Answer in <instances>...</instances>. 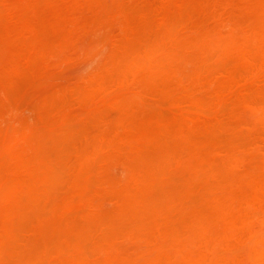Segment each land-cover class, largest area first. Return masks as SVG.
<instances>
[{
  "label": "rangeland",
  "instance_id": "obj_1",
  "mask_svg": "<svg viewBox=\"0 0 264 264\" xmlns=\"http://www.w3.org/2000/svg\"><path fill=\"white\" fill-rule=\"evenodd\" d=\"M2 1H3L4 3H3ZM7 1H8V0H0V13H1V16H2V17L0 16V27H1V30H2V29H5V27L7 26V27H6V28H8L7 32H9V30L12 31V29L14 28L15 25H14L13 27H12L11 25H12V24H16V26H15V28H14L15 30L13 29L14 31H12V33H13V32H16V27H17V25H18L19 22L22 20V18H24V15H27V16H29V17L25 16V20H27V18H29L30 20H29L28 22L30 23V25L28 24V22H27L26 24H24V25H25V26H26V25L29 26V28H30V29L32 28V30H33V28L36 29V30H35V31H36V34L33 33V35L35 34V35H34L35 37H34V39L32 38L34 41H35L36 39H38V37H39L40 39H41V38H44V40L46 39L45 41H47V40L49 41V39H52L51 41H53L54 39H57V37H56L55 35H59L60 37H58V38H60L61 40H60V41H57V40L55 41V40H54V42H57V43H55V44H53L54 42L52 43L51 41H49V42H50V43H49V42L47 41V42L45 43V44H47V45H46V46H43V41H44V40L41 39V41H42V43H41V42H39L40 39H38L39 41L37 42L38 44L36 43V47L32 46V48L34 47L33 50H34V52H35L34 55H32L31 53L29 54V52L32 51V50H31V49H30V50L28 49V48L30 47L29 45H28V48H27V43L29 42V43L32 44V45H35V43H34V42H30V40H29V41H27V40L30 39L29 37L32 36L31 33H32L34 30L32 31V30L29 29L30 32H31L29 35H27V34L25 33V32H26L25 30H24V32H23L22 30H19L20 33H22V32L24 33V35H23V34H22V35L24 36V37H23V40H24V42H26V44H23V45H22V43H21V40H20V44L18 45V42H19V41L17 42V39L19 40V37H18L19 35L13 33V34H15V36L18 37V38H16L14 35H11V33H8V34L11 35V36H10L11 38H12V36L15 37L14 40H13V39L11 40V42H12V41H14V42H12V43H11L12 45L10 44V46L13 47V43H14V48H15L16 45H18V46H16V47H23L24 45H26V46H24L25 48L23 47L24 50L27 48V50H25V51H24V50H21V51H20V50H18V49L16 48L15 53L13 52L14 49H13L12 52H11L12 54L14 53V55H16V53H17V57H19V59H20L21 57H24V58L27 57L28 61H27V62L25 61V64L27 63L28 67L23 66V65L20 63V61L17 62L16 59L13 58V59H14V63L17 62L16 64H18V66H19L20 64L23 66V67H19L20 69L17 67V65H14V67H13L12 64H14V63H13V62L11 63V62L7 61L8 58H6V59L4 58L5 60L2 59V58H3V55L6 56V53H5V54H4V53H3V54L0 53V55H1V57H0L1 61H2V62L4 61V63L7 65L6 67H4L5 65L3 66V63H2V66L0 65V68L3 67V71L5 72V74H7V73H6L7 71H8V73L10 74V73L12 72V69L15 71V68H16V72H13V73L16 75V77H17V75L19 76V77H17V79L15 78V75H14V74H13L14 77H13L12 75H10L12 78H11L10 76H7V75L4 76V75H5V74H3L4 72L0 69V73H1V71H2V74L0 75V80H1V83H0V84H1V85L4 84V86H5V84H8V85H6V86H8V88L5 86V88H6L7 91L9 90L10 87L15 88V92H16V93H13V95L15 94L14 97L17 96V97L19 98L20 96L23 95V96L20 98L21 100L19 99V100H20V103H19L18 99L15 98V99L18 101V102H17L18 105L15 103L16 100H15V102H14V99H13L12 103H13V104L15 103L17 106H16V105H15V106H14V105H11V104H12V103H11V100H7L6 98H9V97L11 98V95H12L11 93L14 91V89L11 90V88H10V90H11L10 92H11V93L8 91V92H7L8 95H6V94H4V93H6V90H5V89H2L1 86H0L2 92L4 91V93H0V104H1V103H2V104L5 103V102L2 101L3 99H5L4 101L7 102V107H6L7 109H6V110H8V112H6L5 109H3L4 111L1 110L2 108H5L4 106H6V103H5V105H4L3 107L1 106L2 104L0 105V115L2 116L1 119H3V117H5V118L8 117L7 114L10 115V116L8 117V119L6 118L7 120H5V121H2V120L0 119V127H1L0 131L3 130V129L5 130V131L3 130V132L1 131L0 135H1V134L3 135L4 132L6 133V132L10 131V133L8 132V138H9V140L5 137V136H7L6 134H4L5 136H4V135H3V136H0L1 139H3V138L5 137L3 140H1V139H0V140H1V142H3V144H4V140L7 139L8 141L5 142V145H6L8 142L11 143L10 141H13L14 139L19 140L21 143H20V142H18V143H20V145H23L22 148H23L24 150L26 149V151H27V152L24 151L23 154L20 152L21 155L23 156V158H22L21 155H20V156H21L20 158H16V157H14L13 155H14V154H17L18 150L21 149L20 147H19V149H15V147L17 148V146H19V145L16 143V140L13 141V142L16 144L15 146H14V144L11 145V147L9 146V144H8V146L6 145V146L9 147V148H7V147L5 146L7 150L4 149V148L2 147L3 144L0 142V148L2 147V151H3V153H4V154H2V151H1V149H0V155L2 154V155L0 156V161H1V162H0V167H1V168L3 167V168H2L3 171L0 170V171H1L0 174H1V175L4 174V175H2L3 177L0 176V179H1V178H5V179H1L2 181L0 180V186H1V183L4 181V182L2 183V188H1V189H2V192H6V188H8L7 186H10V185H11V186H10V190H11V189H14V187L12 188V185H13V186L17 185L18 182H16L15 179L20 177L21 172L19 173V171H20V170H21V171L24 170L26 167L28 168V165H27L26 167L24 166V167H23L24 169H20V170H19V168H18L17 171L15 170L16 173L14 172V173H15V175H14V174L11 173V172H13L12 170H14V169H16V168H14V169H13V168H12V169L8 168V169L11 170V172H10V171H8V169H5V166H6V167H8V166H9V167H11V166L13 167L14 164H11L12 162H14V163L17 162V161H18L17 159H19V161H21V160L24 159L25 156L28 155V154H29V155L26 157V158H28V159H26L28 162H29L30 159H31L30 157H32L33 159H34V158L37 159L36 157L38 156V157L40 158L39 154L41 153V151H42V153H43V154L41 153V154H42L41 156L45 155L44 153L48 152V153H47L48 155H45L46 160H47V159L51 160V157H54V159H55V158H58L60 155L64 156V157H65V162H66V164H64L65 162H64V163H63V162H59V160H62V158L64 159V157L61 156V157H62L61 159H59V160L56 159L54 162H53V161L50 162V161L48 160L49 163H46V162H48V161L45 160V162H42V165H44L43 163H45L44 166H45V168H47V167H51V166H52V164H51L52 162L55 163V162L57 161V162L55 163L56 166L59 165V164H57V163L59 162L60 165L57 166V168H54V169H58V167H59L61 170H63V171H61V172H63V173H66L67 171H71V172L67 175V178L70 177L69 180H70V181L72 180V181L75 183L76 181H74V180H76V179L73 178V173L76 172V170H78V171H77L78 173L74 175L76 178H78V176H79L80 174H83V173H80V170H81V171H82V170H83V171L86 170V169H82V167H83V166H81L82 164L86 165L85 168H87V170H89L90 167H91V170H93L92 174H93V173H96V172H97V170H96L97 168H98L99 170H102V169H104V165H107V164L105 163V164H103V165L101 164V165L98 167V163H99L98 160H100V159L97 160L98 163L96 162L97 166H96V164L93 163V162H91V163H93V164H90V161H91V160L93 161V160L95 159L96 155H97L99 158H101V156H100V151H101V150H102V151H101V155H103V154L105 153L104 150H106L107 148H108L107 151L109 150L108 152H111V151H112V154H111V153H108V154L113 155V152H118V150H117L116 148H119V150L121 151V150H122V148H121L122 146H121V145H122L124 142H125V143L128 142L127 144L129 145V147L126 146V147H127V149H126V147H125L124 145H127V144L124 143V144H123V146H124L123 149H126V150H125V151L123 150V152L121 151L122 153L120 152V153H121L120 156L123 157V158H124L125 155H128V154H129L127 158H126V157L124 158V159H126V160H125L126 162H127V160H129L130 157L134 158V156L132 155V153H131V154L129 153V152H130V151H129L130 149H133V150H131V151H133V152H135V154H137V153L140 152V150H141V148H142L141 153H139V156H137V155H138V154H137V155H135V157H136L135 159H131V158H130V159L133 160V161H136V160H139L140 162L143 161V164H142V162L140 163L139 161H137V162H139V164H140L141 166H143V165H144V166H147L148 162H151V161H152L155 165H158V166H155V165L152 163V164H153V168H152V169H154V166H155V170H159V169H160V171H163V172L165 171L166 173H168V172L170 173L171 170H173L174 172L168 174V177L166 178V179L170 178V179H168V180H171V178H172V179H173V178L176 179L177 177L180 176V175H179L180 172L176 173V170H178V169L180 168V166H179L178 169L174 170V169H175L176 167H178V165H179V164L176 165V161H178V158L175 157V159H177V160H176V161H173L174 159L172 160L170 157H171V156H174V154H175V156L178 155L177 157L182 156L183 154L186 155V154H188V153H183V152H184V151H188V150L192 147L191 145H192L193 143L195 144L194 146H198V145H196V144H200V143H199L200 141H197V143H196L195 141H193V143H192L191 145H189L190 143H188V146H191V147L188 149V146L186 145L187 143H182L183 141H182V142L180 141L181 138H186L187 136H188L189 138H190V137H193L192 135L194 134V132H196V133H200V134L204 135V133H206L207 131H210L211 129H212V130H213V129L216 130V129L219 128V129H218L219 131H222V130H223V133L220 132V135H221V134H224V133L226 132L225 129H227V131H228L226 134H228V133H229V134H233V133H234V134L231 136V139H237V140H233V144H234V145L232 144L230 138H229L230 141L227 140L228 144H229V142H231V144L233 145L232 148H231L232 145L230 146V145H228V144H227V145L225 144V143H226V140L223 141V138H221V137H224V136L217 137V136L214 135V134H215V132H214L215 130H213V131L211 130V131L214 132V133H212V132L210 131L209 134H208L209 137H211V136H212V137H213V136L216 137V138L214 139V141H216V139L219 138V139H218V142H216V145H219V146L214 145V146H216V147H214V146H213V143H212L213 140H212L211 144H210V142L208 143L209 147H212L211 149H215V150H216V149H220L219 147H220V146L222 147V145H220V144H221V143H220V140H221V142H222V143L224 142L223 144H225V145L227 146V148H228V146H230V148H231V151L229 150L230 153H227L228 151H227L226 153L229 154V156H233V157H235L234 159H236V157L238 156V155H237L238 153L235 151V147H236V146H235V143H234L235 141H236L238 144H239V142H240V145H238V146H241V145H242L243 147H244V146H247L246 143H249V141H251V140H252V144H253V140H254L253 138H255V136H257V134H256L255 136L252 135L251 137H253V138H252L251 140H249V141H248V138H250V137L246 136V137L244 138V140L246 139L247 142H245V141L242 140V138L244 137V134H242V135H243V137H242V136H241V132H239V134H240V136H241V139H240V138L238 137V136H239L238 131H239V129H241V128H240V127H241V126H240L241 124H237V120L240 121V117H236L237 114H235V113H237V112L234 113V112H228V111H229V109H231V106H232V105H233V106H232V109L234 110V109L236 108L237 110L235 109V111H238L239 108H237V107H240V108H242V107H244V106L246 107V106H247L246 104H248L247 108H248L249 110H251V108L253 107L252 104L254 103L253 101H255V105H256L257 109H256L255 106H254V108H253L251 111H254V113H255V112H256V113L258 112L257 114H260V115L263 114V112H261V111H263V109H264V102L260 104V102L257 103L256 101H258L259 99H260L259 101L262 100L261 97H259V93H261V89H262V93H263V90H264V89H263L264 87L261 88V89H259L260 91H258V89H257V87L264 86V85H262V83H264V67L262 68V66H261V65L264 64V63H262V59H264V57H263V53H259V52H258V51H261V52H262V51L264 50V49H263V50L260 49V48H262V46H263V48H264V34L261 33V32H264V28H263L262 31H261V23L264 24V0H256V1L254 2L255 5H253V3H252L253 1L251 2L252 4L249 2V1H251V0H228V1H224V2L221 1L222 3H221L219 0H217V1H211V0H209V1L213 2V3H207L208 1L206 2V1H204V0H203V1H202V0H197V1H200V2H198V3L201 4L202 6H203V4H202L203 2L205 3V5H206V3H207V5L209 4V6L206 5L207 8L205 7V5L203 6L204 8H206L205 10H203L204 8L202 7V8H203L202 11L200 10L201 13H200V11H199V13L201 14V16H195V15H199L198 13H195L196 11H198V10H196V9H198V8H197V6H198L197 2H196V1H194V3H193V2H190V3L192 4V5H191L192 7L190 8V6L188 5L189 2H187V3H183L184 1H187V0H184V1H183V0H179V2L181 1V2H180V3H181L180 5H179V2H176V1H178V0H168L167 2H165V0H161V2H159L160 0H158V2H156L157 0H156V1H154V0H151V1H150V0H123V1H122V0H114V1H115L114 3H116V4L113 3V0H103L104 3H106V4L108 3V5H107L106 7H103V6L106 5V4L103 5V3H102L103 1H101V0H99V1L96 0V2H94V0H86V1H87V4H90V5H88L87 7H89V6H91V7L94 6V7L92 8V10H87V11H85V9H83V8H86V7H84V6L82 5V3H83L84 1H83L82 3L80 2V6L77 7V6L79 5V0H77L78 2L76 1L78 4H77L76 2H74L75 0L72 1V3L74 2L73 5H76V4H77L76 7L73 6V5H72L73 7H72V6H71V7H67V6L70 4V3L68 4V1H69V0H66V1H65V0H62V2H64L63 4L61 3V0H48V2H47V0L44 1V2H43V0H38L39 2H38L37 0H28V1H27V0H23V1H22V0H16L17 2L19 1L18 4H15V3H17V2H15V3L12 2V1H15V0H9L8 2H10L11 4L8 3ZM32 1H33V3H32ZM35 1L37 2V4L39 3V5H35ZM40 1H42V2H40ZM53 1H55V2H58V1H59V2H58V3H54ZM81 1H82V0H81ZM89 1H91V2L93 1L95 4H94V3H89ZM116 1H117V2H116ZM121 1H122V4H119ZM153 1H154V3H153ZM163 1L165 2V4L167 3L168 6L165 5V4H163V3H164ZM182 1H183V2H182ZM188 1H191V0H188ZM192 1H193V0H192ZM218 1H219V2H218ZM229 1H230V3L232 2V5L229 3V5H230L231 7H232V6L234 7V5H236V4H238V3H242V2H244V1H245V2H249V4L253 6V10H252V7H250L249 5H247L248 3H245V5H242V6H245L244 10H240L239 8H236V7H235L234 10L227 12L229 8L226 9V7L228 6L227 2H229ZM257 1L260 2V3H259L260 5H259V4L256 5V3H258ZM20 2H21L22 4H21ZM45 2H47V3H46V4H47V8L44 9V7H46V4H44ZM70 2H71V1H70ZM162 2H163V3H162ZM6 3H8V4H6ZM19 3H20V4H19ZM29 3H32L33 5L31 6V4H29ZM40 3H42V4H40ZM65 3L68 4V5H66V7H64V6H65V5H64ZM72 3H71V4H72ZM98 3H99V4H98ZM111 3H112V5H113V7L111 6ZM152 3H153V4H152ZM161 3H162L163 5L160 6L159 4H161ZM176 3H177V4H176ZM195 3H196L197 5H196ZM220 3H221V4H220ZM14 4H15V5H14ZM26 4H27V5H26ZM28 4H29V5H28ZM49 4H50V5L60 4V6L63 5L61 8L59 7L61 10H59L58 8H56L55 6H53V7L51 8V10L49 9L50 11H48V12H51V13H52L53 11H57V13L59 12L58 15H56V16H58V17H56V16H54V15H53L54 17H51V16H50L52 19H53V18H55V19L58 18V19H56V20L54 19V20L56 21V22H55V25L53 24L54 22H52L53 20L50 19V20H51V25L53 24V25L51 26V29H50V30L48 29L49 26L46 28V30L43 29V28H44L43 26H44L45 22L47 23V24H45V27H46V26L48 25V23L50 22V21H49V22L46 21V20H47V19H46V20L44 21V23H42L43 21H41L40 23H38V24L36 25V27H35V26L33 27L32 24L35 23V22H39L40 20H38V19H41V18L39 17V15L37 14L39 8H40V9L42 8V11L45 12V13H42V11H41L40 13H42V14H40V15H43L44 17H47L48 19L50 18L49 15H51V13H49V15L46 16V11H47L48 8L50 7ZM71 4H70V5H71ZM97 4H98V5H97ZM117 4H119L120 6L118 5V7H116ZM142 4H144V5H142ZM185 4H187V5H185ZM194 4H195V5H194ZM242 4H243V3H242ZM10 5H12V6H10ZM23 5H24V7L26 6V7H25L26 10L23 11V12H25L24 14H22L23 12H21V11L24 9V8L22 9ZM34 5H35V6H34ZM40 5H43L44 7H43V6H40ZM70 5H69V6H70ZM84 5H86V4H84ZM133 5H134V6H133ZM135 5H139L141 8L136 9L137 7H136ZM148 5H149V6H148ZM158 5H159V7H158ZM176 5H177V7H176ZM181 5H183V6H187L188 8H187V7H185V8H187V10L189 9L191 12H193V15H191L189 18H193L194 20H195V18H196L197 21H194V20L192 19L193 21L191 22V19H187L188 15H190V14H192V13H191L190 11H187V10H186L184 7H182ZM201 5H200V6H201ZM238 5H239V4H238ZM238 5H236V6H237V7H241V6H238ZM15 6H17V7H15ZM20 6H21V7H20ZM28 6H29V8H28ZM57 6H59V5H57ZM114 6H115L116 8H115ZM143 6H144L145 8L142 9ZM147 6H148V9L146 8ZM156 6H157V7H156ZM164 6H165V7H164ZM166 6H167V7H166ZM179 6H180L181 8H180ZM193 6H195V7H193ZM200 6H199V7H200ZM220 6H223V7H224V9H223L222 11H221V9H219ZM230 6H229V7H230ZM12 7H13L14 9H13ZM30 7H31V9H30ZM33 7H35V8H33ZM54 7H55L57 10H53ZM63 7H64V8H63ZM74 7H75L76 9L78 8V10H80V11H77L78 16H76L75 13H74V12H76V10L74 9L75 11H73V8H74ZM95 7H96V8H99V10H101V11L98 10V11L96 12L97 9H95ZM102 7H103V8H102ZM107 7H108V8H107ZM135 7H136V8H135ZM161 7H162V8H161ZM169 7H170V8H169ZM172 7H174V8L176 7V8H177V12H179V11H178V8H179V9H180V12H179V13H181V14L176 15V11H174V12H175L174 14L168 15V14L172 13L171 11L174 10V8H172ZM258 7L260 8L259 10L262 11V12H261V11L258 12L259 15H257V13H255V10H257ZM16 8H18V9L13 13L12 11H14ZM19 8H20V9H19ZM37 8H38V9H37ZM66 8H68V10L65 11ZM70 8H72L71 11H70ZM89 8H90V7H89ZM89 8H86V9H89ZM101 8H102V9H101ZM104 8H106L107 10H105ZM157 8H159V9L162 11V13H161L160 10L157 9ZM171 8H172V10H170V12H169V10H167V9H171ZM176 8H175V9H176ZM183 8H184V9H183ZM193 8H195L196 11L193 10ZM208 8H210L211 10L208 9ZM242 8H243V7H242ZM27 9H29V10L27 11ZM33 9H35V12H34ZM62 9H64V10H62ZM134 9H136V10H134ZM139 9H140V10H139ZM141 9H142V11H145V12H144V16H146V14H147V12H148V14H150L148 17H150V19H151V18L155 19V20H152V23H153V21H155V24H154V25H156V23L158 22L157 25H156L155 27H154V26L152 27L153 24H152L151 27H150L149 25H150L151 23H149L147 26H144V28L142 27L143 25H141V24H144V25H145V24H146L145 22L148 23L150 20L146 17V18L149 20V21H146V20H145L146 18H145L142 14H140L139 16H136V14H138V11L140 12ZM146 9H147V10H146ZM162 9H164V10L166 9V11H164V10H162ZM199 9H201V7H200ZM231 9H233V8H230V10H231ZM235 9H237V10H235ZM45 10H46V11H45ZM102 10L106 11V12H105L106 15L103 14L104 11H102ZM115 10H116V11H115ZM118 10H119V11H118ZM131 10H132V11H131ZM148 10H150V11H148ZM154 10H156V11H154ZM158 10H159L160 13H157ZM183 10H184V11H183ZM192 10H193V11H192ZM207 10H210V12H212V13H211L212 16L209 15L210 12H207ZM1 11L3 12V14H2ZM29 11H33V12L30 13ZM61 11H62V12H61ZM72 11H73V12H72ZM88 11H90L89 15H91V17L87 16V15H88V14H87ZM94 11H95V12H94ZM129 11H131V13H130ZM133 11H134V12H133ZM151 11H153V13H151ZM163 11H164V13H163ZM167 11H168V12H167ZM194 11H195V12H194ZM240 11H242L243 13L240 12ZM257 11H258V10H257ZM19 12H20V13H19ZM36 12H37V13H36ZM63 12L68 13V14H67V17H66V15H63V14H64ZM71 12H72V13H71ZM85 12H86V13H85ZM99 12H100V13H99ZM165 12H166L167 15H168L167 18L165 17V16H166V15H165V14H166ZM185 12H186V13H185ZM187 12H190V13H187ZM205 12H207V14H206ZM5 13H6V16H5ZM11 13H12V15H11ZM16 13H17V14H16ZM26 13H27V14H26ZM53 13H54V12H53ZM55 13H56V12H55ZM60 13H63V14H60ZM70 13H71V15H70ZM73 13H74V14H73ZM77 13H76V14H77ZM101 13H102V14H101ZM133 13L135 14V16H133V15H134ZM142 13H143V12H142ZM202 13H203V15H204V13L206 14V15H205V18H204V17L202 18ZM240 13H241V15H242V18H239V19H238L239 21L237 20L238 23H235V20L239 17ZM254 13H255L256 15H255ZM260 13H261V14H260ZM13 14L16 15V18H15V16H14ZM21 14H22V16L20 17ZM28 14H29V15H28ZM36 14H37V16H36ZM79 14H80V15H79ZM93 14H97V15L93 16ZM161 14L165 15L164 17H165L166 19H165L164 21L161 20ZM243 14H244V15H243ZM3 15H4L5 17H3ZM8 15H9V17H8ZM69 15H70V16H73L74 18L72 17L73 19H71L70 17H68ZM74 15H75L76 17H75ZM98 15H99V16H98ZM101 15H102V17H104L103 19H104V22H106V23H104V22L102 23V20H103V19H102L100 22L97 21V20H99V19L101 18V17H100ZM141 15H142L145 19H142L143 17H140ZM12 16H14V17L11 18ZM17 16H19L20 19H19V17H17ZM35 16L38 17V19L34 20V17H35ZM60 16H62V17H61L62 20H60ZM83 16L86 17L85 19L89 18V19H88V21L90 20L89 23L86 24V22H85L84 20L81 19V17H83ZM97 16H98V17H97ZM132 16H133L134 19H136V20H137L139 17H140V19H142V20H140V21L138 22V24H140V25H138L137 28H134V25H133V24H136L137 21H135V20H134L135 22L132 21V18H133ZM152 16H153V17H152ZM192 16H195V17H192ZM219 16H220V17H221V16H224V17H221V19H223V18H224V19L228 18V19H229V20H228L229 22L226 21V22H225L226 25H224V26H220L221 28L219 27V29L216 28L217 30L215 31L214 29H212V28H213V25H215V24H214L215 22H219V21H216V20H214V19L218 18ZM258 16H259L258 20L261 22L260 25H259V26H256V24H253V25L251 24V25H252V26H251L250 23H251L252 20H251L250 22H249V20H250L251 18H253V21L255 22V21H256L255 18H257ZM7 17H8V21H6V18H7ZM41 17H42V16H41ZM44 17H43L42 19H45ZM93 17H97V18L100 17V18H99V19H97V18L93 19ZM135 17H136V18H135ZM1 18H3V19L5 18V19H4L5 21H4L3 19H2L3 21H1ZM9 18H10V21H9ZM14 18H15L16 23H15V21H13ZM65 18H66V19H65ZM68 18H70L71 20H70V19L68 20ZM77 18L80 19V20H78V22H77V23H78V28H79V26H80V27L82 26V24L79 25V23L82 21V22H85V25H84L82 28L86 27L87 29H85V28H84V29L80 28L81 31H79L80 29H79V30H76V27H75V26H77V25H76L77 23H75V22H76L75 20H77ZM199 18H202V19L200 20ZM243 18H245V19H243ZM11 19H12V21H11ZM17 19H19V20H18L19 22L17 21ZM64 19H65V21L67 22L66 24H64V22H65V21H63ZM83 19H84V18H83ZM105 19H108V20H105ZM162 19H163V17H162ZM198 19H199V20H198ZM240 19H242V21H241ZM58 20L63 21V22H59ZM92 20H93V21H92ZM130 20L133 22V24H131V26H130V23H131ZM143 20H144V21H143ZM157 20H158V21H157ZM74 21H75V22H74ZM91 21H92V22H91ZM107 21H108V23H107ZM129 21H130V22H129ZM184 21H188L189 24H188V23H187V24H184L183 26H181L182 28H181V27H180V28L178 27L179 29H177L176 27L178 26V24H179V26H180V25H181L180 23H181V22L184 23ZM199 21H200V22H199ZM203 21H205V22H204L202 25H199V24H201ZM221 21H223V20H221ZM224 21H225V20H224ZM224 21H223V22H224ZM233 21H234V22H233ZM4 22H7V24L4 23ZM24 22H26V21L23 20V23H24ZM68 22H69V26H71V28H70V27H67ZM72 22H74V23H72ZM82 22H81V23H82ZM90 22H91L92 24H91ZM98 22H99V23H98ZM109 22H110V23H109ZM123 22H125V24H124ZM141 22H143V23H141ZM150 22H151V21H150ZM179 22H180V23H179ZM190 22H191L192 24H190ZM198 22H199V23H198ZM211 22H213V25H212L211 28L209 27L208 30H209V31L213 30L214 33H212L213 31H212L211 33H210V32H207V35H206V36H207V37L209 36L208 38H209L210 40H209L207 37H206V38L208 39L209 42H205V41H207V40H205V39L202 38V36H201L202 34H200L199 39H197V38H198V36H197L198 33H196V32H199L200 30H203L204 27H206V26H210V24H212ZM256 22H257V21H256ZM256 22H255V23H256ZM1 23H2V24H1ZM3 23L5 24L4 28L1 26V25H4ZM17 23H18V24H17ZM97 23H98V24H97ZM101 23H102V24H101ZM127 23H129V24H127ZM176 23H177V25L175 26L176 29H175V28H171V27H173V25H175ZM240 23H241V24H240ZM57 24H59V26H58ZM60 24H61V25H62V24L65 25V27H63V26L61 27ZM70 24H71V25H70ZM96 24H97V27L100 25L99 29L97 28L98 30L95 29V27H93V26H95ZM103 24H104V26H103ZM106 24H107V26H106ZM122 24H123V26L126 27V28H125V29H126L125 31H124V30L121 31V28L123 29ZM219 24L223 25V23H221V22H219L218 25H219ZM238 24H240V25H238ZM19 25L21 26V25H23V24L21 23V24H19ZM19 25H18V26H19ZM24 25H23V26H24ZM41 25H42V26H41ZM128 25H129L130 27H129ZM195 25H196V26L199 25L198 28L195 27ZM218 25H216V27H218ZM23 26H22L20 29H22ZM25 26H24V27H25ZM31 26H32V27H31ZM38 26L40 27V29L37 28ZM53 26H54V27H53ZM56 26H58V27H56ZM121 26H122V27H121ZM140 26H141L142 28H139ZM148 26L150 27L149 29H148ZM184 26H185V27H184ZM186 26H187V28H186ZM247 26H249V27H247ZM55 27H56V29H58V30H56V31H57L58 33H60V34H57V32L55 31ZM102 27H109V28L111 29V31L109 30V28L107 29L109 32H107L106 28H104V29H105V31H104V30H102V29H103ZM112 27H113L114 29H112ZM120 27H121V28H120ZM135 27H136V26H135ZM183 27H184V28H183ZM245 27H247V29H246ZM259 27H260V28H259ZM263 27H264V25H263ZM17 28H18V27H17ZM25 28H26V27H25ZM25 28H24V29H25ZM53 28H54V30H52ZM67 28H70V30L67 29ZM78 28H77V29H78ZM127 28H131V29L134 28V29L137 30V31H135L136 33H134V29H133V33L135 34L134 37L131 35L132 32H131L130 30H128ZM145 28H146V29H145ZM185 28H186V31H187V32L185 31ZM243 28H244V30H243ZM258 28H259V29H258ZM47 29H48L49 31H48ZM71 29H72V30H71ZM180 29L182 30V32H179ZM245 29H246V30H245ZM40 30H42V31H40ZM64 30H65V31H64ZM92 30H93V31H92ZM101 30H102V32H101ZM113 30H114V31H113ZM140 30H141V31H140ZM181 30H180V31H181ZM191 30H193V34H195L194 36L197 37L196 39L198 40V42H196V43H194V44L192 43V41L195 40V38H193L194 36H193V37H189V36H190L189 34H190ZM194 30H195V32H194ZM204 30H206V29H204ZM258 30H259V31H258ZM52 31H53V33L56 32L55 35H53V33L51 34ZM67 31H70V32H67ZM103 31H104V32H103ZM206 31H207V30H206ZM206 31H204L203 35L206 34V33H205ZM243 31H245V32H243ZM255 31H257V32H255ZM19 32H17V33H19ZM110 32H113V36L110 35ZM116 32H117V33H116ZM123 32H126V34L123 33ZM170 32L172 33V37H173L174 39H175V37H177L179 40H180V39L182 40L183 38H185L186 36H188V37H186L185 39H183V41H187L186 39L188 38V39H190V41L188 40L189 43H188V42H183V43H184V44L188 43L189 45L192 44L191 47H188V48H187V45H188V44H187V45H184L183 43H182V44H183L184 46H182L181 44H180V45H181L183 48L186 46L187 49H190V48H191V50L193 49L192 51L195 52V53H194V54H191L192 51H187V52H186V51H185V50H187L186 48H184V50H183V48H182V50H179V51L177 52L176 49H177V48H180V45H178V47H177V44H176V43H177V42H176V41H177V38H176L175 41H172V43H175V42H176V43H175L176 45L174 44L175 47H171V45H170V46H169L170 48H169V47L166 48V44H167V42L171 40V38H170L171 36H169ZM202 32H203V31H201V33H202ZM0 33H1V31H0ZM99 33H100L101 35H100ZM115 33H116L117 35H115ZM175 33H176V36L174 37V34H175ZM245 33H246V34H245ZM248 33H249V34H248ZM50 34L52 35V37L50 36ZM124 34H125L126 36H128L127 38H129V39H127V38L125 39V35H124ZM137 34H138V35H141L142 38H140L139 36H137ZM144 34H146V37H148L149 35H150V36H153L152 34H154V36L157 37V38H155V37L153 36V37H150V38L148 37V39L145 37L146 39H144V37H143ZM159 34H160V36H159ZM177 34H178V36H177ZM186 34H188V35H186ZM191 34H192V33H191ZM196 34H197V35H196ZM261 34H263V35H261ZM4 35L6 36V34H4ZM4 35H3V36H4ZM22 35L20 34V36H22ZM99 35H100L101 37H100ZM170 35H171V34H170ZM245 35H247V36H245ZM5 36H4V37H5ZM7 36H8V35H7ZM7 36H6V38H5L6 40L11 39L10 37H7ZM36 36H37V38H36ZM92 36H93V37H92ZM0 37L2 38V40H4L3 37H2L1 35H0ZM113 37H114V38H113ZM135 37H137V38L139 39V41H140V39H142V40H144V41L139 42V41L136 40L137 38H135ZM7 38H8V39H7ZM24 38L27 39V40H25ZM47 38H48V39H47ZM67 38H68V41H65V42L69 44V41H70V44H69V45L67 44V45H68V48H69V46H73L72 48H74V49H73V53H72L74 59L71 58V59H73L74 63L72 62V60H71V61L68 60V58L70 57L68 54H71V52H69V50H71L72 48H71V49H68V48L66 49L64 46H67V45H64V43H63L60 47H62V46L64 47V49L61 48L62 53H63L64 50H66V51L68 50L67 52L64 51V54H63V55H66L65 53H68V52H69V53L67 54L69 57H67L66 60H67L68 62L70 61V62L73 63L72 65H70V70H69V69H65L70 63H69V64H68V63H65V64H64V61H66V60H65V59L63 60V55H62L61 51L59 50L60 47H56V46H54V45H56V44L58 45L59 42H62L63 40H65V39H67ZM132 38H133L134 40H133ZM173 38H172V40H174ZM192 38H193L194 40H193ZM211 38H213V39L211 40ZM248 38H249V39H248ZM20 39H22V38H20ZM32 39H31V40H32ZM62 39H63V40H62ZM100 39H102L104 43L102 42V40L100 41ZM155 39H156V40H155ZM157 39H161V40L159 41V40H157ZM191 39H192V41H191ZM6 40L4 41V43H3L2 45H4V44L6 43V44H5V46L7 47V48H6V51H8V49L10 50L11 48L8 47V45H7L8 42H6ZM23 40H22V41H23ZM33 40H32V41H33ZM127 40H128V42H127ZM148 40H149V42L155 40L156 43H155L154 41H153V43H154V44H157L156 46H159V45H160V46H159V47H156L152 42L149 43V44H150V45H149V44H148ZM179 40H178V41H179ZM247 40H248V41H247ZM253 40H254V41H253ZM8 41H9V40H8ZM15 41H16V42H15ZM36 41H37V40H36ZM36 41H35V42H36ZM97 41H100V47H101V46L103 47V48L101 47L102 49L100 48V50H99L101 53L98 54L99 51H95V50L97 49L96 47H98V46H97L98 43H97V44L95 45V47H94V49L96 48L94 51L97 52V53L94 54L95 52H94V53L92 52V54H91V53L89 54L90 51H88L87 48H89V47H91L92 45H94ZM131 41H134V42H131ZM157 41H159V43H157ZM24 42H23V43H24ZM101 42H102V43H101ZM126 42H127V43H126ZM129 42H130V43H129ZM135 42H137V43H135ZM251 42H252V43H251ZM1 43H2V41H1ZM1 43H0V44H1ZM15 43H17V44H15ZM33 43H34V44H33ZM170 43H171V41H170ZM180 43H181V42H180ZM190 43H191V44H190ZM242 43H245V44H247V45L244 46V45H242ZM8 44H9V43H8ZM39 44H40V45H39ZM45 44H44V45H45ZM49 44H50V45H49ZM152 44H153V45H152ZM158 44H159V45H158ZM168 44H169V43H168ZM178 44H179V43H178ZM256 44H257V45H256ZM2 45H0V50H1V47L4 49V47H3ZM21 45H22V46H21ZM41 45L43 46V48L41 47L42 49L40 48ZM145 45H146V46H145ZM189 45H188V46H189ZM37 46H38L39 48H38ZM47 46L49 47V49H48ZM53 46H54V49L51 50V49H52L51 47H53ZM58 46H59V45H58ZM147 46L153 47V49H152V51H151V53H150V55L152 54V55H151L152 57L148 56L149 54H148V55L145 54V55H147V56L149 57V60L146 61V60L144 59L146 62L144 61V62H143V65H142L141 63H140V64H137V63L135 62V63L137 64V65H136V64L133 62L134 59H135V61H136V56H137V57H141V56L143 55V57H144V56H145V55H144V49H146ZM228 46H230V47L233 48V49H232V50H231V48L229 49ZM233 46H238V47H240V48H242V47L244 46L246 49H249V50H250L251 48H254L255 46H256V48H257V46H258V47L261 46L257 51L255 50L256 52H258V53H254L255 55L253 54V51H254V50H253V51L251 50V51H252V54L254 55L253 57H254L256 60H258V64H260V60H261V64H260L261 70H260L259 72H257V71L260 69V67L258 68V67H257L258 64H256V68H258V70H256L255 68H253V69L256 70V72L254 73V72H253L254 70H253V71H252V72H253V73H252L253 76L250 75V74H248L249 76H247L246 73H245L246 70L244 71L243 69H244V67H248V65H246V64H244V66H241V65H243L242 62L246 63V61H247V63H248L249 60H250L252 57L250 58V56H247V55H246V54H249V53H246V54L244 53V51L247 52L248 50H241V49H240V50H238L239 53H237L236 50L238 49V47H235V48H234ZM150 47H149V49H150ZM176 47H177V48H176ZM36 48H37V49H36ZM58 48H59V49H58ZM225 48H226V49H225ZM35 49H36V50H35ZM39 49H40V50H43V52H40L41 54H38V52H39L38 50H39ZM46 49H47V50H46ZM55 49H57V50H56L57 52L55 51ZM91 49H93V47L90 48L89 50H91ZM147 49H148V47H147ZM149 49H148V50H149ZM167 49H168V51L166 52L165 50H167ZM172 49H174V50H172ZM201 49H202L203 51L206 52V55H205V53H204L203 51H202L203 53L201 52L202 55H203V54L205 55V56L203 55V57H205L206 59H207V58H211L212 60L210 59L211 61L209 62V61H206V59L201 58L202 56L199 57V56L196 55V57H197V58H201V60L199 61V60H197V59H196V60L193 59V61H190L191 57H192V58H195V54H200V52L198 53L197 51H194V50H198V51H200ZM228 49H229V50H228ZM254 49H255V48H254ZM28 50H29V51H28ZM50 50H51V52H50ZM58 50H59V51H58ZM148 50H147V51H148ZM150 50H151V49H150ZM150 50H149V51H150ZM153 50H155V52L158 54V56L161 55V57H162V53H163L164 51H165L164 54L167 53L166 56L168 55L169 57H170V54L172 53V54H173L172 56H174V58H176L175 56L180 57L181 55H183V56H184V59H186V58H185V54H186V55H189V54L192 55L190 58H188L190 55L187 56V59H186L187 62H186V64L190 62L189 65L187 64L188 66H186V64L184 65L185 60L182 58L183 56L180 57V58H182V59L184 60V62L182 61L183 63L181 62L182 59L180 60L179 58H176V61H177V59H179L178 62H179V63L181 62V63H180V68H181L182 66H183L184 68L180 69L181 71H179V73H178L177 70L174 69L175 72H176V71H177V72H176V74H174L175 72L172 73V75L174 74V75H176V76L179 74V75H178L179 78H183V77L185 76V77L183 78V80H184V79H186V80H185V81L182 80V81H183V82H186V83H187L186 85H188V83H189L188 78L192 77V76H187L188 73H190L189 75H191V73H193V70H194V72L198 73V75H199V74H200V75H201V74H204V72H208V73H209V71H212V72H210V73H213V72H214V71H213L214 68L219 64L218 67H216V68H217V69H216L217 72H214V73L211 74V75H210V73H209L208 76H210V77H207V78H206V80H208L209 78L212 77L211 79H212L213 81H209V80H211V79H209V80L207 81V82H208V83H207L206 80H205V81H204L205 83L202 84V85H206V87L209 86V88H211V91H212V92H213V90L215 89V88L212 89L213 86L211 87V85H212L213 83H214V85H216V84H218L219 86L222 85V88H219L220 92H219V90H218V87L215 86V87L217 88V90H218L217 92H218V94L220 95V97H219V95H217V94H216V96H214L215 94H213V95H212V99H214L215 97H217V98L219 97V98H218V99L216 98L217 100H214V102H212L213 100L210 99V98H211L210 95H211L212 93L208 94V92H211V91L209 90V88H207L208 90H206V92H205V90L202 91V92H204V93L201 92V90H203V89L205 88V86L203 87V89H201V87H199V88H200V91H199V89H194V90H192L193 87H194V85H195V88H197L196 85H197V86L201 85V83H199V85H198V84H194V83H195L194 80H196V78L193 79V77H192L193 80H191V78H190L191 81H190V83H189V85H188L189 87L192 85V88H191L190 90H188L187 92L190 91V92L192 93V92L194 91L193 93L196 94V93H197L196 91L198 90V92H199V94H201V96H200V97H195V94H191V93H190V95H191V96L189 97L190 99L192 98V96L195 97L194 99L199 98L197 101L193 99V102H191V101H188V100H190V99L186 97V96H188V94H189V93H188V94H185L186 96L183 95V99L181 100L180 98H181L182 96H181V94L179 95V93L177 94V92H178L179 90H183V88H185V87L188 88V86H186L185 84H184V85H181V84H182V81L179 82L180 79H178L179 81H178V83H177V82L175 81L177 77L174 79V75H173L172 77H171V76H170V77L173 78L174 81L171 82V81L173 80V79H171V78H169L170 80H168V81L171 82V83H173V85H174L175 83H177V85H179V90L177 91V89L175 88L177 92H176V91H175L176 93L174 92L176 95H179V96H178L179 99H178L177 97H176L177 99L174 98V97L176 96L174 93H172V92L174 91V87H173L172 84H171V85H172L171 87H173V88H171V87L169 86L170 83L167 82V77L165 78V76H166L165 74H166V72H167V74H168L167 76H169L168 70L171 71L170 69L173 67V65L176 63V61L171 57V59H173V60L175 61V62L173 61V62H174V64H173V63H172V60L170 59V60H171L170 62L173 64V65H172V64L168 61V58H169V57L164 56L162 59H160L161 57H160L159 59H157V55L153 52ZM156 50H157V51L159 50V51H158L159 53H158ZM177 50H178V49H177ZM214 50H216L217 52H216V51H215V52H212V51H214ZM223 50H224V51H223ZM230 50H231V52L233 51L231 54L234 53L235 56H234V55H231V54L229 55V54L227 53V52L230 51ZM3 51H5V49H4ZM27 51H28V53H27ZM103 51H105L106 54H104ZM149 51H148V52H149ZM160 51H163V52H160ZM169 51H170L171 53H169ZM183 51H184V52H183ZM8 52H9V51H8ZM21 52H25L24 55H26V53H27V54H29V55H31V56H29V55L24 56V55H22L23 53H21ZM44 52H45V53H44ZM47 52H50L51 54L48 55L49 53H47ZM107 52H109L110 54H111V53H114L115 55L113 54V56H116V57L118 58V60H119L120 62H122V63H124V59H126V61H130V60H131L130 62H133V63H134L133 65L135 66V67H134V66H130L131 69H134V72H135V71H139L138 73H137V72L134 73V72L131 70V71L133 72L132 74H134L135 77H137V75H139V73H140V75L142 76L141 78L144 77L145 73L149 74V76H150V75H151V76L153 75V78L156 79V80H154L153 78H151V81H150V80H149L150 78H149L148 80H149L150 82H147V81H148L147 78H146L147 75H145V76H146V77H145L146 79H145V78H144V79H145V82H147V83H146L147 86L150 85V86L152 87L154 81H159V80H160L161 82H155V83H154V86H155L154 88L159 87V88H156V89H159V91H162V92H163V91H165V88H166V87L163 88V85H164V86H167V84L169 83L166 89H167V90H168L169 88L173 89V91H172V90L170 91V89H169L168 91H170V92H169L170 95H173V94H174L175 96H174V97H173V96H170V98H169V97H168L169 95H164L163 93H162V94L164 95V97L167 96V97L170 99L169 101H167V102H170V103H169L170 105L167 104V106L169 107L170 111H173L172 113L174 114V118H175L176 110H178V111L180 110V113H179V114H182L183 112L186 113V114H184V116L182 115V119H184V117L186 116L185 119H184L186 122H191V121L193 120L192 122L195 123V122H197L198 120L195 121V119H196L197 116L195 115L196 117L193 118V117H192L193 114H199V115H201L200 117H202L203 113L200 114V112H203V110H204L205 113H208V114L211 115V117H209L208 114H205V113H204V114H205V115H204L205 118H206V116H208L207 118H211V119H213V118H212L213 115H214V117L217 116V115L219 116V117H217V118L214 119V120H218V119H219L218 121H214V122H213V121H211V119H210V122H213L212 124H214V123L216 124V122H218L219 124L221 123V125H224L225 123L228 124V122H229V120H230L229 114H230V113H231V114L234 113V118L236 117L237 119H236V121H235L234 124H233L234 129H233V130L231 129V130L233 131V133H232L231 130H230V131L228 130V128L230 129V128H233V127H230V126H229V127H226L225 129H221V130H220V125L217 126V125L214 124L216 127L213 128L212 125H210L211 127L207 125L209 122L206 123V122L208 121V120L206 119V121L204 120L202 123L200 122V124L204 125L203 123L205 122V124H206L205 127H206V128L204 127V129H207V128L209 127V128H208L209 130H207V131L204 130V129H203V130H200V128H198L200 131L197 132V130H198V129H197V126L200 125V124H199V123H195V124H196V125H195L196 127H194V124H191V128L186 127V132H183V133L186 134L187 136L184 135V137H182V136H183V133L180 134V135L178 134V135H179V136H178V135H176V132L179 131V129H182V126L185 127V126H188V125L185 124V123L182 124V123H183V120H182V122H181L180 120H177V119L179 118V116H177V115H176V116H177L178 118L176 117V119H175V120H177V121H175V120H173V121H175L174 124H176V123L179 121V122L182 124V125L180 124V125H181L180 127H179L178 124H176L175 126H174V124H173V125H172V126H174L173 128H175V127H177V126H178V127L170 131L168 128L170 127V129H171V123H173V121H172V120H169V121H171V122H170V124H169V123L167 124V125H169L168 127H167L166 125H164L163 123L159 122V123H161L160 125H164L163 128L158 127V129L154 130L153 128H154L155 126L159 125V123L157 124L156 122H157V121H160L161 119L159 120V119L157 118L158 120L155 121L156 118L154 119V114H152V112L155 113V111H153L152 108H153L154 105H155V107H157L156 109H158V106H159L160 104H159L158 101L156 100V99H157L156 97H157L160 93H154V92L156 91V89H152L151 87H150V88H151V91H152L153 93H152V92L149 93V92H148V91L150 90V88H148L149 86H148V87L146 86L145 88H147V89H145V88H144V85H142V88H143L142 90H144V91L146 90V91H145V92H146V95H147V92H148V94H154V95H155V96H154V99L156 98V99H155L156 101H155V100H153V98H151V95L145 97L146 95H145V93H144L143 96H141V98L144 97L143 100H145V98H149V99H147L148 101L145 100V101L143 102V104H145V105H147L146 103L148 102V105H147V106L145 107V109L143 110V108H144V106H145V105H143V104L141 103V101H143V100H142V99H136L137 97H136V98L134 97L135 99L132 98L135 92H136V93L138 92L139 96L141 95V94L139 93L141 89H138L137 91H135V89H137V88H141V87H136V88H134V87H135V86H134V87H133L134 89H133L132 86L136 84V83H134L136 80H137L138 82L141 81V82H140L141 84H142V83L145 84L144 81H142V80H144V79H141V78H140V75H139V76H138L139 79H134L135 77L133 78L135 81H133V79H132V81H131V80H127V78H128V79L130 78V76H127V75H128V74L131 75V73H130L131 71H130V72L128 71V66H129L130 63L127 62V65H124V66L122 65L123 67L120 65V62H119V64H117L118 62H117V63L115 62L116 64L114 65V64H113V63H114V61H113V60H114V57L112 56V54H111L110 56L113 58V60H112L111 63H109V64H110V65H109V68H108V69L105 68L106 66L104 67V65H105L104 62H105V60L108 58V56H106V59H104V58H105L104 55H109V54H107ZM148 52H147V53H148ZM152 52L155 54L156 57L153 56L154 54H153ZM185 52H186V53H185ZM189 52H190V53H189ZM248 52H249V51H248ZM263 52H264V51H263ZM9 53H10V52H9ZM20 53H21V54H20ZM32 53H33V52H32ZM43 53L46 54V55H44ZM57 53H60L59 55H62V57H61V56H58ZM102 53H103V54H102ZM132 53L134 54L133 57L127 56V54H128V55H131ZM145 53H146V50H145ZM168 53H169V54H168ZM213 53H215V55L212 57ZM217 53H218L219 55H218ZM241 53H242V54H241ZM250 53H251V52H250ZM97 54H98V55H97ZM120 54H121V56H120ZM122 54H123V55H122ZM179 54H180V55H179ZM216 54H217V55H216ZM239 54H240V55H239ZM52 55H53V56H52ZM85 55H86V57L90 55V56L88 57V60H89V58H91V57H95V58H94V59L91 58L92 60L90 59V60L88 61L87 59H85ZM92 55H93V56H92ZM140 55H141V56H140ZM7 56H8V54H7ZM11 56H12V55H11ZM28 56H29V57H28ZM57 56L60 57V58H58V60H63V61H61L62 63L59 62L58 60H57V61H58V64L55 63V62H57V61L54 62L53 59L56 60V59H57ZM77 56H78V57H77ZM131 56H132V55H131ZM193 56H194V57H193ZM216 56H217V57H216ZM237 56H238V57L241 56L240 59L243 60V61H241V60L238 58V60H240L241 63L237 60V61L239 62V63H238V66H240V68H238V69H241V67H243V68L241 69V70H243V71H240L241 73H239V71H238L237 68H236V67H238V66L236 65V63H235V60H236V57H237ZM14 57H16V56H14ZM34 57H35V58H34ZM50 57H51V60H52V61L50 60ZM65 57H66V56H65ZM116 57H115V58H116ZM145 57H146V56H145ZM145 57H144V58H145ZM153 57H155V59H153ZM214 57H215V58H214ZM224 57H226V58H224ZM262 57H263V58H262ZM11 58H12V57H11ZM11 58H10V59H11ZM24 58H21V59H24ZM36 58H38L39 60L35 62V59H36ZM41 58L43 59V61H42ZM52 58H53V59H52ZM61 58H62V59H61ZM75 58H78V59L75 60ZM102 58H103V61H104V62L102 61ZM133 58H134V59H133ZM146 58H147V57H146ZM165 58H167V60H166ZM222 58H223V59H222ZM227 58L230 59V60H229V63H230V64H226L227 61H228ZM249 58H250V59H249ZM13 59H12V60H13ZM19 59L17 58V60H19ZM21 59H20V60H21ZM25 59H26V58H25ZM32 59H34V60H32ZM110 59H111V58H110ZM110 59L108 58V61H109ZM132 59H133V60H132ZM141 59L143 60V58H141ZM141 59H139V62L142 61ZM150 59H151V60H150ZM152 59H153V61H152ZM188 59H189V60H188ZM215 59H216V62L218 61L217 64H216V62H213V60L215 61ZM225 59H226L227 61H225ZM8 60H9V59H8ZM31 60H32V61H31ZM49 60H50L51 62H49ZM86 60H87V61H86ZM159 60L162 61V62H163V61H167V62H166V63H164V62L162 63V62H161L162 64H164V65H162V64H160ZM251 60H252V59H251ZM1 61H0V64H1ZM5 61H7V63H10V64L12 65L11 67H13V68L10 69V68H11L10 65L7 64ZM10 61H11V60H10ZM21 61H22V60H21ZM39 61H41V62H43V63H45V62H49V63H51V64H52V62H54V64L51 65L52 67H51L50 65H48V64H47V66H50V68H53V66H56V67H54V71H55V70H56V71H55V72H54L53 70L51 71V73H52V74H51L52 77L54 76L55 73H58V77H56V82H55V83H53V82L55 81V80H53V79H55V77H54V78L50 77V74L47 73L48 70L45 71V69H43L44 67L46 68L47 66H44V67L39 66V65H38V62H39ZM67 61H66V62H67ZM100 61H102L104 65L102 64V62L100 63ZM106 61H107V60H106ZM108 61H107V63H108ZM148 61H152V63H150L151 65L148 64V63H149ZM230 61H231V62H230ZM263 61H264V60H263ZM28 62H31V64L28 63ZM33 62H34V64H33ZM41 62H40V63H41ZM109 62H110V61H109ZM154 62H155V64L158 65V66H157V65H156V66H153V67H155V68H154V71H155V69H157V71H155L156 73L153 71V68L150 69V70H149V68H148V66H149V65L152 66V64H154ZM168 62L171 64L172 67H170V69L167 70L165 66H166V65H167V66H170V64L168 65ZM193 62H196V63H195L196 66H198V67L201 66L202 68H199V71H196V69H198V67H195V66H194L195 64H194ZM206 62H207V64H205ZM212 62H213L214 64H216V65L213 66V65H212L213 63H212ZM225 62H226V63H225ZM35 63H36V64H35ZM99 63H100V65L102 64L101 67L103 66V67H102L103 69H102L101 67L99 68V66H100ZM125 63H126V62H125ZM125 63H124V64H125ZM179 63H178V64H179ZM191 63H193V64H191ZM255 63H257V61L255 62V60H252V62H250V65H251V66L249 65V66H250V71L252 70L251 67H253V65H255ZM23 64H24V62H23ZM45 64H46V63H45ZM45 64H44V65H45ZM61 64H62L63 66L65 65V66L63 67ZM67 64H68V65H67ZM131 64H132V63H131ZM155 64H154V65H155ZM165 64H166V65H165ZM181 64H183V65L181 66ZM248 64H249V63H248ZM27 65H26V66H27ZM40 65H43V64L41 63ZM59 65H61L62 67H60ZM106 65H107V64H106ZM160 65H161V66H160ZM203 65H204V66L206 65L204 69H203ZM227 65L231 66V68H230V67H229V68H230V70H232V71L230 72V75H229V76H232V78H233L234 76H236L237 79H243V80H244V77H243V76H245V77L247 78V79H246V82L243 81V83L245 82V84H243V85H242V82H241L242 80H237V82H235L236 80H234V83H238V84H237V87H235L236 84H235V85H234V84L230 85V83H228V85H230V86H229L230 88L228 89V87H227V89H225V90H226V91L230 90V93H234L233 95L231 94L232 97H233L232 101L235 102L236 99L239 98L240 94H238V93H240V92H241V93H244V94H247L248 92L251 93L252 91L255 92V93H251V99H252L253 94L255 95L257 92H259L258 95L256 94V96H253V99H254V97H256L254 100L252 99L253 101H252L250 98H248V97H246L245 95H243V99H246V98L250 99L251 102H252V104H251V102H250V103H249V102H248V103L245 102V103H244V106H243L242 103H243V101H245V100H243V99L241 100V98H239V100H237L238 103L242 101V103H240V106H239V105L237 106L238 103H235V104L233 103V104H232V101H230V98H229V95H230V94L227 96L226 94H227L228 92L226 93V91H225V92L222 91L223 87L226 88V86H225V85L223 86V83H222V84L216 83L217 81H220V80H222V79L225 80V81L228 80V77H229V76H228V73L224 71V70L228 69ZM235 65H236V66H235ZM57 66H59L60 68H59V69H56ZM110 66H111V67H110ZM113 66H116V67H118L119 69H117V68L115 69ZM120 66H121V67H120ZM126 66H127V67H126ZM163 66H164V67H163ZM176 66H177V63H176ZM223 66H224V67H223ZM232 66H235L236 69H235L234 67H232ZM263 66H264V65H263ZM24 67H25V69H26V68H27V69L25 70ZM30 67H31V68H30ZM32 67H33V68H32ZM107 67H108V66H107ZM125 67H126L127 69H126ZM133 67H134V68H133ZM174 67H175V66H174ZM174 67H173V68H174ZM177 67H179V65H178ZM185 67H186V68H185ZM47 68L49 69V67H47ZM61 68H62L63 71H64V70H65V71H68V70H69V73H68V74H65V75L63 74V76H61V75H60L61 73H65V72H63V71L61 72ZM63 68H64V69H63ZM67 68H69V66H68ZM98 68H99V69H98ZM111 68H113L114 70H120V69H122L121 72L118 71V72L120 73L119 75H121L122 72H123V74H124V73L126 74V72H125L126 70L129 72L126 76H124L125 79L123 78V74H122L121 76H119V75L116 73L119 77L122 78L123 81H121L120 78L114 73V74H115V77H116V80L119 79V80H120L121 82H123V83H124V82L127 83L128 81H129V82L131 81V82L134 83V84H132V85H130V86H128V84H130L129 82L127 83V85L124 83V84L126 85V86H124V85H121V82H120V85H121V86L119 85L120 88H118V90L121 89V91L115 92L116 95H117V93L119 94V93L121 92V94H119L120 97L124 95L123 98H125V99H123V100H125V103H127V102H128V99H129V102H128L127 104H125L124 101L122 100V101H123V102H122L123 104L120 103L121 105H119V104H118L119 101H117V100H120V102H121L122 97H121L120 99H117L118 96H116L115 94L112 95L113 93H111V94L109 93V92L112 91V90H110L109 87H108V88H109L110 91L108 90V88H107V83L110 84L109 81L111 80V82H112V80H113V79H112V76H114V74H111L112 72H114V71L111 70ZM150 68H151V67H150ZM159 68H160V69H159ZM164 68H165V69H164ZM173 68H172V69H173ZM194 68H196V69H194ZM232 68H233V69H232ZM18 69H19V70H18ZM21 69H23V71H22L23 73L21 72ZM28 69H30V70H28ZM40 69H41V70H40ZM97 69H98V70H97ZM100 69H102V70H100ZM123 69H126V70H123ZM129 69H130V68H129ZM136 69H137V70H136ZM163 69H164V70H167V71H164ZM234 69H235L236 71H235ZM248 69H249V67H248ZM37 70H38L39 72H41V73H39ZM58 70H60V71H58ZM105 70H106V72H108V73L105 72V74L103 73V74H104V75H103L101 72H104ZM110 70H111L112 72H111ZM151 70H152V71H151ZM178 70H179V68H178ZM182 70H184V71L186 70L187 73L183 74L184 71H182ZM230 70H228V72H229ZM25 71H26V73H29V74H26ZM28 71H30V72H28ZM31 71H33L34 74H36L37 76H39V78H38L39 82H38V80L36 79V78H37L36 75H35V76H33V75L30 76V75L32 74ZM95 71H100V73H97V74L93 73V72H95ZM109 71H110V72H109ZM143 71H144V73H142ZM159 71H163V72H159ZM250 71H247V72H250ZM59 72H61V73L59 74ZM152 72L155 73V76H154V73H152ZM157 72H159V73H157ZM164 72H165V74H164L165 76L162 75V73H164ZM223 72H224V73H223ZM24 73H25L26 75H24ZM53 73H54V74H53ZM66 73H67V72H66ZM92 73H93V74H92ZM136 73H137V74H136ZM160 73H161V75H160ZM256 73H257V74H256ZM11 74H12V73H11ZM40 74H41V75L44 74V75H43V76H44V77H43V80H42V77H41ZM90 74H91V75H98V74H100L101 76H102V75H103V76H106V75H107V77H108V74H111L112 76H109V77H111V78H108V79H107V80H109L108 82H106V80H105L106 77H101V78H99L100 81H101L102 79L105 80V81L102 80V81L104 82V84L106 83V84L104 85L103 82L101 83V82H99V81H96V80H95L96 77H95V79H94L93 76H89ZM142 74H144V75H142ZM194 74H195V73H194ZM239 74H240V75H239ZM254 74L257 76V78H258V75H259V77H260L259 80H258L257 78H252V77L255 76ZM28 75H29V76H28ZM56 75H57V74H56ZM183 75H184V76H183ZM192 75H193V74H192ZM198 75L196 74V75H193V76H194V77L197 76V79H199ZM26 76H27V77H26ZM46 76H48V77H47L48 79H46ZM59 76L63 77V79H62L61 77H60V78L62 79L63 82L65 81V83H62V84H63V85L66 84V85H65L66 88L69 89V90H68V91H69L68 94L65 93V92L67 91V89L65 90L64 87H62L61 85H59L60 82H61V80H58ZM64 76H66V77H64ZM88 76H89V77H93L94 81H93V82H90V80H93V79L90 78V80H89V77H88ZM149 76H148V77H149ZM151 76H150V77H151ZM159 76H161V77H160L161 79L159 78ZM202 76H203V75H202ZM256 76H255V77H256ZM4 77H5V78L9 77V78L4 79ZM30 77H33V78L30 79ZM35 77H36V78H35ZM98 77H99V76H97V78H98ZM115 77H114V78H115ZM163 77H164V79H163ZM236 77H234V78H236ZM19 78H20V82L18 81ZM21 78H23L24 80L21 79ZM50 78H52V79H50ZM82 78H84V80H83ZM87 78H88V79H87ZM104 78H105V79H104ZM200 78H202V77L200 76ZM213 78H214V79L216 78V79H218V80L215 79L216 81L214 82V79H213ZM234 78H233V79H234ZM251 78H252V79H251ZM11 79H12V80H11ZM14 79H15V80H14ZM34 79L37 80L36 82H38L39 85H38V83H37V84H31V86H30L29 83H34V82H35ZM80 79H81L82 81H81ZM140 79H141V80H140ZM152 79H153V80H152ZM157 79H158V80H157ZM162 79H163V81H162ZM165 79H166V80H165ZM233 79H232V80H233ZM248 79H249V80H248ZM8 80H9V81H8ZM22 80H23V82H22ZM57 80H58V82H57ZM76 80H77V81L79 80V82H80L79 85H80V86H79L78 84H76V83H77ZM88 80H89V81H88ZM97 80H98V79H97ZM139 80H140V81H139ZM146 80H147V81H146ZM187 80H188V82H187ZM201 80H202V79H201ZM232 80H231V81H232ZM251 80H252V81H251ZM25 81H27L28 83L25 82ZM29 81H30V82H29ZM72 81H74V82L76 81L75 84H76V86L78 85L79 88H76V87L74 86V84H70ZM83 81H85V82L88 81V83H87L88 86L86 85L85 82H84L83 85H82L81 83H82ZM114 81H115V80H114ZM114 81H113V85H112V84H111V85L108 84V85L111 86V87H112V86H118L119 81H118V80L115 81L116 83H115ZM126 81H127V82H126ZM137 81H136V82H137ZM228 81H230V78H229ZM228 81H226L225 83H227ZM249 81H251V82H249ZM257 81H259V82H257ZM17 82H18V85H19L18 87H17V85H16ZM40 82H41V83H40ZM74 82H72V83H74ZM79 82H78V83H79ZM94 82H95V83H94ZM96 82L99 83V86H98V87L104 88V87L106 86L105 88L107 89V91H109L108 94H107L106 89H105L106 92H105L104 89H103L102 91H103L104 94H102V96L98 97V95H99L100 93H102V92H101V89H100V88H99L100 90L97 89L98 87L95 88V84L97 85ZM117 82H118V83H117ZM138 82H137V83H138ZM191 82H192V83H191ZM196 82H198V80H196ZM199 82H203V80H202V81H199ZM222 82H224V81H222ZM239 82H240L241 84H240ZM252 82L255 83V84H254L255 86H254L253 88H251V86H253V85H252V84H253ZM19 83H20V84H19ZM21 83H23V84H21ZM90 83H91V84H92V83L94 84V85H93V86H94L93 88L90 87V86H92V85H89ZM100 83H101V84H100ZM123 83H122V84H123ZM140 83H138V84L141 85ZM156 83H158V86H156ZM179 83H181V84H179ZM258 83H260L261 85L258 84ZM24 84H26V85L29 84V85H28V86L25 85V87H24ZM67 84H68V85H67ZM114 84H116V85H114ZM160 84H161L162 87L159 86ZM193 84H194V85H193ZM239 84H240V86H239ZM247 84H248V85L251 84V86L249 85V86H250V89H252L251 91H249L250 89H249V86H248ZM256 84H258V86H256ZM21 85H22V86H21ZM33 85H35V87L38 86V87H40V88H41V86H43L42 88H44V85H45V88H44L45 90L43 89V91H42V90H41L42 88H41V89H40V88H35V87L33 88ZM40 85H41V86H40ZM53 85L56 86V89H57L58 91L61 90V87H62V89L65 90L64 93H65L66 96H68V99H69V100H67V97H66V98L64 97L65 99H64V98H62V99L64 100V102H65L66 100L69 101V102H65V104L67 103V104H69V105H67V104L65 105V104L63 103V101L61 102V100H59V99H55V98H56L55 95L58 93V92H55V91H57L56 89H53V88H52L53 91L55 90L54 92L56 93V94H53V93H52V95H54V96H52L51 94H50L51 96H50V95H47V94H48V92H47L48 90H49L50 92H52L51 89H49V88H51L50 86H53ZM57 85H58L60 88L57 87ZM84 85H86L85 88L83 87ZM100 85H101V86H100ZM102 85H103V87H102ZM228 85H227V86H228ZM244 85H246L247 88H244ZM4 86H3V87H4ZM9 86H10V87H9ZM20 86H21V89H22V87H23V89H22L23 92L25 91V89H26V87H27V90H28V91H27V90H26V91L28 92V94H30V92L34 91L33 93H35V94L31 93V96H32V95L35 96L36 94H40V93H42V94H40L39 96L37 95V97H39V98H43L45 95H47L50 99L47 98V96H46V98H47L48 100H50L49 102H52V103L54 102V101H51V100H52V97H53V98H54L53 100H55L56 103H53V104L51 103V104H49V105H51V106L53 105L52 107L48 106L47 104H48L49 102L46 101V100H44V98H43V100L47 102V103L45 102L44 104H46V106H48L49 109H50L49 111H51L50 115H49V113H48L49 111L47 110L48 107H47V109H46L47 111L44 112V113H46V114H44V113L42 112L44 107H43V108H40V106L37 107L39 104H43L44 101L41 102L40 99H36L35 97L32 96L31 99H32V98H33V99H36V100L38 101V104H37V103H36L37 101H35V100H33V99H32V100H33V101H32V100L29 99V95L27 94L26 91H25V92H26V94H27L28 97L25 96L26 94H24L21 90H20V91H21L23 94L18 95V94H19V93H18V92H19L18 90H19ZM46 86H47V87H46ZM122 86H123V87H122ZM180 86L183 87V88L181 89ZM242 86H243V88H242ZM28 87H29V88H28ZM30 87L33 88V89H36V90H33V89H31ZM74 87H75L76 90H75V92H72L71 89H72V88L74 89ZM87 87H89V88H87ZM129 87H130V92H128V93L131 94V93L133 92L132 89L135 91L133 94H131V95H132L131 98L128 97L129 95H128L127 97H125L128 93H127L126 95L123 94V92L126 93V90L129 91ZM175 87H177V86L175 85ZM233 87H234V91L232 90ZM47 88H48V89H47ZM70 88H71V89H70ZM86 88L88 89L87 91L90 92V95H91V93H92V94L95 93V92H94L95 89H97L96 92L99 90V91H100L99 93H98V92H97V94L95 93V94L97 95V96H96V97H97L96 99L99 101L100 98L104 97V99L102 98V99L99 101V104H101V103L103 102V104H105V105L99 106V104H98V106H99L100 108L96 105V104H97L96 102H98V101L95 102V100H92V98L94 97L95 94H94V95H91V96H90V95H89V96H83V95H87V94L89 93V92H88V93L86 94V93H85L86 91L84 92V94L82 93L84 90H86ZM90 88H91V89H90ZM94 88H95V89H94ZM113 88H114V87H113ZM131 88H132V89H131ZM160 88H162V89H164V90H161ZM177 88H178V87H177ZM239 88H242L241 90H243V89H244V90H243V91H240ZM37 89L41 90L42 92H40V91L37 90ZM46 89H47V91H46ZM77 89H79V90H77ZM92 89H94V90H93V91H90V90H92ZM111 89H112V88H111ZM29 90H30V91H29ZM64 90H63V91H64ZM142 90H141V92L143 93ZM147 90H148V91H147ZM154 90H155V91H154ZM167 90H166L165 92H167ZM191 90H192V91H191ZM223 90H224V89H223ZM236 90H239V92L236 91ZM17 91H18V92H17ZM35 91H38L39 93H36ZM63 91H62V92L59 91V92L63 93ZM68 91H67V92H68ZM78 91H79V93L82 95V97L84 98V100L81 99V96L79 95V93H76V92H78ZM114 91H115V90H114ZM116 91H117V89H116ZM184 91H186V90L184 89L183 91H179V92H181V93L183 92V94H184ZM232 91H233V92H232ZM235 91L238 92V93H236ZM45 92H47V93H45ZM70 92H72V93H71L72 95L70 96L71 100H70V98H69V94H70ZM200 92H201V93H200ZM43 93H45V94L43 95ZM61 93H60V96H62V97L65 96V95H61ZM136 93H135V94H136ZM215 93H216V92H215ZM221 93H223V94L221 95ZM249 93H248V94H249ZM122 94H123V95H122ZM138 94H137V96H138ZM167 94H168V93H167ZM248 94H247V95H248ZM9 95H10V96H9ZM13 95H12V96H13ZM41 95H43V96H41ZM100 95H101V94H100ZM111 95H112V96H111ZM144 95H145V96H144ZM160 95H161V94H160ZM163 95H162V96H163ZM196 95H198V93H197ZM261 95H262V94H261ZM92 96H93V97H92ZM139 96H138V97H139ZM152 96H153V95H152ZM180 96H181V97H180ZM198 96H199V95H198ZM236 96H238V97H236ZM248 96L250 97V94H249ZM14 97H12V98H14ZM25 97H27V98L29 99V101H31V102L29 103V101L26 100V101H25L26 103H25V102L23 103L22 101L25 99ZM85 97L88 99V102H87V103H89V101H90V103H89V105H90L89 108H91V105H93V107H92L91 109H89V108H87V106H88L87 103H85L86 107H85V106H84V107L87 108V109H89V110H87V111L85 110V111H86V112H85V111H84L85 108H83V106H81L82 109H80V110H82V111L85 112V113H84L85 116L88 115V114H92V113L94 114V116H96L95 118L93 117V118L95 119V122H93V121L91 120L92 123H94L93 125H95V127H93L94 129H92V126H91V124H90L91 121H90V123H89L88 121H87V122L85 121L86 119L89 120V119H91V118H89V117L86 116L87 118L84 120L83 118H84L85 116H84L83 112H82V114H83L82 116H84V117L79 116V117H81V118L77 117L78 114H77V112H75V111H78V110H79L78 108H81V107H78V105H80L79 103H82L81 101H83V102L87 101V100H85ZM88 97H89V98L91 97V98L89 99ZM110 97H111V98H110ZM114 97H116V99H117L116 101L114 100ZM164 97H162V99H161V97H159V101H160V100L163 101V99H166V98H164ZM172 97H173V98H172ZM184 97H186V98H184ZM213 97H214V98H213ZM232 97H231V98H232ZM244 97H245V98H244ZM263 97H264V95H262V98H263ZM12 98H11V99H12ZM46 98H45V99H46ZM58 98H59V97H58ZM127 98H128V99H127ZM168 98H167V99H168ZM234 98H235V100H234ZM60 99H61V98H60ZM80 99H81V101H80ZM108 99H110V100H112V101H110V100H108ZM131 99L133 100V102H136V103L138 102V101H136V100H139V101L141 100L139 103H141V105L143 106V107H142V110H143V111H142V110H139V109H137V110L134 109L135 107H137V108H139V106L141 107V105H139L138 103H137V105H139V106L132 107V106H134V104H133V105L131 104V105L129 106L128 104L130 103V100H131ZM171 99H175L174 101L177 100L176 103H177L178 101L181 100V102H179V104H180V103H181V105H182L183 103H184V104L181 106V105H179V104L177 103V105H179V106H178L179 109H176V108H177V107H176L177 105H175L176 103H174V106H173V107H174V108L176 107V108L174 109V108H172V105H171V104L173 103V102L171 103ZM184 99H185V100H184ZM187 99H188V100H187ZM134 100H135V101H134ZM151 100H152V101H151ZM186 100H187V101H186ZM250 100H248V101H250ZM1 101H2V102H1ZM8 101H9V103H10L9 105H11L12 107L14 106V109H15V107L18 108V110L15 109V112H13V113H15L13 117H12V115H11L12 113L10 112L12 109L9 111V109H10L9 107H11V106L8 107ZM57 101L61 102V103H62V104L60 103L61 105H63V104H64V105H63L62 107H60V104H59V106H58V103H59V102L57 103ZM109 101H110V102H109ZM150 101H151L152 103H153V101H155V103L151 104ZM164 101H165V100H164ZM164 101H163V102H164ZM182 101H184V102H182ZM195 101H196V102H195ZM228 101H230L229 103H231L232 105H231V104H228V105H227ZM246 101H247V99H246ZM262 101H264V99H263ZM92 102H95V105H94V104H91ZM100 102H101V103H100ZM105 102H106V103H107V102H108V103H111V102L113 103V102H114L115 104H112V103H111L110 105H106ZM133 102L131 101V103H133ZM163 102H162V103H163ZM186 102H187V103H186ZM189 102H190V103H189ZM208 102L212 103V105H213V106L210 105V107H211V106L214 107V108L211 107V108L209 109L211 112H213V113L215 112V114H213V115H212L211 112H208V111H209L208 109L205 110L206 108L209 107V104H210V103L206 106V104H207ZM27 103H29V104L32 106V108H34V110L31 108V106L29 107ZM32 103H33V104L36 103L37 105H32ZM108 103H107V104H108ZM136 103H135V105H136ZM157 103H158L159 105H158ZM160 103H161V102H160ZM165 103H166V102H165ZM256 103H257V104H256ZM55 104L57 105V107H56ZM83 104H84V103H83ZM241 104H242V106H241ZM250 104H251V105H250ZM122 105H123V106H122ZM126 105L129 106L128 109H127L126 111H129V108L131 107V108H133V110L131 109L132 112H131V111H129V112H127V113H126V112H122V110L126 109V107H127ZM151 105H152L153 107H151ZM203 105L206 106L205 109H204ZM219 105H223V108H222L221 106H219ZM226 105H227V106H226ZM235 105H236L237 107H234ZM259 105H261L262 108H261ZM46 106H45V107H46ZM65 106H67V107H65ZM125 106H126V107H125ZM149 106H150L151 108H149ZM163 106H164V103L162 104V106H159V108H160V109H161V108H164V109H165V110L163 109L164 111H166V110L169 111L168 107L165 108V107H163ZM165 106H166V104H165ZM170 106H171V108H170ZM184 106H185V108H184ZM201 106H202V107H201ZM228 106H230V108H228ZM249 106H250L251 108H249ZM12 107H11V108H12ZM41 107H42V105H41ZM53 107H54V109H55L54 111H53ZM58 107H59V110H60V108H63V109H65L64 111L70 110V111H72L73 113L70 112L69 115H67V114H68V112H67V113H66L67 117H66V116H65V112H64V113L62 112L63 109H61V111L59 112V110L57 109ZM95 107H96V108H95ZM97 107H98L99 110H101V111L97 112L96 115H95V111H97V110H95V109H97ZM122 107H123V109H122ZM124 107H125V108H124ZM180 107H181V108H180ZM182 107H183V108H182ZM225 107L228 108V110H226V111H227V114H226V111H223V110H222V109H226ZM30 108H31L32 110H31ZM68 108H70V109H68ZM93 108H95V109H94L95 111L93 110ZM147 108H149L151 111H150L149 109H147ZM187 108H188L190 111H188ZM215 108H216V109L219 108L221 111L216 110ZM221 108H222V109H221ZM51 109H52V110H51ZM66 109H67V110H66ZM76 109H77V110H76ZM140 109H141V108H140ZM156 109H155V110H156ZM160 109H158V111H157V110H156V111L159 112ZM181 109H182V111H181ZM183 109H184V110H183ZM212 109H214V110L212 111ZM232 109H231V111H233ZM245 109H246V108H245ZM245 109H244V110H245ZM37 110H38V111H37ZM39 110H42V111H39ZM92 110H93L94 112H92ZM102 110H104L105 112H103ZM145 110H147L148 112L150 111V114H149L147 111H145ZM163 110H161V111H163ZM200 110H202V111H200ZM249 110H246V113H245V111H244V113H245V114H244V115H245L244 118H246L247 113H248L247 119H249V117H252L253 114H252ZM1 111H2V112H1ZM12 111H14V110H12ZM88 111H89V113H88ZM90 111H91V113H90ZM124 111H125V110H124ZM139 111H140V112H139ZM141 111H142V112H141ZM144 111H145V112H144ZM161 111H160V112H161ZM170 111H169V112H170ZM178 111H177V114H178ZM187 111H188V115L191 113V115H192L191 117H192L193 119L190 117V115H189V116L187 115ZM216 111H218V112H217L218 114L216 113ZM222 111H223V112H222ZM247 111H248V112H247ZM3 112H4V114H5L6 116H4ZM35 112H36V113H35ZM40 112H41V113H40ZM58 112H59L60 114H58ZM78 112H79V111H78ZM130 112H131V113H130ZM134 112H135V113H134ZM160 112H159L158 114H162V117H164V116H163V115H164V114H163L164 112H162V113H160ZM169 112H166V113H167V117L165 116V117H164L165 119H167V118H169V119L173 118V117H168V113H169ZM221 112H222V113H221ZM239 112H242L241 109L239 110ZM10 113H11V114H10ZM38 113H40V114H38ZM47 113H48V114H47ZM52 113H54V114L52 115ZM74 113L77 114V116H74V115H73ZM86 113H87V114H86ZM121 113H122V115H123V114H124V115H125V114L127 115V114L129 113V115L126 116L127 118H125L124 120H122L123 118H121V117H122V116H121ZM145 113H146V114H145ZM172 113H171V115H170V114H169V115L172 116ZM224 113H225V116H223ZM242 113H243V112H242ZM249 113H251V116L249 115ZM256 113L254 114L255 117H254V116H253L254 118L252 117V120H254V121H252V122H255V124L258 125L257 123H259V122H256V121H258V120H256V119H259L260 116H259V115L256 116ZM2 114H3V115H2ZM43 114L46 115V117H48V116H50V117H51V116H52V117L54 116V117H53V118H50V119H49V118H45ZM63 114H64V116H65L66 118H64ZM79 114H81V113H79ZM93 114H92V115H93ZM119 114H120L121 117L119 116ZM155 114H156V113H155ZM58 115H59V116H58ZM70 115H73V117L71 116V119H73V118H75V117H76L77 119H74V120L69 119V118H70V117H69ZM143 115H145V117H146V115H148L147 118H149V115H150V118H149V119H152V120H154V121L149 120V119H146L145 117H143ZM152 115H153V118H152ZM156 115H157V114H156ZM156 115H155V117H156ZM235 115H236V116H235ZM241 115H242V114H241ZM241 115H239V116H241ZM42 116H43L45 119H48V121H47V122H46V120L44 121V118H41ZM89 116L91 117V115H89ZM116 116H118V117H120V118L117 119ZM135 116H136V117H135ZM220 116H221V118H224V119H222L223 122H224V124H223V122H220V121H221ZM222 116H223V117H222ZM242 116H243V115H242ZM242 116H241V118L243 119ZM263 116H264V114H263ZM60 117H63L64 120L61 119ZM68 117H69V118H68ZM123 117H124V116H123ZM129 117H132V118L134 117L132 123H134L135 121L137 122L136 119H138V118H140L139 121H142L141 118H142V119H145V121L148 120V121H147V125H146V126L144 125L146 122H145V123H143V122H140V123L137 122V123H139V124H137V123L132 124V123H131L132 118H130V120H128V122H129V123H128L126 119H128ZM157 117H160V116H157ZM162 117H160V118H162ZM189 117H190V118H189ZM231 117L233 118V116H231ZM261 117H262V116H261ZM5 118H4V119H5ZM25 118L29 121V122H28V121L26 120V121H27L26 124H25V122H23V121H25ZM93 118H92V119H93ZM97 118H98V119H97ZM106 118L109 119L108 121H109L110 124L108 123V121H107V123L105 122V121H106ZM164 118H163V119H164ZM174 118H173V119H174ZM186 118H187V119H186ZM188 118H189V120H188ZM197 118H199V117H197ZM4 119H3V120H4ZM65 119H66V120H65ZM80 119H82V120H80ZM96 119H97V120H96ZM203 119H204V118H203ZM262 119H263V117H262ZM262 119H261V120H262ZM41 120H43L44 122H42L41 124H39V123L41 122ZM67 120H68V122H69V120H70L71 122H69V123H71V124L73 123V125H74V123H75V126L78 125L77 123L81 124L82 122L85 121L83 125H78V130L80 129L79 127H81V130H80V131L77 130V127L73 128V129L76 130L78 133H85L86 129L84 130V128H86L87 126H86V127H82V126H85L86 123L89 124V126H91V127H87V128H89V129H87L88 131H86V133H88L89 130H92V132H91V131L89 132L90 135H88V134L86 135V133H85V134H81V138H80V135L77 134V132L74 131L73 129H72V130L70 129V131H72V133H70V131H69V132H67V131H63V132L66 133V134H65V133L63 134V132L61 133V130H60V132H58V131H59V128L57 129V127H55V124L58 125V127H60V129H61L63 124H65V126H66V125H67V126L69 125V123H67ZM79 120H80L81 122H80ZM104 120H105V121H104ZM117 120L120 121V122L118 121V126L115 125V124H117ZM125 120H126V121H125ZM201 120H202V119H201ZM250 120H251V119H250ZM255 120H256V121H255ZM261 120L259 119V121H261ZM263 120H264V119H263ZM1 121H2V122H1ZM58 121H60V122L62 121V122H61V123H60V122L57 123ZM112 121H113V122H114V121L116 122V123L113 124L114 126L111 124V123H113ZM121 121H124V122H122V124L124 123L123 125H121ZM150 121H151V123H148V122H150ZM161 121H162V120H161ZM169 121H167V122H169ZM194 121H195V122H194ZM232 121H233V120H232ZM242 121H243V120H241L240 122H241V123L245 122V121H243V122H242ZM248 121H249V120H248ZM22 122H23V124H22ZM45 122H46V123H45ZM48 122H49V123H48ZM104 122H105V124H104V127H103L102 124H103ZM167 122H166V123H167ZM179 122H178V123H179ZM198 122H199V121H198ZM250 122H251V121H250ZM252 122H251V123H252ZM261 122H262V121H261ZM261 122H260V123H261ZM28 123H29V124L31 123V125H34V128H38V126H40V127H41L40 129H43V128L45 127L44 130H46V131H48V132H49V130H50V129H49V128H50L49 124H51V125H52L51 130H53L54 132H55L56 130H57V131L55 132V135H54V132H51V131H50V132H51V133L49 132V135H50V136H49V135L47 136V135H45V134L42 135L43 133H45V132H42V130H38V131H40V132H37L33 127H31L32 129L35 130V132H37V134H36V133H33V137L30 138V137L26 136V134L29 133L28 131H30V133L32 134V131H33V130H30L31 128L29 129V126H31V125H29ZM44 123H45V124H44ZM127 123H128V124H127ZM153 123H155V124H154L155 126L152 125ZM251 123H250V124H251ZM260 123H259V125L264 124V123H261V124H260ZM38 124H39V125H38ZM46 124H47V125H46ZM59 124H61V125L59 126ZM71 124H70V126H73V125H71ZM76 124H77V125H76ZM106 124H107V125H106ZM125 124H126V129L129 128V127L131 128V129H130V128L128 129V130H130V131H127L126 129H123L124 127L122 128V126H125ZM210 124H211V123H210ZM227 124H226L225 126H227ZM230 124H232V123H230ZM230 124H228V125H230ZM243 124H245V123H243ZM247 124L250 126L249 123H247ZM22 125H23L24 127H23ZM26 125H28V126H26ZM36 125H37V126H36ZM43 125H44V127H43ZM101 125H102V126H101ZM109 125H110V126H109ZM128 125H130V126L128 127ZM134 125H135L136 128H135L134 130H132L134 127H131V126H134ZM139 125H140V127H141L142 125H144V127L142 126L141 128L137 129V128L139 127ZM151 125L154 126V127L151 128V129H153V131L148 135V133H149V129H150V128H147V127H148V126L150 127ZM160 125H159V126H160ZM202 125H201V126H202ZM248 125H247V126L245 125V126H246V130H247L246 132H249L248 129H251V128H252V127L249 128ZM21 126H22V128H24V129H23L24 131H25V129H27L26 132H25V135H24V133L22 134ZM47 126H49V127H47ZM97 126H98V127H97ZM100 126L102 127V129L100 128V130H103V129H106V128L108 129V127H110V130H106L107 133L110 132V135H108L106 132H104L105 134L102 132V134H104V135H100V134H101L100 130L98 129V131H96V130H97L96 128H99ZM115 126H116V127H115ZM207 126H208V127H207ZM225 126H224V127H225ZM263 126H264V125H263ZM42 127H43V128H42ZM46 127H47L49 130H48ZM63 127H64V126H63ZM113 127H115L114 129L119 128L120 132H121V133L124 132V133H123V134H121V133L119 134V133H118V134L116 135V133L119 132V131H118V130H115V131H116V133H115V131H112V130H113ZM164 127H165V129H164ZM193 127H194V128H193ZM199 127H200V126H199ZM217 127H218V128H217ZM224 127H223V128H224ZM242 127H243V126H242ZM259 127H261L259 131H262L261 129H262L263 127H262V126H259ZM2 128H3V129H2ZM54 128H56V129H54ZM64 128H65V127H64ZM66 128H68V127H66ZM69 128H70V127H69ZM120 128H121L122 130H121ZM142 128H144V129L141 130ZM146 128H147L148 131L145 130ZM159 128H160V129H159ZM187 128L189 129V131H190V130H191L192 132L194 131L193 134H191V136H189L190 133H191V131H190L189 133H187ZM210 128H211V129H210ZM221 128H222V126H221ZM235 128L237 129L236 132H234ZM244 128H245V127H244ZM256 128H257V126H256L254 129L252 128V129L250 130L251 132H249V133H247V134H248V135H251V133H252V134H255V133H253V132H254V130H256ZM82 129H83V130H82ZM111 129H112V130H111ZM176 129H178V130L176 131ZM201 129H202V128H201ZM7 130H8V131H7ZM62 130H63V129H62ZM93 130L95 131V132H94L95 134L93 133ZM125 130H126V132H125ZM131 130L134 131V132H132ZM140 130H141V131H140ZM158 130H160V131L162 130V131H161V132H157ZM183 130H185V128H183ZM241 130H242L243 132L245 131V129H243V128H242ZM24 131H23V132H24ZM73 131H74V132H73ZM81 131H82V132H81ZM103 131H104V130H103ZM135 131H137V134H136ZM138 131H140V132H138ZM146 131H147V133H146V135H145L144 132H146ZM150 131H151V130H150ZM155 131H156L157 133H154ZM172 131H175V132H172ZM181 131H182V130H181ZM202 131H204V132H202ZM205 131H206V132H205ZM216 131H217V130H216ZM259 131L256 130L255 132H259ZM48 132H47V133H48ZM98 132H100V134H99ZM112 132H113V133H112ZM130 132H132V134H131ZM171 132H172V133H175L174 135L178 136V137L175 136V137H176L175 140L179 138V141H177V142H178V143H179V142L182 143V145L185 144V147H186L187 150H186L185 147L183 146V147H184V148L182 147V148H183V149H182L183 152H177V151L173 152V149H175V150L178 149V150H179V145H178L176 142H175V144L178 145V146H177L178 148H176V146L172 145V142H174L175 140L172 139V138L174 137V135H172V136H173V137H172V136H171V134H172ZM179 132H180V131H179ZM38 133H40V135H39ZM47 133H46V134H47ZM57 133H58V134L60 133V134L57 135ZM114 133H115V134H114ZM138 133H139V134H138ZM141 133H143L145 136H143V134H141ZM196 133H195V135H196V137H197L198 134H196ZM207 133H208V132H207ZM207 133H206V134H207ZM236 133H237V134H236ZM262 133H263V134H262ZM262 133H259V134H262V136H264V131H262ZM31 134H28V135L31 136ZM51 134H52V135H51ZM91 134H94V135H92V136H94V137H93V140H91V137H92ZM106 134H107V135H106ZM127 134H131V136H133V137H135V138L130 137L129 135H128V137H126ZM134 134H136L137 137H139V135L141 134V135H140V140H139V138H138V140L136 141L135 139H136L137 137H136ZM152 134H153V135H152ZM211 134H212V135H211ZM216 134L219 136L218 131H217ZM226 134H224L225 137H227ZM235 134H236V135H235ZM247 134H245V135H247ZM259 134H258V137H256V140H254V142L257 141V139L260 140V137H261V139H263V137H262V136H259ZM36 135H37L39 138H40L41 136H44L45 138L40 139V140H43V139H44L43 141H45V140H49V137L55 136V137H54V138H55L54 140H52L53 138H50L51 141H50L49 143H52V141L54 142V141H56V140L59 141V142L56 141V143H55V144L53 143L54 145L52 144V145L50 146V148H49L48 145H50V144L47 145V144H46L47 141H46V142H43V141H42L43 143H42L41 141L38 142V139L36 138ZM56 135H57L58 139H57ZM82 135H83V137L86 136L88 139H87L86 137H85L86 139H85V138L83 139ZM150 135L152 136V138H153V136L155 135L156 137H155L154 139H156V138H160V141H161V138H163V139L166 138V137L169 138V139H166V143H168L169 146H171V147H167V148H166V149H167L166 151H165L164 149H163L164 151L162 150L163 147H162L161 144L164 145L165 139H164V141H163V139H162V142H163V143L156 139V140H152V142L150 141V143L147 145V143H146V142H147L146 138H149V140L152 139V138L150 137ZM210 135H211V136H210ZM237 135H238V136H237ZM46 136H47L48 139H46ZM89 136H91V137L89 138ZM100 136L102 137L101 139H100ZM108 136H109V137H108ZM142 136H143V138H142ZM180 136H181V137H180ZM26 137H27V138H26ZM34 137H35V140H33ZM95 137H96V138H95ZM116 137H118L119 139L116 138ZM124 137H125V138H124ZM129 137H130V140L127 139V138H129ZM145 137H146V138H145ZM188 137H187V138H188ZM196 137L194 138V140H195V139H196V140H198V139L200 140V139H201V135H199V138H198V139H197ZM203 137L206 138V135H204ZM203 137H202V138H203ZM207 137H208V136H207ZM212 137L210 138V140H208L209 138H208L207 140H208V141H211ZM228 137H230V136L228 135ZM228 137H227V138H228ZM11 138H13V139L10 140ZM24 138H25V139H24ZM28 138H29V140L32 139L35 145H36L37 143H39V146H40V143L44 144V146L41 144V146H42V147L40 146L41 149H40V147L38 148L39 150H38L37 148H36L37 150L35 149L34 152H36V151L39 152V151L41 150L40 153L36 152V153H38V155H37L36 153H34V156H32L31 153H33V151H32V150H28V149L30 148V146H32L31 149H34V148H35V147H33L34 144H32L31 141L29 142V140H27ZM78 138H80V139H78ZM94 138H95V139H94ZM97 138H98V139H97ZM110 138H112V139H114V140H111ZM121 138H124V139H122V141H124L125 139H127V140H125L122 144H117V141H119ZM131 138H132V139H131ZM144 138H145V141L143 142V144H141L140 141H142ZM150 138H151V139H150ZM170 138H171V139H170ZM187 138H186V139H183V140L186 141ZM220 138H221V139H220ZM89 139H90L91 141H90ZM96 139L98 140V143H95V142H97ZM116 139H117V140H116ZM192 139H193V138H191V140L188 139V141L190 140L189 142H192ZM225 139H226V138H225ZM21 140H22V141H21ZM23 140H24V142H23ZM74 140H77V141H74ZM79 140H80V143H81V140L83 141V142H82V145H83L85 148H84V147L82 148V145H81L80 143H78ZM86 140H88V141L86 142ZM131 140L134 141V142H133L134 144H135V143H138L139 146L137 147L136 144H135L133 147H130V146L133 145V143H132ZM168 140H171V141H168ZM172 140H173V141H172ZM181 140H182V139H181ZM201 140H202V139H201ZM203 140H204V143H206L205 141H207V140H206V139H203ZM259 140H258V141H259ZM27 141L30 143V146H28V147H27V144H28ZM35 141H37V143H35ZM72 141L75 143V146H74V143L71 144V145H73L72 147H75V148H76V149L72 148V149L75 150V153L69 151L68 154H70V153H71V154L73 153V154H72V155H71V154H70V155H67V150H68V149H69V150H72V149H71V148H68V149L65 148V147H66L65 145H66V144H70V143H72ZM84 141H85L87 144H88V142H89V144H88V148H86V147H87V144L84 145V144H85ZM92 141H95V142H94L95 144H94ZM106 141H107L108 143H109V141H110V143H109L108 145H110V144L112 145L113 142H114V144L116 143L115 145H117V146H111V145L108 146V145H107V146L105 147V145H106ZM112 141H113V142H112ZM120 141H121V140H120ZM120 141H119V143H120ZM167 141H168V142H167ZM185 141H184V142H185ZM188 141H186V142H188ZM208 141H207V142H208ZM238 141H239V142H238ZM260 141L262 142V140H260ZM260 141H259V142H260ZM263 141H264V140H263ZM26 142H27V143H26ZM76 142H77V143H76ZM90 142H91V143H90ZM129 142H130V143H129ZM169 142H170V143H169ZM261 142H260V143H261ZM131 143H132V144H131ZM160 143H161V144H160ZM166 143H165V144H166ZM201 143H202V142H201ZM204 143H203V144H204ZM217 143H218V144H217ZM219 143H220V144H219ZM262 143H263V142H262ZM262 143H261V144H262ZM1 144H2V145H1ZM25 144H26V145H25ZM31 144H32V145H31ZM45 144H46V145H45ZM76 144H79L80 147H78V145H77V147H78V148H77V147H76ZM140 144H141V145H140ZM214 144H215V142H214ZM250 144H251V143H250ZM252 144H251V145H252ZM257 144H258V143H257ZM257 144H256V145H257ZM261 144H260V145H261ZM263 144H264V143H263ZM263 144H262V145H263ZM28 145H29V144H28ZM89 145H90V146H89ZM98 145H99V146H100V145H101V146L104 145L105 148H104V147H103V149H102V147L99 148ZM166 145H167V144H166ZM166 145H165V146H166ZM182 145H181V146H182ZM225 145H224V146H225ZM254 145H255V144H254ZM258 145H259V144H258ZM258 145H257L256 147L253 146V145H252V147H251V146H250V147H251L252 149H256V148H258ZM262 145H261V146H262ZM12 146H13L14 148H13ZM46 146H47V147H46ZM67 146H68V145H67ZM92 146H94V147H93L94 149H95V147H96V148L98 147V148H97L98 150H97V149H95V150H94V149H93V150H90L89 147H92ZM118 146H120V147H118ZM147 146H148L149 149L146 151V154H143V153H145V152H142V151H145V148H146ZM154 146H155V148H157V149H153ZM172 146H173L174 148H173ZM194 146H193V147H194ZM205 146H206V144H205ZM26 147H27V148H26ZM113 147H115V149L111 150ZM143 147H144V149H143ZM150 147H151V148H150ZM161 147H162V148H161ZM200 147L203 148L204 146L202 147V145H201ZM200 147H194V148H195V150H198V148L200 149ZM217 147H218V148H217ZM243 147H241L240 149L242 150ZM250 147H249V148H250ZM262 147H263V146H262ZM262 147H261V148H262ZM11 148H12V150H11ZM45 148H47V149H45ZM169 148H170V149H169ZM171 148H173V149L171 150ZM196 148H197V149H196ZM246 148H247V149H246V151H247L249 148H248V146H247ZM261 148H260V146H259V149H260V150H263V148H262V149H261ZM13 149H15V150H13ZM48 149H50V150L48 151ZM65 149H66V150H65ZM79 149H80V151H79ZM81 149H83V151H82ZM85 149H87V150H89V151L86 152V151H84ZM91 149H92V148H91ZM151 149L153 150L152 152H151ZM168 149L171 151L170 153H172V154H169L170 156L167 155L168 152H169ZM184 149H185V150H184ZM191 149H192V148H191ZM203 149H204V150H205V149L208 150L209 148L204 147ZM211 149H210V150H211ZM224 149H226V147H225ZM224 149H221V151L223 150V152H217V153H216L217 155H216V154H215L216 156L214 155L215 158L213 157V159H215V160H216V158H218V160H220V161H218V162L220 163V164L218 163L219 166H221V164H223V163L221 162V159L223 158V156H224V154H225V153H224V152H225ZM252 149H251V152L253 151ZM259 149H258L257 151L254 150V152H256L255 155H257V157H256L255 159H254V157H253V160H255V161L252 160V163H251V162L249 163V161L247 160L248 158H245V157L242 156V154H243V153L245 154L246 152H242V153H241V151H240L239 148H238V152L240 151L239 153H241L240 156H242L243 160L246 159V160L244 161V162H246V163H244V162H240L241 164H243V166H242L241 168H240L239 164L236 163L239 167L237 166V167H238V168H237V167L233 166V167L237 168V170H235V169H233V167H231V165H232L233 162H234V161H233V158L231 157V158H232V161L230 162L231 164L228 163V162H226V163H228V166H230V167H229V168H230V171H231V169L233 170L232 172H234V171L238 172V171H241V170L243 171V170L247 169V167L251 170L252 168H250V167L254 166V165H252V164H253L254 162H256L255 165L258 164L257 161L259 160V158H260L262 155H264V153H262V151H261V153L259 154V152H260ZM5 150H6V152H5ZM8 150H9V151H13V152H12V156H13V158H11L12 156L10 157V155H11L10 153H9L10 155H9V157H8V152H7ZM45 150H47V151H45ZM96 150H97V152H98L99 154H97V152H96V154L94 155V153H95L94 151H96ZM110 150H111V151H110ZM127 150H128V154L126 153ZM154 150H155V151H154ZM156 150H158L159 152L156 151ZM195 150L193 149L192 151L194 152ZM201 150H202V149L198 150L197 152L195 151V152L197 153L198 157H197V155H196V157H194V156L192 155V159H193V158H196L197 160H199V154H198V152H199V151L201 152ZM207 150H205V152H206ZM210 150H209V151H210ZM227 150H228V149H227ZM232 150H234V151H233L234 154H233V155H230L231 153H233ZM236 150H237V149H236ZM14 151H15L16 153H15ZM30 151H32V152L30 153ZM43 151H45V152H43ZM51 151H52V152H51ZM72 151H73V150H72ZM76 151H79L80 155H78V154H77L78 152H76ZM138 151H139V152H138ZM148 151H150V154H149ZM180 151H181V150H180ZM189 151H190V150H189ZM209 151H208L207 154L210 156L209 153H211V155L213 156V153H214V152H209ZM217 151H218V150H217ZM263 151H264V150H263ZM49 152H51L50 154H52L50 157H49V155H50ZM102 152H103V153H102ZM124 152H125L126 154H125ZM153 152H158V154L160 155V156H159V155L157 154V155H158V158H159V159H158V158H157V159H158L159 161H158L156 158H154V159H155V161L157 160L158 162H160V164H161L162 166H161V165L159 166V163H155V161H153V160H154V159H153V156H154V157L157 156L156 153L154 154ZM176 152H177V154H176ZM193 152H192V153H193ZM200 152H199V153H200ZM254 152H253V153H254ZM5 153H6V155H5ZM20 153H18L17 156H18ZM53 153H54V155H55V154H56V155L53 156ZM81 153H83V154H81ZM85 153H87V154L85 155ZM120 153L118 152V154L113 155V157L110 155V156H109V159H111V157H112V159H113V158L119 156ZM152 153H153V155H152ZM165 153H166V154H165ZM189 153H190V152H189ZM223 153H224V154H223ZM253 153H252V154H253ZM257 153H258V154H257ZM57 154H58V155H57ZM74 154H75V155L77 154V157H75V156L72 157ZM88 154H90V157H87ZM91 154H92L93 156H91ZM105 154H107V153H105ZM108 154L105 155L104 158H105L106 156H108ZM140 154H141V155H140ZM147 154H148V155H147ZM203 154H204V153H203ZM203 154H201V155H203ZM207 154H205V155H203V156L205 157ZM218 154H219V155L221 154V155H220L219 157H217ZM222 154H223V156H222ZM227 154H226V155H227ZM246 154H249V150H248V153H246ZM246 154H245L244 156L247 157ZM252 154H250L249 157H251ZM3 155H5L4 158H8V159H5V160H7V161L9 160V161H10V160L14 159L15 161L13 160L11 163L8 161L10 164L6 165V164H7V161L2 162V161H3V160H2ZM161 155H162L163 157H164V156H165V157L163 158V157H161ZM185 155H184L183 157H185ZM188 155H189V154H188ZM188 155H187L186 158L189 157ZM194 155H195V154H194ZM208 155L206 156L208 159H209V158H212V157H209ZM234 155H236V156H234ZM253 155H254V154H253ZM253 155H252V156H253ZM255 155H254V156H255ZM259 155H261V156L258 157ZM6 156H7V157H6ZM35 156H36V157H35ZM56 156H58V157H56ZM69 156L72 157V160H73V161H72V160H71V161H72L73 163H72L71 161H69V160L71 159ZM84 156L87 157V159H85L86 161L89 160V159L91 158V159L89 160V162H86L85 160L82 161V160L84 159ZM88 156H89V155H88ZM120 156H119V157H120ZM140 156H142V158H140ZM146 156H148V157H146ZM149 156H152V157H149ZM167 156H168V157H167ZM227 156H228V155H227ZM227 156H226V157H227ZM43 157H44V156H43ZM43 157H41V158H42V161H43V159H45V158H43ZM47 157H49V158H47ZM98 157H97V158H98ZM119 157L116 158V159H119ZM183 157H182L181 159H184ZM200 157H201V156H200ZM204 157H203V159H204ZM206 157H205V158H206ZM220 157H222V158H220ZM226 157H224V158H225V159H228V158H229V157H227V158H226ZM263 157H264V156H263ZM9 158H10V159H9ZM69 158H70V159H69ZM74 158H76L77 160H80V164L82 163L81 165L79 164V165L81 166L80 169L78 168V167H80V166L75 167V165H76L77 163H79V162H77V160L74 159ZM81 158H82V159H81ZM97 158H96V159H97ZM123 158H120V160L122 161ZM137 158H138V159H137ZM147 158H148V161L145 160V159H147ZM150 158L153 159V160H151ZM173 158H174V157H173ZM179 158H180V157H179ZM190 158H191V155H190ZM190 158H188V160H187V159H186V160H187V161H190ZM224 158H223V159H224ZM231 158H230V159H231ZM237 158H239V156H238ZM240 158H241V157H240ZM257 158H258V160H256ZM33 159H32V160H33ZM35 159L33 160L34 162H33L32 164H33L34 166L36 165V166H35L36 168L34 167V170L38 173V170H36V169H39V168H40V167H39L40 165H39V163L37 164V161L39 162L40 159H39V160H35ZM106 159L108 160V157H107ZM106 159L101 158V163L103 162V160L106 161ZM141 159H142V160H141ZM192 159H191V160H192ZM203 159H202V160H203ZM223 159H222V161H223ZM225 159H224V160H225ZM230 159H228V160H230ZM249 159H250V161H251L252 157L249 158ZM262 159H263V158H262ZM262 159H260V160H262ZM16 160H17V161H16ZM24 160H25V159H24ZM52 160H53V159H52ZM66 160H68V161H66ZM114 160H115V159H113V161H114ZM120 160H116V161H119V162H118L119 164L121 163V164H120V167L122 168V166H124V164H123L124 160H123L122 162H121ZM131 160H130V161H131ZM160 160H163V162L161 163ZM165 160H167V161H169V162H171V163H168V162L166 163ZM171 160H172V161H171ZM179 160H180V159H179ZM186 160L184 159V161H183V162L180 161V163L182 162V163H184V165H189V164H191V166L194 165L193 168H194V169L196 168V170H197V167H195V164H193V162H194L195 160H194L193 162H188V163L185 162ZM205 160H206V159H205ZM205 160L203 161L204 164H203V162H202V164H203L202 166H205V165H206V162H208L207 160H206V162H205ZM210 160H212V159H210ZM210 160H209V161H210ZM22 161H23V160H22ZM22 161H21V162H22ZM35 161H36V163H35ZM81 161H82V162H81ZM95 161H96V160H95ZM111 161H112V160H110L109 162L111 163ZM113 161H112V164H113ZM116 161H115V162H116ZM130 161H129L128 164H127V167L129 166V169H128V168H126V169L124 168V167L126 166V164H125V166L123 167L124 169H121V168L119 167V164H118V165H115V164L112 165V164H111V165L113 166L112 169H116V170H117V168H118V169L120 168L119 170L122 171V172L120 173V175H118L119 177L122 175L120 179H119V178H116V177L113 176V175H112V178L115 177L116 179H118L117 181H120V180H122V179L124 180V179L127 177V175H126L125 173H127V172L129 173V172H130L129 174H131L132 171H133V174H136V175H137V172L139 173V171H141V170L144 168V166H143L142 169H141L140 166L138 167V165L133 164V163H136V162L131 163L132 161H131V162H130ZM145 161H146V162H145ZM212 161H213V160H212ZM212 161H211V162H212ZM216 161H217V160H216ZM216 161H215V162H216ZM241 161H242V160H241ZM263 161H264V160H263ZM28 162H27V163H28ZM31 162H32V161H31ZM68 162H69V163H68ZM83 162H86V163H83ZM109 162H107V163L109 164ZM115 162H114V163H115ZM164 162H165L166 164H164ZM174 162H175V163H174ZM178 162H179V161H178ZM178 162H177V163H178ZM198 162L201 163V159H200ZM215 162H213V163L215 164ZM223 162H224V161H223ZM23 163H25V162H22V165H23ZM29 163H30V162H29ZM29 163H28V164H29ZM40 163H41V162H40ZM75 163H76V164H75ZM87 163H89V165H88ZM116 163H117V162H116ZM185 163H186V164H185ZM213 163H210V162H209V163L206 165V166H208V167H211V169H210V168H207V170L210 169V170L214 171V170H213V167H214V168H216V167H215L214 165H212V166L210 165V164H213ZM216 163H217V162H216ZM262 163H264V162L260 161V164H262ZM30 164H31V163H30ZM46 164H50V165L47 166ZM55 164H54V165H55ZM152 164L150 163L151 166H150V167L148 166L149 169H148V167H146L145 170H149V171H150V170H151L150 168L152 167ZM170 164H172V165L170 166ZM218 164H216L217 168L219 167ZM234 164H235V163H234ZM234 164H233V165H234ZM241 164H240V165H241ZM245 164L248 165V166H246ZM15 165H16V163H15ZM19 165H21V164H19ZM24 165H25V164H24ZM33 165H30V166H33ZM131 165H132L133 167H132ZM135 165L138 167V170H139V171L137 170V168L135 167ZM167 165H169V166L171 167V169H170ZM184 165L181 164V166H182L183 168L179 169V171H182V170H184V169H185V170L188 169V171H192V170H194L193 168H192L191 170H189V167H191L190 165H189V166H184ZM196 165L198 166V164H196ZM30 166H29V167H30ZM56 166H55V167H56ZM89 166H90V167H89ZM94 166H96V169H92V167L94 168ZM102 166H103V167H102ZM130 166H131V169H132V170H130ZM174 166H175V168H173ZM202 166H201V167H202ZM206 166H205L204 168H206ZM222 166H223V165H222ZM222 166H221V167H222ZM249 166H250V167H249ZM258 166H259V164H258ZM258 166L256 165L257 169H256L255 167H253V169H252L251 171H247V170L244 171V172H246V173L249 172V173H248V174H249V180H248V181H250V179H251L250 177L252 176V175L250 176V174H253V175L256 174V175H258V173H256L255 169H256V170H259V171H261V172L264 171V170H263V167H264L263 164L260 165V166H262V169H261L260 166H259L260 169H258ZM17 167H18V165H17ZM53 167H54V166H53ZM53 167H52V169L49 168L50 170H52L51 173H52L53 170H54ZM134 167H135V169L137 170L136 173H135L136 170L134 169ZM156 167H157V168H156ZM186 167H187V168H186ZM199 167H200V166H198V169H202V168H203V167H202V168H201V167L199 168ZM221 167H219V170H220V169L222 170ZM226 167H227V165H224V166H223V169L225 168L226 171H227V168H226ZM1 168H0V169H1ZM20 168H21V167H20ZM27 168H26V170H27ZM31 168H32V170H33V167H31ZM31 168H30V169H31ZM76 168H78V169H76ZM105 168L110 169V171H108V170L106 169V171H107L108 173L106 172L105 174H107V176L110 175L111 173L114 174V172L116 171V170H114V171L112 172V169H111V167H110V164H109V166H107V167H105ZM139 168H140L141 170H140ZM204 168H203L202 170H200L201 172H200V171H196V170H195L196 172H193V171H192V172L194 173L193 175H195V176H193V177H197V176H199L200 174H198V172H200L201 175H200L199 177L202 178V179L204 180V179H205L204 176H206V175L204 174V172L202 173V171L204 170ZM217 168H216V169H217ZM229 168H228V169H229ZM242 168H244V169H242ZM4 169L7 170L8 173H7ZM30 169H29V170H30ZM47 169H48V168H47ZM49 169H48V170H49ZM75 169H76V170H75ZM216 169H215L214 172L217 171ZM26 170H25V171H26ZM32 170H31V171H32ZM34 170H33V171H34ZM41 170H42V169H41ZM44 170H45V169H43L42 174H43V172H44V174H46L47 170H45V171H44ZM87 170H86V171H87ZM91 170H89L90 172H85V173L91 174ZM119 170H118V172H120ZM125 170H126V172H124ZM129 170H130V171H129ZM143 170H144V169H143ZM185 170H184V171H185ZM207 170H206V174H207V173L210 174L211 171L208 172ZM27 171H28V170H27ZM35 171L33 172V174L35 173L34 176H36V175H38L39 173H41V171H39V173L37 174ZM83 171H82V172H83ZM102 171H103V170H102ZM149 171H148V172H149ZM152 171H153V170H152ZM152 171H151V176H152V174H153ZM3 172H4V173H3ZM17 172H18V173H17ZM23 172H24V171H23ZM28 172H30V171H28ZM48 172H49V171H48ZM55 172H59V171H58V170H55ZM55 172L53 173V176H57V175L55 174ZM61 172H60V173H61ZM110 172H111V173H110ZM143 172H144V173H142V171H141L140 173H141L142 175H143V174H146V171H143ZM185 172H186V175H187L188 178H187V177H184V179H181V177H180L179 179L177 178L176 181H175V180H171V183H170V181H169V183H168V181H166V180L164 181V182L167 184V186H168V185H169V186H172V185H173V186H172L173 188H176L179 184H180V185H179L178 187H180L181 184H183V185H182L181 190H180V188H179V189H176V190H178V191H176V190L174 189V190L176 191V193L178 192L177 195H176V193H175L174 190H172V191H173V194L175 193V195H173V194L170 195L169 193H172V192H169V191H171V190L169 189V191H168L169 193L167 192V190H165L166 188L168 189L167 186H166V187L164 186L165 189H164V188H161V189L159 190V192H160V191H161L162 193L165 192L164 194L160 193L161 195H163V196H162V200L160 199V198H161V197H160L161 195H159L160 198H159V197H156V196H157V193H158V192H157V191H158V190H157V187L159 188L160 185L162 186V184H164V183H162V184H160V185L158 184V185L156 186L155 192H157V193L155 194L156 196H154V197H156V198H154V200H153V198L151 199L150 197L153 195L152 192H153L154 190H152V192H151V188L149 187V185H148V187H149V189H150V192H149V189H148V188H147V189H148V193H149V195H150V193L152 194V195H150V197H149L148 193L146 192L147 190H146L145 187H142V188H141V192H139V191H137V190H136V192L134 191V190L137 188V185L135 186V187H136L135 189H134V188L132 189L134 183H133L132 185H131V183H132L133 179L135 178V176H134L133 178L130 177V178L132 179V180H129V183L131 182L130 184H129L128 182H126V183H128V184H126V185L128 186V188H127V186H126V187H125V190H124V187H123V186H124L125 184H123V183H125V181L128 180L127 178H126L125 181H121V182H119V183H118V182H114V179H115V178H114L113 181H110V182L107 183V182L104 181L105 179L107 180V178H106L107 176L105 175V179H104L103 177L100 178V177H101V173H100V175H99L98 178L101 179V182L103 181V182L101 183V182H100V179H98V178L94 179L93 181H92V179L89 180V179H90L89 177H91V176H93V175H88V176L86 175V176L89 178V179H88V178H85L86 176L83 174L82 177H84V176H85V177H84V178H81V179H82V181H83L84 184L87 183L86 186H89V187H90V184H91L92 182L94 183V181H96L97 179H98V183H96V182H95V183H96V184H99L100 186L102 185V186H104V187H107V186L110 185V186H109L110 188H107V189L104 188L105 191H107V192H106L107 194L105 193L104 189H103V192H102V193H101V189H100V192H98V191L95 192V191H94L95 193L98 192V193L102 194L103 196H99V195H100V194H99V195H98L99 197L97 196V197H98V198H97V197L94 195V197L96 198V201H95V198H94V197H92V198H94V201H95L94 203H93V201H92L93 199L89 201V202H90L89 206H91V205H94V207H95V206H98V207L100 206V208H96V209H100L99 211L104 210V207H105V206L108 207V208H111V207L113 206L114 208H117V209L119 208L118 211L120 212L122 208H120V207H115V205H117V203H120V200L122 199V200H121V201H122V202H121L122 204H124V203L126 204L127 202H128V203H127V206H128L129 203L132 204V207H129V206H128V208L126 207L127 209L130 208V209H132V211H133V212H132L133 214L130 213L131 215H133V217H132V216L129 214V212H131V210L128 211V210L126 209V213H128V215H130V218H131V219H129V220L132 221V219L135 217V215H139V214H138L139 211L142 212L140 209H141V208L143 209V207H144V205H145V204H143V203H145L144 201H143V202L140 201V202H142V203H140V202L138 201V199L134 201V200H133V197H128V199H129V198H131V199H129V200H128V199H125L126 201L124 202L123 199L125 198V196L122 197L121 199H119V198L123 195V194L119 195V193H122V190H120V186H122V185H123V186H122V189L124 190V195H127V193L129 192V191L127 192V190H130V192H132V190H133V192H132L133 194L129 192V196H130V194H131V195H134V194H135V195L137 196V195L140 193V195L137 197V198L143 197V198H141L140 200L144 199L145 197H146L145 199H147V197H149V198L151 199V201L153 200L152 202H154V203L156 202L155 204H157V205L159 204V203H157L158 201H159V202L161 201V204H162L163 201L166 202L165 204L163 203L162 205H161V204L159 205L160 208L162 209V210H160V209H159V206H158V208H157V207H156L157 205L155 206V204H153V203L150 201V199L148 198L149 201H150L149 203H152V204L149 205V207H150L151 205H152V206L154 205L153 207H152V206L150 207L151 209L153 208L152 210L150 209V211H149V212L153 211V212L150 213V216L154 213V214H153L154 216H152V219H155V218L158 217V219H159V221H160L158 224H159V225L161 224V225L158 227V224L156 223L155 226H157V227H155V226H154V227H155V229L157 228V230H155V231L152 230V231L156 232V231H160V230H162L160 233L158 232L159 235H158L157 232H156L157 234L155 233V234L151 235L152 232H150V231H151V229L154 228V227H153V225H154L153 223H155L157 220H155V222H154V220H152V219H148V218L150 217L149 214H148L149 217L146 218V216H147V215H146V212H148L149 209H147V211H145L146 209H144L145 212L143 211L144 213L142 212V214H140V216H141L140 218H143V219H140L139 222H137L139 219H136V221L133 220V222H131V221L127 220L128 217H126L127 219H125V217H124L125 221H124L123 223H126V222H127L126 224H128V223L130 222V223H132V226H133V227H132V226L130 225V227H128L126 224L123 225L124 227L127 226V227L125 228V232L127 231V233H128V231H129V232H130V231H131V232L133 231V232H135V233L138 235V233H139L140 231H139V232H137V231H138V230H141L142 227H143V226L139 227L140 224L142 225L143 222H144L143 224L149 223V224H147L146 226H144V227H146V229H142V231L144 232V234H143V232H140V234H141V233H142L143 235H146V233H147V235L150 234L149 236L146 235V238H147L148 240H151V242L148 241V240L146 241V238H143V237H145V236H142V234H141L142 237H140V234H139V237H138L137 235H135V236H137L135 239L138 238L137 240H135L136 243H135V241H134L133 236H132V237H130V235L126 236V238H128V237L131 238V239L128 238L129 240L127 239L128 242H132L131 245L127 242V244L129 245V246H128V245H127V246H128L129 248H132V246L134 247V245L138 243L139 238H141V241H142V239H144V240L142 241V244H143L142 247H143V249H145V250L143 251V249H141V248H142V247H141L142 244L140 243L141 241H139V243H140L141 245L138 243L137 246H136V248L140 246L138 249H140V251L142 250L141 252H143V253L139 252V254H137V253L134 251L135 248H134V249L132 248L133 251H134L136 254L133 255V254H132L133 252H130V254H129V253L126 251V252L128 253V255H127V253L125 252L126 255H127L125 259H127V257H128L127 261H130V262H127V261L124 259V260H125L124 262H122V263L119 262V263H117V264H133V263L135 262V260L137 259L136 256H137L138 258H139V257L142 258V259L136 261V264H139V263H140V264H143V262L145 261V258H146V257L148 258V257H150V256H151V258H150V259L148 258V259L150 260V262H154V263H152V264H156V263H155V258H158V259L160 258V262H162L161 259H163V258H165V257H166L167 259L170 258V257L173 255V253H172V251H171L172 248L175 249L176 246L180 248V243H181L182 239H185V236H186V235H188V236L186 237V240H185L184 243H186L187 240H189V244H190V243L192 242V240H190V238H192V239L194 238V237H192L191 235H189V233L187 234V232H189L190 230L187 231V232H186V230H185L186 227L189 226V225L186 224V222H188V223H192V221H191V220H192L191 216H190V219H191V220H190L189 218H187V216H186L185 214H187V213H189V215H190L191 213H199V214H200V213L202 212V214H201L202 216H201V217L198 216V217H200V219L198 218L199 221H200L199 223H201V220H203V218H204V220H206V219L208 218L207 215H206V213L209 215V213H210L211 211H213V212L215 211V208H216L217 206H216V204H215V207H213L214 205H212V204H213L212 201L209 202V204L212 203V204H211L212 206H211V205L209 206V204H207V203L205 202V205L208 206V207H207L208 210H207L206 207H205L204 210H203V211H205V212L202 211L201 208L203 207V205H202L203 202H202V203H200V202L206 199V198L204 199L205 196L208 197L207 199H210V197H211V199L214 200L213 197L218 196L219 193H220V194H221L220 196H222V197H220L221 200H222V199H225V198H229L230 195H232L230 198H231V199L233 198V199L235 200V198L233 197V194L230 193V191L232 190V189H230V188H233V187H229L228 190L226 189L227 187L225 188L226 190H224V188H223V187H224V184H227V185H228V183H225V182L232 181V179H230V180H228V181H227V180L225 181V179L223 178L224 176H226L225 174L220 175V174L218 173L219 175H216V176H217V177H221V178H223L224 180L221 179V178H219V182H217V181H216V178H217L216 176L214 177L215 180L212 178V177L215 175V173L212 172V173L210 174L212 179H209V181H211V180H212V181H213V180L216 181V182H214V181L211 182L212 185H211V183H208V179H207V181H206V179H205V182L203 181L204 183L207 182V183L211 186V187H209V188H211V189H208V191H209L210 193H211V191H212V192H215V191H216V188H217V191H220V192L218 193V195H217V191H216V193H213L214 195H211L212 193L210 194L209 192L206 191V190H207L206 187L209 186L208 184H207L208 186H206V187H205L206 184H204V185H202L201 188H198L197 186H198L199 184H201L202 182H201L198 178H196V179H198V180L194 179V180L192 181L194 184L191 185L192 182L190 181V179L192 180L193 177H192L191 175H188V174H187V173H188L187 171H185ZM218 172H219V171H218ZM220 172H221V171H220ZM227 172H229V171H227ZM227 172H226V173H227ZM232 172H229L230 174L228 173V174H229L228 177H231L230 175H231ZM236 172H234V173L236 174ZM5 173H6V174H5ZM26 173H27V172L22 173V177L24 176V174L26 175ZM49 173H50V172H49ZM49 173H47L46 175H48ZM51 173H50V174H51ZM149 173H150V172H149ZM149 173H148V174H149ZM195 173H197V174H195ZM221 173H223V172H221ZM234 173H233V174H234ZM239 173H240V172H239ZM246 173H244V174H243V173H242V174L240 173V174L243 176L242 179L240 178L241 175H239V176H238V174H237L236 176L234 175L235 177H238V178H236V180L238 179L237 181H235V182L232 181L233 183H235L234 185H241V183H239V182L242 181V180L245 178L244 175H246V177H248V176H247L248 174H246ZM10 174H11V176H12V174H13V180L11 179L12 177L10 176ZM18 174H19V175H18ZM50 174H49V175H50ZM54 174H55V175H54ZM58 174H59V173H58ZM98 174H99V173H98ZM98 174H97V175L95 174V175H96L95 177H97ZM102 174H103V173H102ZM116 174H118V173H116ZM129 174H128V175H129ZM148 174H147V176L145 175L144 177H139V178H142V179L146 182V181H148L149 178L151 177V176L148 177V176L150 175V174H149V175H148ZM189 174H191V173L189 172ZM203 174H204V176H203ZM233 174H232V175H233ZM262 174H263V175H262ZM262 174L259 175V177H261V178L264 180V173L262 172ZM7 175H8V176H7ZM16 175H17V177L14 178ZM28 175H31V177H33L32 174H29V173H28ZM28 175H27V176H28ZM60 175H62V174H60ZM63 175L65 176V174H63ZM63 175H62V176H63ZM76 175H77V176H76ZM125 175H126V176H125ZM138 175H139V174H138ZM138 175H137V177H138ZM169 175H170V176H169ZM178 175H179V176H178ZM183 175H184V172H182L181 176H183ZM186 175H185V176H186ZM212 175H213V176H212ZM9 176H10V177H9ZM27 176H26V177L24 176V179L26 178L25 180H28V179H29V180H32V179H34V178L30 179V177H28V179H27ZM43 176H44V175H43ZM103 176H104V175H103ZM123 176H125V177L123 178ZM131 176H132V175H131ZM140 176H141V175H140ZM202 176H203V177H202ZM7 177H9L10 179L7 178ZM22 177H21V178H22ZM39 177H42V176L39 175ZM39 177H36L34 180H37V178H39ZM45 177H46V176H45ZM58 177H59V176H58ZM79 177H80V176H79ZM95 177L93 176V178H95ZM110 177H111V176H110ZM146 177H148V178H147V179H144V178H146ZM209 177H210V176H209ZM228 177H227V178H228ZM235 177H232V178L234 179ZM253 177H254V176H253ZM42 178H43V177H42ZM48 178H49V176H47V178H45V180H47ZM56 178H57V177H56ZM56 178H54L53 182L55 181ZM59 178H62V177H59ZM67 178H65V179H67ZM130 178H129V179H130ZM206 178H208V176H207ZM255 178H256V177H254L253 179H255ZM257 178H258V177H257ZM257 178H256V179H257ZM6 179H7V182H8V183L6 182ZM22 179H23V178H22ZM22 179L19 178L18 180H17V179H16V180L19 181V182H21ZM52 179H53V178H50V179H49L50 181L48 180V184H47V183H45V182L42 183V182L40 181V180H42V179L39 178V179H38L39 182L35 181V182H37L39 188H37V186H35L36 184H34V185L31 184V185H32L33 187L35 186V188L41 190L40 188H42V189L46 188V185H45V184L49 185V182L51 183ZM57 179H58V178H57ZM57 179H56V180H57ZM63 179H64V178L59 179V180H60V181H61V180L63 181ZM73 179H74V180H73ZM85 179H88V180H85ZM102 179H104V180H102ZM108 179H109V178H108ZM116 179H115V180H116ZM185 179H186L187 181H186ZM202 179H201V180H202ZM239 179H240V180H239ZM253 179H251V180H253ZM256 179H255V180H256ZM10 180L12 181V183H11ZM25 180H24V181H25ZM59 180H57V183L60 182ZM69 180H64V181H67V182H68ZM135 180H138V181L136 182ZM135 180H134V181H135L136 184L139 183V181H140V179H138V178L135 179ZM143 180H142V181H143ZM14 181L16 182L15 184H14ZM62 181H61V182H62ZM70 181H69V182H70ZM78 181H79V180H78ZM80 181H81V180H80ZM90 181H92V182H90ZM107 181H108V180H107ZM144 181H143V183H144L143 186H146L147 183H145ZM173 181H175L174 183H175L176 185L173 183ZM184 181H186L187 183L184 182ZM196 181H200L201 183L198 182V185H196V184H195V183H197ZM238 181H239V182H238ZM245 181H246V180H243V181H242V182H243V183H242L243 186H240V187L243 188V187L245 186ZM253 181H254V180H253ZM253 181H251L252 183L246 181V183L249 184V186H250V184H251V186H252ZM256 181H257V180H256ZM256 181H255L254 183L257 184ZM259 181H260V180H259ZM261 181H262V180H261ZM261 181L259 182L260 184L262 183ZM9 182H10V183H9ZM46 182H47V181H46ZM69 182H68V184H61V183H60L61 185H63L62 187H61V185L59 186V184L57 185V183L55 182V184H56L57 186L61 187V188H59V187L57 188V187L55 186V184H54V187H55V188L53 187L54 190L57 188V189H59V191H57V189H56V191L53 190L52 192H57V193H58V195H59V196H58V197H59V200H57L58 198L55 196L56 194L53 193L54 198H57L56 200H53V197H50V199H51L53 202H54V201H58V202H59V201L61 200L60 198H62V197H60V194H59V193H60V189H62L63 187H65V185H66V186L69 185ZM111 182H112V184H113V187H112L111 184H110ZM183 182H184V183H183ZM221 182H224V184L222 185ZM232 182H231V183H232ZM22 183H23V182H22ZM22 183H21V184H22ZM31 183H32V182H31ZM40 183H41V184H44L45 187H44V186H43L44 188L41 187L42 185H40ZM65 183H66V182H65ZM76 183L79 184L78 182H76ZM76 183H75V184H76ZM80 183H81V182H80ZM83 183L81 184L82 187L85 186ZM100 183H101V184H100ZM105 183H107L108 185L105 184ZM115 183H118V185L116 184L117 187H114V186H115ZM140 183H142V182H140ZM140 183H139V184H140ZM143 183H142V184H143ZM188 183L191 185V186H190V185H189V186L186 185V186L189 187V188H187V187L185 186V184H188ZM233 183H232V184H233ZM236 183H237V184H236ZM259 183H258L257 185H259ZM3 184H4V186H5V184H7L6 187L4 188V191H3ZM21 184H20V186H21ZM77 184H76V185H77ZM104 184H105V185H104ZM139 184H138V185H139ZM218 184H220V185H219V188L216 187V186H218ZM262 184H263V183H262ZM262 184H261V185H262ZM31 185L29 184L30 187H31ZM51 185H53V184L51 183ZM51 185H50V186H51ZM71 185H72V183H71ZM81 185L79 186V188L81 187ZM99 185H96V186H95V185H92V186L95 187L96 189H97V188L99 189V187H98ZM129 185H131L130 188H129ZM134 185H135V184H134ZM174 185H175V187H174ZM193 185H194V186H193ZM213 185L216 187L215 189L212 187ZM227 185H225V186H227ZM24 186H26V182H25V185H24ZM24 186H23V184H22V187H24ZM73 186H74L75 188H73V187L71 188V186H68V188H69V189L71 188V189H74V190H75L76 188H78V187H76L74 184H73ZM77 186H78V185H77ZM102 186H101L100 188H102ZM230 186H231V185H230ZM251 186H250V188H251ZM263 186H264V184H263ZM263 186H262V187H263ZM18 187H19V185H18ZM18 187H17V188H18ZM51 187H52V186H51ZM82 187H81V189H79V190H81V191H80L81 196L84 195V196L82 197V199H83V198L85 197V195L87 196V194L82 193V192H83ZM118 187H119V188H118ZM146 187H147V186H146ZM172 187H170V188L172 189ZM178 187H177V188H178ZM183 187H185V188L187 189V190H185L186 192H182V190L184 189ZM190 187H192V188H190ZM193 187H194V189H197V188H198V190L200 189V191L202 192V193H200L201 196L197 193V192H199L198 190H197V191H196V190L189 191V190L193 189ZM199 187H200V185H199ZM203 187H204V189H206L205 191H206L207 193H209L210 196H208V194L205 195V196L202 195L203 192H205L204 189H203ZM234 187H235V189H236L237 186H234ZM246 187H248V185H246ZM246 187H245V188H246ZM259 187H260V186H259ZM259 187H257V190H258ZM15 188H16V187H15ZM17 188H16V189H17ZM24 188H26V187H24ZM31 188H32V187H31ZM35 188H33V189L36 190ZM49 188H50V187H47L48 190H52V188H51V189H49ZM85 188H87V187H85ZM95 188H94V189H95ZM252 188H253V187H252ZM260 188H261V187H260ZM16 189H14V190H15L14 192L12 191L13 193L8 189V190L10 191V193H9L10 195H8V196H11V195L14 196V193H16V191H17ZM27 189L29 190L30 188H26V189L21 188V189H19L20 192H22V194H19V195L17 194V195H18L19 197L22 195V197H20V198H22V199L25 198V200H29V201H23L22 199H21V201H20V200H16V198H17L18 196H15V197H16V198H15L16 202L20 201V202H18V203H22V204H21L22 207H21V205H19V207L15 208V209H16V211L18 212L19 210H22V209L26 206L27 208L25 207V208L23 209V210H25V211H23V212H24V213L26 212L27 215H28V216H26L27 224H28V222H29V223H31V224L33 225V227H34V228L32 227L31 229H30V227H29L28 230L38 229V227H36V226L34 225V224H36V222H38L37 225L40 226V227H39L40 229H38V230H40L39 232H41L42 234H44V232H45V231L42 232L43 230H47V231H48V229H50L51 232H50V233H49V231L47 232V234H48V233L50 234V235L48 234V236H52V237H53V236H56V237H57V235L60 236L61 234H64V235H66V240H68V239H67V238H69L68 236H73L72 233H73L75 230L73 231V229H72L71 231H73V232L70 231L69 233H67L68 230H67V231H66V230L63 231V229H61V228H63V227H66V228H67V226L69 225L68 222H73L72 224L69 225L70 227H72V228L74 227V229L77 228V229L80 230V231L83 230L84 228H87V230L84 229V230H85V231H83L84 234H85L86 232H87L86 234H88V233L90 234V232H92V230H93V232H94V231H95V232H94V233L92 232V234L94 235L95 233H97L95 236L98 237V240L101 241V240H102V234H103L104 232L108 231V230L111 231V229L113 228L112 226L115 227V226L117 225L116 228H118L119 226H118L117 223H119V222L121 223V222L123 221V220H122V219H123V216H126V215H127V214L124 212L125 210H123V211H122V214L125 213V215H123L122 217L119 216L118 213H116V214L114 213V216H115V217L112 216V215H113V212H112V211L114 210V208L112 207L113 210H112V209H111V210L108 209V210H110V212H108V211H107V208H106V209H105V212L107 211L106 213H102V215L100 214V217H99V216H94L95 218L92 217V218H93V219H92V218L89 217V215L92 214V212L94 211V209H93V210H92V209L89 210L90 207H87V209L91 212V214H88L89 211L86 212L87 209H86L85 207H83V209L85 208V211H84V212H85V215H84V214H81V215H82V216H83V215H84V216H87L86 218H87V220H88L89 222H92V223H93V221H94V223H93L94 225L91 224V225H92L91 228H93V229L90 228L91 225H90V226H87V225H89V224H88L89 222H87V225H86V223H84V222L87 221V220H86L85 218H83L81 215L78 216V217H79V218H80V217L83 218V221H82L81 219H80V221H79V220H78V221L75 220V216H74L75 213L72 214L74 220H71V219H70V218H71L70 216H72V215H70V216H68V217H69V220H67L68 217H66V218H64L65 221H63V220L60 219L61 215L58 216L59 213L61 214V213H64V212H66V211L68 212L70 209H73V208L75 207V200H76V197H77V196L74 195V196H75V197H74V199H75L74 201H73V198L70 197L71 195H68L69 197H67L66 194H68L67 191H68L69 189H67V187H66L65 189H67V191H66V193H64L65 190L63 189L64 191H63V194H62V195H65V196H66V197L64 196L65 199H67V200H65V201H67L66 203H68V202L71 203V208H69V209L67 210V208L69 207V206H68V207H66V210L64 209V210H65V211H64V210L62 209L63 206H61V205L57 207L58 204H55L56 206H54V205L50 206L51 204H49L50 207H53V206H54L55 208H57V210L54 211L56 214H58V215L54 214L55 216H57V217L54 216L55 219H58L59 221L61 220L62 223H63V222L66 223V222L68 221V222H67L68 224H63L61 228H60V225H58V226H59V228H58V226H57V223H58V222L54 219V217L50 216V215L52 214V212H49V211H50V210L52 211V208L50 209V207L47 206V205H48V204H47L48 201H47L46 203H43V202L47 199L46 196H48V195L50 196L49 193H51V195H52V192H50V191L48 192L47 189H46L47 191L44 190L45 192H43L42 190H41L42 192L38 190L39 192H37V193H39V194L42 193V194H40V197H41V198L43 197L44 194H46V193L48 192L47 195L43 197V198L46 197V199L43 200L42 202H39V199H40V198L38 199L39 196H38V195H35V193H33V192H34V191H32L33 189H32V190L30 189V191H32V193H33L34 195H30V194H29V191H28ZM71 189H70L69 191H71ZM89 189H90V188H89ZM91 189H93V188L91 187ZM94 189H93V190H94ZM98 189H97V190H98ZM126 189H127V190H126ZM142 189H143V190H142ZM144 189H145V191H144ZM163 189H164V190H163ZM229 189H230V191H229ZM243 189H244V188H243ZM246 189H249V187L246 188ZM246 189H244V190H246ZM24 190H27V191H28L27 194H25V191H24ZM93 190H92V191L90 190V191L93 192ZM222 190H224V192H227L226 197H224V193L222 194V192H223ZM233 190H234V189H233ZM240 190H241V189H240ZM253 190L256 191V187L253 188ZM84 191H86V189H84ZM125 191H126V192H125ZM143 191L146 193V195H142V196H141V194L144 193ZM188 191L190 192V194L193 192V195H194V191H195V198H194V199H196V197H198V200H199V201L196 200V202H195V203L193 202V203H194L195 205H198V204H199L198 207L202 205V207H200V208H198V209H196L197 207H196L195 205H193V206H195V207H192V208L195 209L194 211H196V212H193V211L191 212V210H192V208H191V206H192V202L189 203V204H186V203H185V202H187L186 200L188 199V197L192 196V194H191L190 196H188V197L186 198V196L188 195V194H187ZM234 191H235V190H234ZM238 191H239V189H238ZM242 191H243V190H242ZM242 191H241V192H237V193H235V194H238V193H241V194H242ZM247 191H248V190H247ZM247 191L244 192L245 194L243 193V196H242L241 194H240V196H238V195H239V194H238V195H237L238 198L241 197V196L244 197V196L247 194ZM260 191L262 192L261 189H260ZM260 191L258 190L257 192L260 193ZM2 192L0 191V193H1L0 197H2V195L4 194V193L2 194ZM18 192H19V191H18ZM35 192H36V191H35ZM71 192H73V190H72ZM74 192H75V191H74ZM91 192H90V194H91ZM94 192H93V193H94ZM134 192H135V193H134ZM155 192H153V193H155ZM179 192L185 193L186 196H185L184 198H186V199H184V198H182V197L180 198V196H179L180 199L178 198L179 200L175 201L176 198L178 197V194H180ZM249 192H250L251 194H252V193H255V192H251V190H250V191H248V194H247V195H249ZM257 192H256V193H257ZM32 193H31V194H32ZM76 193L78 194V189H77V192H76ZM93 193L91 194L92 196H93ZM95 193H94V194H95ZM103 193L106 194V196H107L106 198H103V197H105ZM196 193H197V194H196ZM232 193H234V192H232ZM6 194H7V193H6ZM69 194H70V193H69ZM77 194H76V195H77ZM90 194H89V195H90ZM168 194H169L170 196H168ZM205 194H206V193H205ZM215 194H216V195H215ZM235 194H234V195H235ZM15 195H16V194H15ZM89 195H88V196H89ZM135 195H134V198L136 199V196H135ZM147 195H148V196H147ZM164 195H165V196H164ZM180 195H181V194H180ZM182 195L184 196V194H182ZM182 195H181V196H182ZM196 195H197V196H196ZM227 195H228V196H227ZM247 195H246V196H247ZM255 195H256L257 197H255ZM255 195L252 194V195H251V198H250L249 200H251V199H255V198H256V200H257L258 197H259V199H260V196H258V194H255ZM259 195H260V194H259ZM263 195H264V188H263V192H262L261 196H263ZM12 196L9 197V198L7 197V200H8V202H11V201H12L13 203H15L14 200H11V199H10V198H12ZM36 196H38V197H36ZM175 196H176V198H175ZM199 196H200V197H199ZM212 196H213V197H212ZM252 196L255 197V198H252ZM23 197H24V198H23ZM27 197H28V198H27ZM90 197H91V196H90ZM90 197H89V199H91ZM126 197H127V196H126ZM163 197H164V198L166 197V198H165L166 200H164ZM167 197H170L169 199H171L172 197H174L175 200H173V201L171 200L172 202L168 200L169 202H167ZM192 197H194V196H192ZM201 197H203V198H201ZM223 197H224V198H223ZM235 197H236V196H235ZM242 197H241L240 199H243ZM248 197H249V196H248ZM248 197H246V199H245L246 202L249 201V200H247ZM4 198H5V197H3V199L0 198V210H3L2 208H4V206H3V204H2V202L4 201ZM34 198H36V200L38 199V200H37L38 202L35 200L37 203H41L39 206H41V205H42V206H45V205L47 204L46 206L50 209V210L48 209V210H49V211H48L49 213H47V214H50V215H47V214H46V212H47L46 209H44V210L42 209L43 211L46 210L45 212H43V211L41 210L44 214H46V215L48 216V217H47V216L43 217L44 219L41 217V218H42V221H43L42 223H40L41 221L38 220L39 218H36V217H40V216H42V215H41V212H39V210H38L37 212H39V215H40V216H37L38 213L35 212V211H34V212L32 211V213H31V211L29 212V210L26 211V209L31 208V204L35 202V201H34ZM43 198H42V199H43ZM70 198H72V199H70ZM86 198H87V197H86ZM86 198H84V199H86ZM99 198H100V199H99ZM101 198H102V199H101ZM216 198H219V196L216 197ZM216 198H215V201L218 200V199L216 200ZM238 198H237V200H239ZM262 198H264V197H262ZM262 198L259 200V202L262 200ZM9 199H10L11 201H10ZM12 199H13V198H12ZM17 199H19V198H17ZM42 199H41V200H42ZM50 199H49V200H50ZM98 199L101 200V201H99ZM115 199H116V200H119V201H116V202H117V203H116V202H115ZM148 199H147V200H148ZM155 199H156V201H155ZM157 199H159V200H157ZM201 199H202V200H201ZM207 199H206V201L208 202ZM62 200L64 201L63 198H62ZM102 200H103V201H102ZM127 200H128V201H127ZM131 200H133L134 202H137V201H138V202L140 203V204H137V203H136V205H138V207L135 208L136 205L134 204V205H135V206H134V205H133L134 202L132 201V202H133V203H132ZM191 200H192V199H191ZM225 200H226V199H225ZM234 200H233V201H234ZM32 201H34V202H32ZM84 201H85V200H84ZM87 201H88V200H86V203H87ZM129 201H130V202H129ZM183 201H184V202H183ZM188 201L190 202V198L188 199ZM193 201H195V200H193ZM219 201H220V200H219ZM230 201H232V200H230V199L226 200V202L224 203V206H220V205H222V204L219 205V203H223V201H222V202H218V201H217L218 203H217V202H215V203H217V204L219 205V208H220V209H221V208L224 209V207H225V208H226V207H229V208H230V204H229ZM242 201H243V200H242ZM251 201H252V200H251ZM251 201H249L248 204L250 203L251 205H256V206H258V207L255 208V210H256L257 213L259 214L260 211H261L260 208H259V207H260L259 205H260V204H264V203H259V202H257V203H251ZM5 202H7V201L5 200ZM5 202H4V205H5ZM12 202L10 203L11 205L13 204ZM53 202H52V203H53ZM123 202H124V203H123ZM170 202H171V203H170ZM174 202H175V203H174ZM177 202H179V203L177 204ZM182 202H183V203H182ZM197 202H199V203L197 204ZM234 202H236V200H235ZM240 202H241V201H240ZM243 202H244V201H243ZM243 202H242V204H244ZM253 202H254V201H253ZM261 202H264V199H263V201H261ZM37 203H35L37 206L32 205V206H35L36 209L39 208ZM50 203H51V202H50ZM54 203H56V202H54ZM54 203H53V204H54ZM60 203H61V202H60ZM84 203H85V202H84ZM86 203H85L84 206H86ZM172 203H173V204H172ZM180 203H181L182 205H181ZM231 203H232V202H231ZM7 204H8V203H7ZM29 204H30V205H29ZM61 204H63V203H61ZM64 204H65V203H64ZM64 204H63V205H64ZM73 204H74V205H73ZM122 204H121V205L118 204V206L120 205V206L122 207V206H123ZM131 204H130V205H131ZM141 204H142V206L139 207ZM167 204H168V205H167ZM190 204H191V205H190ZM235 204H236V203H234L233 206L237 207V205H235ZM238 204H239V203H238ZM250 204H249L248 207H250ZM8 205H9V204H8ZM11 205H10V206H11ZM13 205H14V204H13ZM27 205H28L29 207H28ZM67 205H68V204H67ZM69 205H70V204H69ZM101 205H102V206H101ZM104 205H105V206H104ZM146 205H147V204H146ZM146 205H145L144 208H147V207H148V206H146ZM176 205H177V208H175ZM178 205H179V206H178ZM184 205H185V206H184ZM231 205H232V204H231ZM239 205H240V204H239ZM239 205H238V206H239ZM244 205H246V203H245ZM1 206H3V207H1ZM14 206H15V205H14ZM46 206H45V207H46ZM65 206H66V205H65ZM72 206H73V207H72ZM125 206H126V205H124L123 208H125ZM133 206H134V209H136L135 211H136L137 214L134 212ZM161 206H162V207H161ZM181 206H183V207H185V208H183V207H181ZM187 206H189V208H190V212H188L189 210H188V207H187ZM8 207H9V206H8ZM8 207L6 208V205H5V208H6V209H9ZM20 207H21V209H19ZM45 207H44V208H45ZM47 207H46V208H47ZM59 207L61 208V209H60L61 212H60V210H58ZM210 207H211V208H210ZM231 207H232V206H231ZM235 207H233V208H235ZM254 207H255V206H254ZM40 208H41V207H40ZM55 208H53V210H54ZM101 208H103V209L101 210ZM137 208H139V209H137ZM154 208H157V209H155V211H154ZM186 208H187V209H186ZM209 208H210V209H209ZM229 208H226V209H225V210H226L225 212H224V210H223V212H224V216H223V217H224V218H225V213L227 212V209H228V211H230V212L228 213V214H229V216H228V220H227V219L224 220V221H227V222L222 223L223 220H219V219H218L219 221L216 220V219H217L216 214H218L219 211H221L220 209H219V211L216 210L217 212H215V213L211 212V214L209 215L210 221L213 223V222L216 220L217 222H216V221L214 222V223L216 224V226H219L218 224L221 223L220 226H223V224H224V225H225V224H228V225H225V227H226V226L231 227V222H232V221L234 222V221H235L236 219H238V218L235 217V216L233 215V213H231V209H229ZM239 208H240V207H239ZM242 208H243V207H242ZM244 208H245V207H244ZM244 208H243V209H244ZM258 208H259V209H258ZM6 209H4V210H6ZM11 209H12V208H10V212H12L13 214H12V215H11V213L8 214V215L10 216V217L8 218V220H6L7 217H5V220L3 219V220H4V221H3L2 218H4V217H0V227H1L2 225H6L7 227H9L11 224H13V225L15 226L16 223H17V221H19L18 219H17V221L14 220V221H15V222H14L15 224H14V223H12V218H13V219H16L17 217H19L18 215H19L22 211H19V213L16 212L18 215L15 213V215H17V216H14L15 209H14V207H13V209H14L13 211H11ZM17 209H18V210H17ZM36 209H33V207H32V210H36ZM175 209L178 211V213H177V211H176ZM199 209H201V211H200ZM213 209H214V210H213ZM216 209H217V208H216ZM237 209H238V207H237ZM246 209H249V210H246ZM261 209H262V208H261ZM263 209H264V208H263ZM62 210H63V211H62ZM138 210H139V211H138ZM164 210H166V211H165L166 214H165V212H164L163 214H165V216L163 217V216L160 215V214H161V212H163ZM174 210H175V212H174ZM187 210H188V211H187ZM206 210H207V211H206ZM209 210H211V211L209 212ZM245 210L248 212V211H250L251 209H250V208H245ZM253 210H254V209H253ZM259 210H260V211H259ZM6 211H7V210H6ZM114 211H115V210H114ZM137 211H138V212H137ZM157 211H158V214L156 213ZM179 211H180V213H179ZM184 211H185V212L187 211V212L183 214ZM198 211H200V212H198ZM232 211H233V210H232ZM239 211H240V210H239ZM242 211H243V210L241 209L240 212H242ZM246 211H245V212H246ZM4 212H5V211H4ZM23 212H22V213H23ZM70 212H71V210H70ZM70 212H69V213H70ZM111 212H112V213H111ZM115 212H117V211H115ZM159 212H160V213H159ZM181 212H182V216H183V215L186 216V217H183V218H182L183 220H181V218H180V217H181ZM208 212H209V213H208ZM245 212H242V213L246 214ZM251 212H253V211L251 210ZM251 212H249V213H247V214L249 215ZM263 212H264V211H263ZM7 213H9V212H7ZM22 213H21V214H22ZM43 213H42V214H43ZM69 213H68V214H69ZM81 213H82V212H81ZM86 213H87L88 215H87ZM94 213H96V212L94 211ZM97 213H100V212H97ZM97 213H96V215H98ZM107 213H108L109 215L112 216V217H111V216H107V217H111L112 220H110V218H108L111 222H105V221H104V222H105L107 225H110V227L107 226V228H110V229H108V230H107V229H106V230L103 229L104 231L102 230V231H103V232H102L101 229L98 227V225L100 224V225H102V227H103L104 224H103V223H102V224H101V223L98 224L97 222L100 221V220H99L100 218L106 220L107 217H106L105 215H106ZM110 213H111V214H110ZM120 213H121V212H120ZM120 213H119V214H120ZM134 213H135V215H134ZM155 213H156V214H155ZM174 213H175V214H176V213L178 214V215H176V216H178L179 219H177V220L174 219V222H173V216H174L173 214H174ZM212 213L215 214V216H214ZM0 214H1V213H0ZM3 214H4V213H3ZM3 214H2V216H4ZM21 214H20V215H21ZM65 214H66V213H65ZM103 214H105V215H103ZM108 214H107V215H108ZM144 214H145L146 216H145ZM167 214H168V215H167ZM169 214H170V217H169ZM221 214H223V213L221 212ZM226 214H227V213H226ZM260 214H261V213H260ZM260 214H259V215H260ZM8 215L5 214V216H8ZM66 215H67V214H66ZM66 215H63V216L65 217ZM128 215H127V216H128ZM189 215H188V217H189ZM191 215H193V217L195 218V219H193L195 222H196V220L198 221V219H197V215H198V214H197V215L195 214L196 216H194V214H191ZM262 215H264V213H262ZM0 216H1V215H0ZM11 216H14V217H11ZM43 216H44V215H43ZM92 216H93V215H92ZM160 216H162V217H160ZM167 216H168L169 218H168ZM171 216H172V217H171ZM210 216H212V217L214 216L216 219H214V217H213V221H212ZM218 216H220V217L223 219V217L220 215V213H219ZM51 217H52V218H51ZM58 217H59V218H58ZM76 217H77V216H76ZM88 217L90 218V220L88 219ZM113 217H114V218L117 217L116 219H118V217H119L120 219H118V221H119V220H121V221L118 222L117 220H115V221H117V222H114V223H113V221H114V218H113ZM136 217H137V216H136ZM136 217H135V218H136ZM138 217H139V216H138ZM144 217H145L146 219H144ZM159 217L162 218V219H160ZM166 217H167V218H166ZM226 217H227V215H226ZM234 217H235V218H234ZM20 218L23 219V218H24V215H23V217L21 216ZM34 218H36L37 221H36V220H33ZM41 218H40V219H41ZM45 218H46V219H45ZM48 218H49V220H48ZM61 218H62V217H61ZM73 218H72V219H73ZM79 218H78V219H79ZM135 218H134V219H135ZM164 218L168 219L167 223H166V221H165L166 219H164ZM170 218H171V219H170ZM174 218H177V217H174ZM185 218H186L187 220H186ZM209 218H208V220H209ZM229 218L231 219V221H230ZM233 218H234V219H233ZM259 218H261V217H259ZM10 219H11V220H10ZM52 219L54 220V221H53L54 224H53V222H51V223H50L51 226H50V224H47V223H46L47 225H44V223H45L47 220H48L47 222L49 223ZM84 219H85V221H84ZM91 219H92V221H91ZM108 219H107V220H108ZM249 219H250V218H249ZM251 219H252V218H251ZM256 219H257V218L252 219L253 221L249 220L247 223H249V222L251 221V223H253V224H252L253 226L251 225L252 227H255V228L257 227V228H258L257 230H259V228L262 226V230H263L264 224L261 225V224H262L261 220H259V221L261 222V223H260V227H258V226H259V223H258V222H257L258 225L256 224L257 226H254V223H255L254 220H256ZM262 219H264V218H262ZM9 220L11 221V222H9L10 224H8V221H9ZM24 220H25V218H24ZM24 220H22V221L26 223V221H24ZM32 220L35 221V223H34V222H31ZM44 220H45V222H44ZM95 220H96V221L98 220V221L96 222ZM107 220H106V221H107ZM147 220H148L149 222H147ZM163 220H164V221H163ZM184 220H185L186 222H185ZM189 220H190V221H189ZM238 220H239V219H238ZM238 220H237V221H238ZM22 221H21V219H20V222H18L17 225H18V224H21ZM55 221H56V225H55ZM61 221H60V222H61ZM76 221H77V222H76ZM101 221H102V220H101ZM101 221H100V222H101ZM161 221H163V222H161ZM183 221H184V222H183ZM220 221H222V222H220ZM228 221H229V222H228ZM237 221H236V223H237ZM5 222H6V223H5ZM23 222H22V224H23ZM60 222H59V223H60ZM80 222H81V224H79ZM135 222L138 223V224H136ZM140 222H141V223H140ZM152 222H153V223H152ZM157 222H158V221H157ZM168 222H169V223H168ZM170 222H173V223H171L172 226L170 225ZM195 222H193V225H194V224H197V222H196V223H195ZM263 222H264V221H263ZM3 223H4V224H3ZM59 223H58V224H59ZM62 223H61V224H62ZM75 223H76V224H75ZM83 223H84V224H83ZM95 223H96L97 225H95ZM108 223H109V224H108ZM110 223H111V224H110ZM112 223H113V224H116V225H113ZM120 223H119V224H120ZM123 223L120 224V227H119L118 229H120V228L123 227V226H122ZM133 223H134L135 226L138 225V227H137L135 230L133 229V228H135L134 225H133ZM151 223H152L153 225H151ZM163 223H166L167 225H169L168 228H167V225L164 224V225H165L164 230L167 228L168 231L171 230V232H172V229H171V228L174 226L175 228L173 227V230H174V232H175V229H176L177 232H176L175 234H176V235L178 234V235H177L178 237H177L176 235H175V237H174V236H173L174 232H173V234H171V235L173 236V239H171L172 237L170 238V235H169L170 232H168V231H167V232L164 231V232L167 234V236H165V240H166L168 237L170 238V240H173L172 242H171L170 240H169V241H168V240L166 241V242H168L169 245H171V246H169V245L167 246V243H166V245H165V240H164V238H163V236H164V235H163V236H162L163 239L160 238V240L162 239V241H163V242L160 241V245H161L163 248H164V247H166V248L168 247V248H167L168 250H166L165 248H164V249H165V250H164V249H162L161 247H160V249H159V247H155V248L152 249V247L155 246L154 242L159 243V242L157 241V240H158L157 238L160 237L162 233H164V232H163V227H162V229H161V226H162ZM199 223H198V224H199ZM203 223H204V222H203ZM207 223H208V222H207ZM212 223H211V224H212ZM236 223H235V224H236ZM251 223H250V224H251ZM52 224H53V225H52ZM204 224H205V223H204ZM211 224H210V226H211ZM250 224H249V225H250ZM29 225H30V224H29ZM54 225H55V226H54ZM76 225H77V226H76ZM78 225H84L83 229H82V226H81V228H78ZM85 225H86L87 227H85ZM100 225H99V226H100ZM193 225L191 224L192 227H187V228H192V230H193ZM200 225H202V223H201ZM212 225H214V224H212ZM249 225L247 224V227L244 226L243 229H248V230H249V229L251 228ZM6 226H5V227H6ZM11 226H12V225H11ZM24 226H25V224H24ZM24 226H22V227H24ZM30 226H31V225H30ZM43 226H44V227H43ZM93 226H94V227H93ZM95 226L98 227V229H99L98 232H97V227H95ZM150 226L153 227V228H150V229H149L148 227H150ZM170 226H171V228H169ZM194 226H195V225H194ZM205 226H207V224H206ZM205 226H204L201 230H203V229L205 228ZM216 226H215V227H216ZM220 226H219V227H220ZM5 227H4V228H5ZM17 227H19V226H16V232L19 231V230H17ZM22 227H21V228H22ZM25 227H26V226H25ZM25 227H24V229L19 228V229H21L20 231H22V232L19 231L21 235L23 234V230H24V231H27V232L29 233V234L27 235L28 237H25V238H23V239H27V238L29 239L30 237L35 236V237H33V239L35 238V240H36L37 238L40 239V237H41L40 240H41V241L45 240V243L48 244V241H49L48 238H47V239L45 238V239L42 240L43 235L41 236V233H40V234H37V232H35V231H37V230H35V231H33V232L30 233V231L25 230V229L28 228V226H27V228H25ZM42 227H43V228H42ZM70 227H69V228H70ZM79 227H80V226H79ZM100 227H101V226H100ZM102 227H101V228H102ZM105 227H106V226H105ZM105 227H104V228H105ZM111 227H112V228H111ZM124 227L122 228V230H120L121 233L119 232V230L115 231L116 228H114L113 231H114V233H117V235L120 234L119 236H120L122 239H124V241L126 242V238L123 237L124 232H122V231H124V230H123ZM144 227H143V228H144ZM212 227H213V226H212ZM212 227H211V228H212ZM225 227H221L222 229H216L217 227H216V228H213V229H216V230H219V231H220V230L223 231V229H224V231H226V233L223 232V233H225L224 235L227 234V236H228V235H229L228 233H229L232 229L229 228V229H230V230H229V229H227V227H226V228H225ZM11 228L15 229L14 227H10V228H6V229H4V230L9 229V230L6 231L5 238H4V236L2 237V239L4 238L3 240H6L7 242H11V245H9V244H10V243H9L8 246H12V245H13V244H12V241L14 242V246H15V244H16V245H19L20 247L22 246V248H24V245H25L26 243H30V242L32 243L31 240H29L30 242H28V239L26 240L27 242H26V241H22L21 239H19V236H21V235H19V232L17 233V235H19L18 237H17V236H14V237H13V234H12V232L10 231V230H12ZM95 228H96V229H95ZM130 228H132V229H130ZM138 228H140V229H138ZM147 228H148V229H147ZM195 228H196V226H195ZM197 228H198V227H197ZM197 228H196V229H197ZM199 228H200V227H199ZM206 228H207V227H206ZM2 229H3V228H2ZM90 229H91V230H90ZM158 229H159V230H158ZM196 229L193 230V231H196ZM209 229H210V228H209ZM243 229H239V230L242 231ZM253 229H254V228H253ZM78 230H76V233H78V232H77ZM146 230H149V231L146 232ZM184 230H185V236H183V233H184L183 231H184ZM257 230H256V231H257ZM260 230H261V228H260ZM262 230L259 231V233H263V235H264V230H263V231H262ZM9 231L11 232V235H12V237H13V238L10 239L11 241L9 240V237H10L11 235H9V236L7 235V232L9 233ZM110 231H109V232H110ZM178 231H179V232L182 231V232H181L182 235H181V233L179 234ZM204 231H205V229H204L203 231H201V232H200V230L198 229V232H199V233H198V232H195V235H196V233H197V234H201V235H204V234L206 233L205 235H207L208 232H209V234H210V233L212 234V231H213V230H212V231H211V230H209V231L206 230V231H208V232H204ZM222 231H220V232H222ZM227 231H229V232H227ZM245 231H246V230H245ZM245 231H244L243 233H242V232L240 233L238 230H237V231L232 230V231L230 232V233H232V234H231L232 236H233V233H234V232H235V234L238 232V233H240V234L238 235V237H239V236L241 237V235H242V239H243V240H247V243H245L244 246L242 245V247H244V248H243V251L241 252L240 250H238V251L235 253V254H237V256L234 255V256L232 257V259H231V256H232L231 253H234L235 250L233 249L234 252H231V253H230L231 255H230V254H227V253H228V251L230 252V249H229L230 247L232 248L233 245H234L233 248L235 247V243H237L235 248H237V247L239 246V243H238L239 240L237 241V238H238L237 236H236L237 238H235V239H236L235 241H237V242L233 241L234 239H233V240H231V238L228 239L230 236H229V237L227 238V240H226V237H227V236H226L225 238H224V237H221L222 235H221V234H218L219 232L216 231V234H217V235H215V236H219V235H220L221 240L218 239V241H217V240L215 241V240H212V237H215V236H213L214 233H215V230H214V231H213V235H209V234H208L209 236H212V237H209L208 235H207L208 237L204 236V239H205V240H204V239H203V236H202L201 238H199V237L201 236V235H200V236H198V238L200 239V242H201V240L203 239V240H202V243L205 244V245H206V244H207V245L210 244L212 241H213V243L218 242V245H217V243L213 245V246L216 245V247H215L214 249H211V248H213L212 245H208V247L206 248V249L210 248V251H208V253L211 252V251H214V253L211 252V255H212L211 258L215 257L216 255H214V254L218 253V251H220V248H222V249H223V250H222L223 252H224V251H227V250L229 249V250L227 251V253H226V252H224V253H226L228 256L230 255L229 257H230V260H231V261L233 260L232 262L235 261V263H236V260H235L236 258L234 259V257H237L238 260L240 259V260H239L240 262L242 261V262L240 263V262L237 260V261L239 262V264H247V263H248V260H250V262H249L248 264H251V262H254L253 264H257V262H258L259 264H264V262L262 261L263 259L261 258V257L264 258V256H260V257H259V255H257V256L254 255V254H257V251H258L259 249H260L259 251H260V252L262 251V253L264 254V252H263L264 247H263V249L260 248V246L264 244V239L261 240V241H262V242H261L259 239H262V237H261V238L258 237V240H257L256 236H257V235H261V234H259L258 232H256L255 229H254L253 232H254V234L256 235V236H255V238H256V242H253V241H255V238H254V239L251 238V235H252L253 233H252L251 235H250L251 231H250V233H248L249 236H250V238H251V239H249V238H247V237H244L245 235H243V234L246 233ZM0 232H2V233L4 232V234H5V231H3V230H2V231L0 230ZM14 232H15V230H13V233H14ZM61 232H62V233H61ZM64 232H65V233H64ZM101 232H102V233H101ZM109 232H108V233H109ZM154 232H153V233H154ZM203 232H204V233H203ZM79 233H80V232H79ZM79 233L76 234V235H74L73 240L69 239L68 242H69V247L71 246L70 249L72 250V252H74V253H72V255H74V254L77 253V252H78V254H79V252L82 253V254L80 253V254H81L80 256H77V254H76L75 256H76L77 260H79L80 257L82 258V259H81V263H80V261L78 262L79 264H84V262L82 263V260H84V258L86 257V255L84 256L83 253H84V254H86V253H87V254L92 253V250H89V249L94 248V247H95L94 249H96V247H97L99 244L97 245V242L94 240V237H91V238H92V241H91L90 243H92L93 240L95 241L94 243H92L91 248H90L89 241L86 242V245H87V246L84 245L85 247L81 246L82 244H80L79 246H77V243H75V242L72 244V241H76V242H78V240H76L75 238L78 237ZM99 233H101V238H100ZM106 233H107V232H106ZM108 233H107V234L104 233V234H105V235H108ZM9 234H10V233H9ZM14 234H15V233H14ZM35 234L40 235V236H38V237L36 238L37 235H35ZM47 234L45 233V236H44V237H48ZM55 234H56V235H55ZM69 234H70V235H69ZM73 234H75V232H74ZM92 234H91V235H92ZM25 235H26V232H24V236H25ZM64 235H61V237L64 236ZM80 235H82V233H81ZM80 235H79L80 238L78 237L77 239L84 238V236H80ZM91 235H90V236H91ZM93 235H92V236H93ZM105 235H104V236H105ZM112 235H113V232L111 231V234L109 233V235L107 236V238H109V239L111 240V244H112L111 247L108 246V245H110V243H109V244H107L106 242L104 243L105 240H107V242H108V239H107V238H106V239L104 238L105 240L102 241V243H104V245H102V244L100 243V241L98 242V243H100V245H101L103 248L99 245L101 248H99V249H97V250H95V251H96V252L99 251L100 253H101V252H102V253L104 252L102 255H100V257H102V256H103V257H105V256H109L108 258H110V257L112 258V256L115 257V255H117V254H119V253L121 252L120 250H118L119 248H123V250H124V248H125L124 246H126L125 242H124L125 245H124V244H123L124 246L122 245L123 247H120L121 245H120V246L117 245V246H119L118 248H117V246L115 247L114 245H115V244H119L120 242L118 243V240H120L121 238L118 239V240H116L117 242H116V241H113V242H115V243H112V239L114 238V235H113V236H112ZM157 235H158V237H156ZM193 235H194V234H193ZM22 236H23V235H22ZM24 236H23V237H24ZM29 236H30V237H29ZM86 236L88 237V240H91V239H89L90 237H89L88 235H86ZM109 236H110V237L112 236V237H111L112 239H111ZM135 236H134V237H135ZM180 236H181V237H180ZM247 236H248V235H247ZM261 236H262V235H261ZM6 237H7V239H6ZM52 237H51V238L49 237V238H50V241H51V243H50L51 245L54 244V243L56 242V238H55V239H54L55 242L53 243V241L51 240ZM96 237H95V239L97 240ZM116 237H117V236H115V238H116ZM176 237H177V238H176ZM188 237H189V238H188ZM220 237H218V238H220ZM234 237H235V235H234ZM243 237L246 238V239H244ZM263 237H264V236H263ZM118 238H119V237H118ZM169 238H168V239H169ZM175 238H176V239H175ZM180 238H182V239L180 240V243H179V241H178V243H177L176 240H179ZM195 238H197V235L195 236ZM206 238L209 239V240H208V241H210L209 243H208V241L206 240ZM215 238H216V237H215ZM33 239H32V240H33ZM38 239H37V240H38ZM60 239H61V238L58 237V242H60V243L56 242V243H58V245L55 243V246L57 245V246L59 247L60 245L63 244V245H65V247L62 245V248L64 247V248L66 249V246H68V244L66 245V243H65L66 240L63 241L65 238L63 239V237H62L63 240L61 239V240L63 241V243H62V241H61ZM84 239H85V238H84ZM116 239H117V238H116ZM122 239H121V240H122ZM155 239H156V241H154ZM224 239H225L226 241H225ZM40 240H39V241H40ZM46 240H48V241L46 242ZM81 240H82V239H81ZM81 240H79V241L81 242ZM110 240H109V241H110ZM121 240H120V241H121ZM130 240H131V241H130ZM240 240H241V239H240ZM249 240H250V243H249L250 245L248 244V241H249ZM251 240H253V241H251ZM0 241H2V240L0 239ZM6 241H5V242H6ZM33 241H34V240H33ZM83 241H84V240H83ZM144 241H145L146 243H145ZM175 241H176V242H175ZM183 241H184V240H183ZM183 241H182V243H183ZM194 241H195V240H194ZM198 241H199V240H198ZM198 241L196 240L195 243L193 242L192 244H190L191 246H190V245L188 244V242H187V244H188V248H192V246H195L196 249L199 248V247H200V242H198ZM214 241H215V242H214ZM221 241H222V243H221ZM231 241H232V242H235V243L229 247V244L231 243ZM258 241H260V242H258ZM2 242H3V243H2ZM2 242L0 243V248H2L3 250H5L6 252H5V251H3L2 253L0 252V264H24V263H20L21 261H19V257H17V256H18V254H19L20 251H23V253H24V251L27 250L28 247H26L27 249L24 248V250H20L21 248H20L19 246H18L17 248L14 247V248L17 249V250H18V248H19V250H20L19 252L16 251V253H17V254H16V253H14V252H15V249L13 248V246H12V249L10 250V248L7 246V243H5L4 241H2ZM34 242H35V241H34ZM34 242H33V245H34ZM68 242H67V243H68ZM121 242L123 243V240H122ZM133 242H134L135 244H134ZM196 242H197V244L199 243V245H197ZM239 242H240V241H239ZM241 242H243V241L241 240ZM31 243H30V244H31ZM35 243H36L35 245H41V243H40V244L37 243V242H35ZM78 243H79V242H78ZM87 243H88V244H87ZM95 243H96L97 246H96V245L94 246ZM163 243H164V244H163ZM176 243H177V244H176ZM182 243H181V244H182ZM202 243H201V244H202ZM219 243H220V245H219ZM1 244H5L6 247H5V245H1ZM50 244L47 245V246H50V247L45 246L46 244L44 245L45 247L48 248V249L45 248V252L43 251V249H44L43 247H44V246L42 245L41 248H39V247H40V246H39V247H38V250H36V251H39V249H42V248H43V249L40 251L41 253H38V254L35 253V254H34V256L39 255L40 258H42V257H43L42 254H43V253H44V254L46 253V254L44 255V257L42 258L43 260H42V259H39V258H38L39 260H38V259H35V257H33V255H30V256L27 255V254H28V253H27L28 251H27V252L24 253V256H25V262H26V261H30L31 264H32V263H34V264H35V263L41 264V263H40V262H41L40 260H42V262L44 263L45 260H46V258H48V259H49V260L47 259V260H48V263H49V261L51 260V264H52L53 262H54L53 264H60V263L63 261V260L61 261V259H60L61 257L65 256V258H63V259H67V260H68V258H70V257L67 256V254H70V253H71V252H70L71 250L68 249L69 247H67L68 250L66 249L68 252H67L66 250H64V248H63V250H61V251L58 250V252H62V253H63V251H65V252H67V253H65L66 255H62V254H60V255H62V256H61V257H57L58 254L55 253V252H57V250H56V249H57V248H56L57 246L54 248V247L51 246ZM59 244H60V245H59ZM106 244H107V246L109 247V249H107V250H105L106 247L104 248V246H106ZM113 244H114V245H113ZM132 244H134V245H132ZM172 244H173V245H172ZM178 244H179V245H178ZM203 244H202V246H205V245H203ZM223 244H224V248H225V245L228 244V246L226 247V249L228 248L227 250H224L223 247H220V246L223 245ZM240 244H241V243H240ZM247 244L249 245V247H247L249 250H248L247 248H245V245H247ZM28 245H29V244H28ZM31 245H32V244H31ZM31 245H30V248H31V247L36 248L35 246H33V245L31 246ZM207 245H206V246H207ZM237 245H238V246H237ZM251 245H252V246L254 245L256 248H258V246H259V249L255 250L256 248H255V247L252 248ZM26 246H27V245H26ZM93 246H94V247H93ZM99 246H98V247H99ZM130 246H131V247H130ZM146 246H147V248H150V247H151V248H150L149 250L146 251V249H147ZM156 246H159V244H156ZM173 246H174V247H173ZM210 246H211V247H210ZM217 246H218L219 250H218ZM52 247H53V248H52ZM60 247H61V246H60ZM128 247H126V249H127ZM170 247H172V248L170 249ZM181 247H182V249H180V252L184 251V252H183V255L186 256V258L188 259L189 256L187 257V254H186V252H185V251H187V250H183V249H188V248H183V245H182ZM185 247H187V245H185ZM242 247H239V248H242ZM33 248H31V249H33ZM50 248H51V249H50ZM79 248H81V249H80L81 251H77ZM129 248H128V249H129ZM193 248H194V247H193ZM239 248H237V249H239ZM250 248H251V249H250ZM2 249H0V250H2ZM13 249H14V250H13ZM46 249H47V250H46ZM58 249H60V248H58ZM83 249H86V251L83 250ZM132 249H131V250H132ZM151 249H152V250H151ZM161 249H162V251H161ZM169 249H170V250H169ZM174 249H173V251L175 252V251L177 250V248H176L175 250H174ZM215 249L218 250V251H216ZM237 249H236V250H237ZM253 249H254V250H253ZM8 250H9V252H7ZM33 250H34V249H33ZM49 250H50V251H49ZM54 250H55V252H54ZM82 250H83V251H82ZM87 250H89V251H87ZM111 250L113 251V252H112L113 255H112V254H109V251H111ZM121 250H122V249H121ZM129 250H130V249H129ZM129 250H128V251H129ZM135 250H136V249H135ZM194 250H195V249H194ZM194 250H193V252H188V254H189V253L192 254L191 256L194 258V260H197L198 255H202V254L204 253L203 251H205V250H203V251H202L203 253L201 254V253L199 252L200 249H199V250H195V251H198V253H197L198 255H197L196 252H195ZM12 251H14V252L12 253ZM76 251H77V252H76ZM90 251H91V252H90ZM145 251H146V252H145ZM149 251H150V252L153 251L154 253H153V252L150 253ZM165 251H166V253H163V252H165ZM167 251H169L170 253L167 252ZM188 251H192V249H189ZM215 251H216V253H215ZM239 251H240V252H239ZM259 251H258V252H259ZM4 252L6 253V255H7V253H8V254L11 253L12 257H9V256H5V257H4V255H5V254H3ZM30 252H31V251H30ZM47 252H48L49 254H52V253L54 252V254L50 255V257H52V258L49 257V254L47 255ZM85 252H86V253H85ZM122 252H124V251H122ZM122 252H121V253H122ZM147 252H149L150 255H149ZM177 252H179V249H178ZM177 252H176L177 257H173V256H172L173 259H176L175 261L177 262L178 259L181 258L182 263H181V261H180V263H181V264H184V263L186 262V261H184V259H183L184 256L182 257V253H181V254H180V253L178 254ZM238 252H239L240 254H241V253H242V254L239 255ZM260 252H259V253H260ZM20 253H21V252H20ZM31 253H33V251H32ZM94 253H95V252L93 251V254H91V255H93V256H92V257H89L90 259L87 258V257H88V255H87V257H86L87 259L85 258V260H86V264H87V262H88V264H112V263H111L112 261H113V264H116L115 261H118V260H116V259H118V256H117V258H115V260H114V258H112V260H110V259H111V258H110V259H109L110 262H108L109 260H106V258H105L104 260L101 259V258H99V254H100V253H97V256H98V257H96V255H95ZM110 253H111V252H110ZM121 253H120V254H121ZM146 253H147V254H146ZM167 253H169V255H167ZM171 253H172V254H171ZM199 253H200V254H199ZM2 254H3V255H2ZM40 254H41V255H40ZM120 254H119V255H120ZM123 254H124V253H123ZM123 254H122V255H123ZM141 254H142V255H141ZM145 254H146V255H145ZM170 254H171V255H170ZM209 254H210V253H209ZM209 254H208V255H209ZM220 254L223 255L222 252H221ZM220 254H219L218 256L221 257V258H220L221 260L227 258V255H226V254H224V256L226 255L225 258H224V257L222 258V256H220ZM249 254H250L251 256H252V255H253V256L250 257ZM263 254H260V255H263ZM11 255H10V256H11ZM46 255H47V257H46ZM70 255H71V254H70ZM70 255H69V256H70ZM110 255H111V256H110ZM122 255H121V256H122ZM131 255H133V256L136 255V256H135L136 259H135L133 256H131ZM138 255H139V256H138ZM144 255H145L146 257H142V256H144ZM155 255H156V257H154ZM179 255H180V256H179ZM193 255H194L195 257H194ZM19 256L21 257L22 255H19ZM39 256H38V257H39ZM121 256H120V259L123 258V257L121 258ZM162 256H163V258H162ZM175 256H176V255H175ZM178 256H179V257H178ZM191 256H190V257H191ZM204 256H206L205 253H204L203 256H200V258L202 259ZM218 256H217V257H218ZM255 256H256V257H255ZM8 257H9V258H8ZM22 257H23V256H22ZM55 257H56V258H55ZM67 257H68V258H67ZM83 257H84V258H83ZM153 257H154V258H153ZM172 257H171V258H172ZM206 257H207V256H206ZM209 257H210V256H209ZM209 257H207V258H209ZM217 257H216V258H217ZM249 257H250L251 259H250ZM253 257H254V259H253ZM36 258H37V257H36ZM44 258H45V260H44ZM53 258L56 259V260H54V261L52 262V259H53ZM57 258H58V260H57ZM73 258H74V257L70 258V261H69V262H71V260H73ZM152 258H153L154 260H151ZM186 258H185V259H186ZM193 258H192V259L190 258V262H189V263L187 262V263H188V264H197V262H196V263L194 262ZM207 258H206V259H207ZM211 258H210L209 260H211ZM248 258H249V259H248ZM20 259H21V258H20ZM27 259H28V260H27ZM99 259H101V260H99ZM120 259H119V260H120ZM148 259H146V261H147ZM167 259H163V261H165V260H167ZM203 259H204V258H203ZM203 259H202V263H203ZM213 259L216 260L215 258H213ZM5 260H6V261H5ZM21 260H22V259H21ZM77 260H76V261H77ZM102 260H103V261H102ZM122 260H123V259H122ZM122 260H121V261H122ZM149 260H148V262H149ZM191 260H192V261H191ZM204 260H205V259H204ZM217 260L219 261L218 263H217V261H214V262H216V264H219V263H220V264H224V263H225V264H228V263H227L228 261H226V260H225L226 262H225V261H224V262L221 261V262H223V263H221L220 260H219L218 258H217ZM73 261H75V259H74ZM146 261H145V262H146ZM158 261H159V260H158ZM168 261L170 262V264H172V263L174 262V260L172 261V259H170V260L168 259ZM168 261H167V262H168ZM183 261H184V262H183ZM211 261H213V260H211ZM211 261H210V262H211ZM256 261H257V262H256ZM22 262H24V258H23ZM30 262H28V263H30ZM69 262H68V261L66 262V260H64V261H63V264H65V263L68 264ZM137 262H139V263H137ZM145 262H144V263H145ZM156 262H157V261H156ZM165 262H166V261H165ZM165 262H164V264H166ZM169 262H168L167 264H169ZM232 262H231V264H235V263H232ZM238 262H237V264H238ZM43 263H42V264H43ZM75 263H76V262H75ZM158 263H159V262H157V264H158ZM187 263H185V264H187ZM199 263H200V261H198V264H199ZM202 263H201V264H202ZM229 263H230V262H229ZM26 264H27V263H26ZM46 264H47V262H46ZM70 264H72V262H71ZM76 264H77V263H76ZM145 264H146V263H145ZM149 264H151V263H149ZM162 264H163V263H162ZM173 264H175V263H173ZM177 264H178V263H177ZM204 264H209L208 259H207V261H204ZM210 264H211V263H210ZM213 264H215V263H213Z\"/></svg>",
  "mask_w": 264,
  "mask_h": 264
},
{
  "label": "bare ground",
  "instance_id": "obj_2",
  "mask_svg": "<svg viewBox=\"0 0 264 264\" xmlns=\"http://www.w3.org/2000/svg\"><path fill=\"white\" fill-rule=\"evenodd\" d=\"M8 1H9V0H8ZM8 1H7V2H8ZM22 1H23V0H22ZM27 1H28V0H27ZM37 1H38V0H37ZM44 1H46V0H43V2H44ZM65 1H66V0H65ZM70 1H71V2H70ZM72 1H73V0H69V1H68V4H69V3L71 4ZM76 1H77V0H75L74 2H76ZM83 1H84V2H83ZM98 1H99V0H98ZM101 1H103V0H101ZM122 1H123V0H122ZM122 1H121L119 4H122ZM150 1H151V0H150ZM154 1H156V0H154ZM154 1H153V3H154ZM167 1H168V0H165V2H167ZM183 1H184V0H183ZM183 1H182V2H183ZM194 1H196L197 4H198V6H197L198 9H196V10H198V11H196L195 8H193V10L196 11V12L194 11L195 13H198V14H199V15H195V16H201L200 13H201L202 9L204 8L203 6L205 5L204 2L202 3L203 6H202L201 4H199L198 2H200V1H197V0H193V1H192V0H191V1H188V0H187V1H184L183 3H187V2H189L188 5H189L190 8H191V7H192V6H191L192 4H191L190 2H193V3H194ZM202 1H203V0H202ZM204 1H206V2L208 1L207 3H213V2H211V1H217V0H211V1H209V0H204ZM219 1H220V2H221V1L224 2V1H228V0H219ZM219 1H218V2H219ZM252 1H253V2H252ZM255 1H256V0H251V1H249V2H250V3L252 2L253 5H255V4H254ZM2 2H3V1H2ZM12 2L15 3V2H17V1L15 0V1H12ZM18 2H19V1H18ZM18 2L15 3V4H18ZM38 2H39V1H38ZM40 2H42V1H40ZM47 2H48V0H47ZM47 2H45L44 4H46ZM53 2H54V3H58L59 1H58V2L53 1ZM74 2H73L71 5L69 4L70 6H69L68 4L65 3V4H64V5H65L64 7H66V5H68L67 7H71V6L74 4ZM77 2H78V1H77ZM77 2H76V3H77ZM80 2H81V3L83 2L82 5H83L84 7H86V8H89V7H90L89 9L83 8V9H85V11H87V10H92V8L94 7V6H92V7H91V6L87 7V6L90 5V4H87V1H86V0H82V1L79 0V5H78L77 7L80 6ZM94 2H96V0H94ZM94 2H93V1H92V2L89 1V3H94ZM114 2H115V1L113 0V3H114ZM116 2H117V1H116ZM156 2H158V0H157ZM159 2H161V0H160ZM163 2H164V1H163ZM163 2H162V3H163ZM165 2H164L163 4H165ZM176 2H179V0L176 1ZM180 2H181V1H180ZM180 2H179V5L181 4ZM249 2H245V1H244V2H242L243 4H242V3H238L239 5L236 4V5L241 6V7H237L236 5H234V7H233V6L231 7V6L229 5V3H230V1H229V2H227L228 6L226 7V9L229 8L227 12L234 10L235 7H236V8H239L240 10H244L245 6H242V5H245V3H248L247 5H249L250 7H252V10H253V6L250 5ZM257 2H258V1H257ZM3 3H4V2H3ZM8 3H10V2H8ZM8 3H6V4H8ZM20 3H21V2H20ZM20 3H19V4H20ZM32 3H33V1H32ZM32 3H29V4H31V6H32V5H33ZM61 3L63 4L64 2H62V0H61ZM102 3H103V5L106 4V3H104V1H103ZM153 3H152V4H153ZM162 3L159 4V5H160V6L163 5ZM207 3H206V5H207ZM221 3H222V2H221ZM221 3H220V4H221ZM252 3H251V4H252ZM259 3H260V2L256 3V5H258ZM10 4H11V3H10ZM15 4H14V5H15ZM21 4H22V3H21ZM29 4H28V5H29ZM40 4H42V3H40ZM77 4H78V3H77ZM77 4H76V5H77ZM84 4H86V5H84ZM94 4H95V3H94ZM98 4H99V3H98ZM98 4H97V5H98ZM114 4H116V3H114ZM119 4H117L116 7H118ZM176 4H177V3H176ZM195 4H196V3H195ZM195 4H194V5H195ZM197 4H196V5H197ZM230 4L232 5V2H231ZM26 5H27V4H26ZM35 5H39V3L37 4V2L35 1ZM35 5H34V6H35ZM49 5H50V4H49ZM57 5H59V6H57ZM76 5H73V6L76 7ZM107 5H108V3H107L106 5H104L103 7H106ZM142 5H144V4H142ZM159 5H158V7H159ZM165 5H167V3H166ZM185 5H187V4H185ZM200 5H201V6H200ZM206 5H205V7H206ZM259 5H260V4H259ZM10 6H12V5H10ZM40 6H43V5H40ZM53 6H55V7L58 8L59 10H61L60 8H61L63 5H61V6H60V4L50 5V7L48 8V10H47V11L45 10V11H46V16L49 15V13H51V12H48V11H50L51 8H52ZM73 6H72V7H73ZM111 6L113 7L112 3H111ZM119 6H120V5H119ZM133 6H134V5H133ZM135 6L137 7V8L135 7L136 9L141 8L139 5H135ZM148 6H149V5H148ZM148 6L146 7L147 9H148ZM167 6H168V5H167ZM167 6H166V7H167ZM181 6L184 7V8L187 7V6H183V5H181ZM199 6L201 7V9H199V8H200ZM207 6H209V4H208ZM229 6H230V7H229ZM15 7H17V6H15ZM20 7H21V6H20ZM25 7H26V6H25ZM25 7H24V5H23L22 9H23V8H24V9H23L21 12H23V11L26 10ZM43 7H44V6H43ZM55 7L53 8V10H57ZM59 7H60V8H59ZM64 7H63V8H64ZM75 7L73 8V11L76 10V12H74V13H75L76 16H78L77 11H80V10H78V8L76 9ZM103 7H102V8H103ZM114 7H115V6H114ZM116 7H115V8H116ZM156 7H157V6H156ZM164 7H165V6H164ZM176 7H177V5H176ZM176 7H175V8H176ZM179 7H180V6H179ZM193 7H195V6H193ZM202 7H203V8H202ZM242 7H243V8H242ZM12 8H13V7H12ZM28 8H29V6H28ZM33 8H35V7H33ZM45 8H47V4H46V7H44V9H45ZM102 8H101V9H102ZM107 8H108V7H107ZM143 8H145V7L143 6L142 9H143ZM161 8H162V7H161ZM169 8H170V7H169ZM172 8H174V7H172ZM172 8H171V9H167V10H169V12H170V10H172ZM175 8H174L173 11H171L172 13H170V14H168V15L174 14V13H175L174 11H176V15L181 14V13H179V12H180V9L178 8V11H179V12H177V8H176V9H175ZM180 8H181V7H180ZM184 8H183V9H184ZM187 8H188V7H187ZM187 8H185V9L187 10ZM206 8H207V7H206ZM206 8H204L203 10H205ZM230 8H233V9L230 10ZM13 9H14V8H13ZM17 9H18V8H16V9H15L14 11H12V12L14 13ZM19 9H20V8H19ZM30 9H31V7H30ZM37 9H38V8H37ZM49 9H50V10H49ZM71 9H72V8H70V11H71ZM74 9H75V10H74ZM95 9H97L96 12L99 10V8H96V7H95ZM104 9L107 10L106 8H104ZM136 9H134V10H136ZM142 9H141L140 12L138 11V14H136V16H139L140 14H142V15L144 16V12H145V11H142ZM147 9H146V10H147ZM157 9H159V8H157ZM208 9H210V8H208ZM219 9H221V11H222V10L224 9V7H223V6H220ZM259 9H260V8L258 7V9H257L258 11L255 10V13H257V15H259L258 12L261 11V10H259ZM28 10H29V9H27V11H28ZM33 10H34V12H35V9H33ZM62 10H64V9H62ZM66 10H68V8H66L65 11H66ZM139 10H140V9H139ZM159 10H160V9H159ZM159 10L157 11V13H160V12L162 13V11L160 10V12H159ZM162 10H164V9H162ZM193 10H192V11H193ZM200 10H201V11H200ZM210 10H211V9H210ZM210 10H207V12H210ZM235 10H237V9H235ZM41 11H42V8H41V9L39 8L38 13L36 12V13L39 15V17H40L41 19H38V17H36L37 14H36V16L34 17V20L38 19V20H40V21H39V22H35V23H33L32 25H33V27H34V26L36 27V25H37L38 23H40L41 21H43L42 23H44V21L47 19L46 21H48V22L50 21V22L48 23V25H47L46 27H45V24H47V23L45 22V24H44V26H43V27H44L43 29L46 30V28L49 26L48 29L50 30V29H51V26H52L53 24L55 25V22H56L55 20L58 19V18H56V19L53 18V19H52L51 17H54V16L58 15L59 12L57 13V11H53L54 13L52 12L51 15H49V17H50V16H51V17L48 19L47 17H44L43 15H40V14H42V13H45L44 11H42V13H40ZM73 11H72V12H73ZM99 11H101V10H99ZM102 11H104V10H102ZM115 11H116V10H115ZM118 11H119V10H118ZM131 11H132V10H131ZM131 11H129V12L131 13ZM148 11H150V10H148ZM154 11H156V10H154ZM164 11H166V9H165ZM164 11H163V13H164ZM183 11H184V10H183ZM187 11H190V10L188 9ZM199 11H200V13H199ZM1 12H2V11H1ZM29 12L31 13V12H33V11H29ZM55 12H56V13H55ZM61 12H62V11H61ZM72 12H71V13H72ZM94 12H95V11H94ZM105 12H106V11H104L103 14L106 15ZM133 12H134V11H133ZM142 12H143V13H142ZM167 12H168V11H167ZM190 12H191V11H190ZM190 12H187V13H190ZM207 12H205V13L207 14ZM240 12H242V11H240ZM261 12H262V11H261ZM19 13H20V12H19ZM24 13H25V12H23L22 14H24ZM63 13H64V14H63ZM63 13H60V14L66 15V17H67V14H68V13H66V12H63ZM71 13H70V15H71ZM74 13H73V14H74ZM76 13H77V14H76ZM85 13H86V12H85ZM89 13H90V11H88V13H87L88 15H87V16L91 17V15H89ZM99 13H100V12H99ZM151 13H153V11H151ZM165 13H166V12H165ZM185 13H186V12H185ZM191 13H192V14L188 15L187 19H191V22H192L194 19H193V18H189L191 15H193V12H191ZM205 13H204V15H203V13H202V18H203V17L205 18V15H206ZM211 13H212V12H210V14H209L210 16H212ZM242 13H243V12H242ZM255 13H254V14H255ZM2 14H3V12H2ZM16 14H17V13H16ZM22 14L20 15V17L22 16ZM26 14H27V13H26ZM101 14H102V13H101ZM133 14H134V13H133ZM260 14H261V13H260ZM11 15H12V13H11ZM13 15H14V14H13ZM28 15H29V14H28ZM53 15H54V16H53ZM70 15H69L68 17H70L71 19H73L74 17H73V16H70ZM75 15H74V16H75ZM79 15H80V14H79ZM95 15H97V14H93V16H95ZM142 15H141L140 17H143ZM149 15H150V14H148V12H147L146 16H144V17H145V18L147 17L151 22H150L147 18H146V19H145L144 17L142 18V19H145L146 21H149L148 23L145 22V23H146L145 25H144V24H141V25H143V26H142L143 28H144V26H147L149 23H151V24L149 25L150 27H151L152 24H153L152 27H153V26L155 27V26L157 25V23H158V22H157L156 25H154V24H155V21H153V23H152V20H155V19H153V18L150 19V17H148ZM165 15H166V16H165ZM165 15L161 14V20H162V21H164V20L168 17L167 13H166ZM243 15H244V14H243ZM255 15H256V14H255ZM0 16H1V13H0ZM5 16H6V13H5ZM5 16L3 15V17H5ZM14 16H15V18H16V15H14ZM14 16H12L11 18H13ZM25 16H27V15H24V18H22V20H21L20 22L18 21V20L20 19V17L17 16V17H19V19H17V21L19 22V24L22 23V24L24 25V24H26V23L30 20L29 18H27V20H25ZM41 16H42V17H41ZM76 16H75V17H76ZM98 16H99V15H98ZM98 16H97V17H98ZM133 16H135V14H134ZM133 16H132V17H133ZM164 16H165L166 18H165ZM195 16H192V17H195ZM1 17H2V16H1ZM8 17H9V15H8ZM8 17L6 18V21H8ZM27 17H29V16H27ZM43 17H44L45 19H42ZM56 17H58V16H56ZM61 17H62V16H60V20H62ZM72 17H73V18H72ZM97 17H93V19H95V18H97ZM100 17H101V18H100ZM100 17H99L100 19L97 18V19H99V20H97V21H99V22L104 18V17H102V15H101ZM140 17H139L137 20L134 19V17H133V18H132V21L135 20V21H137V23H136V24H133V22L130 20V21H131L130 26H131V24H133V25H134V28H137V26L140 25V24H138V22H139L140 20H142V19H140ZM152 17H153V16H152ZM162 17H163V19H162ZM221 17H224V16H221ZM221 17L219 16L218 18H216V19H214V20L223 23V25H221V24L218 25L219 22H215V23H214L215 25H213V22H211L212 24H210V26H206V27H204V29H206L207 31L203 29V30H200L199 32H196V33H198V35L196 34V35L198 36V38L194 36L195 34H193V30H191V32H190V34H189V35H190L189 37H193V36H194L193 38H195V40L192 38L194 41H192V39H191L192 43L194 44V43L198 42L197 39H199L200 34H202L201 36H202L203 39L207 40V41H205V42H209V41H208V39H209L208 37H209V36H208V37L206 36V35H207V32H210V33H211V32L213 31V30L209 31V30H208L209 27L211 28L212 25H213V28H212V29H214V30L216 31L217 29H219L220 26H224V25H226V23H225L226 21L229 22V21H228V20H229L228 18H226V19H224V18L221 19ZM15 18L13 19V21H15ZM70 18H68V20H69ZM83 18H84V19H83ZM85 18H86V17H84V16L81 17V19L84 20V21L86 22V24L89 23V21H90V20L88 21L89 18H87V19H85ZM135 18H136V17H135ZM202 18H199V19L201 20ZM239 18H242L241 13H240L239 17L235 20V23H238V21H239L238 19H239ZM258 18H259V16H258L257 18H255V20L257 21V22L255 21L256 23L253 21V18H251V19L249 20V22L252 20L251 23H250V25H251V24H252V25H253V24H256V26H259L261 22L258 20ZM2 19H3V18H1V21H3L5 18H4L3 20H2ZM50 19H52V20H53L52 22H54L52 25H51V20H50ZM54 19H55V20H54ZM65 19H66V18H65ZM65 19H64L63 21H65ZM71 19H70V20H71ZM192 19H193V20H192ZM199 19H198V20H199ZM243 19H245V18H243ZM23 20L26 21V22L23 23ZM60 20H58V21H59V22H63V21H60ZM78 20H80V19L77 18V20H75L76 22H75V21H74V22L77 23ZM105 20H108V19H105ZM221 20H223V21L225 20V21L223 22V21H221ZM237 20H238V21H237ZM240 20L242 21V19H240ZM4 21H5V20H4ZM9 21H10V18H9ZM11 21H12V19H11ZM92 21H93V20H92ZM92 21H91V22H92ZM130 21H129V22H130ZM135 21H134V22H135ZM143 21H144V20H143ZM157 21H158V20H157ZM194 21H197V19L195 18ZM74 22H72V23H74ZM81 22H82V21H81ZM81 22L79 23V25L82 24V26H81V27L79 26V28H78V23L76 24V25H77V26H75V27H76V30H79L80 28H82V27L85 25V22H82V23H81ZM91 22H90V23H91ZM99 22H98V23H99ZM103 22H104V19L102 20V23H103ZM191 22H190V24H192ZM199 22H200V21H199ZM199 22H198V23H199ZM204 22H205V21H203V22H202L201 24H199V25H202ZM233 22H234V21H233ZM4 23L7 24V22H4ZM4 23H3V24H4ZM15 23H16V21H15ZM66 23H67V22L65 21L64 24H66ZM98 23H97V24H98ZM102 23H101V24H102ZM104 23H106V22H104ZM107 23H108V21H107ZM109 23H110V22H109ZM123 23L125 24V22H123ZM141 23H143V22H141ZM179 23H180V22H179ZM187 23L189 24L188 21H184V23L181 22V23H180L181 25L179 26V24H178V26H177L176 28L179 29L181 26H183L184 24H187ZM1 24H2V23H1ZM17 24H18V23H17ZM19 24H18V25H19ZM28 24L30 25L29 22H28ZM91 24H92V23H91ZM97 24H96L95 26H93V27H95V29H97V28L99 29V27H100V25L97 27ZM127 24H129V23H127ZM240 24H241V23H240ZM240 24H238V25H240ZM14 25L16 26V24H12L11 26L13 27ZM18 25H17L18 28L16 27V32H13V33L19 35V36H18V37H19V40L17 39V42L19 41V42H18V45L20 44V40H21V43H22V45H23V44H26V42H24V40H23V37H24V36H23V35H24L23 32H24V30L26 31L25 33H26L27 35H29V34L31 33L30 30H32V28L30 29L29 26H27V25H26V26L24 25L26 28H25L23 25H21V26H20V25L18 26ZM57 25L59 26V24H57ZM70 25H71V24H70ZM176 25H177V23H176L175 25H173V27H171V28H175ZM199 25H197V26L195 25V27L198 28ZM216 25H218V27H216ZM252 25H251V26H252ZM263 25H264V24L261 23V31H262V29L264 28ZM1 26L4 28L5 24H4V25H1ZM15 26H14V28H15ZM22 26H23V28L20 29ZM41 26H42V25H41ZM58 26H56V27H58ZM60 26H61V27H62V26L65 27V25H63V24H62V25L60 24ZM103 26H104V24H103ZM106 26H107V24H106ZM122 26H123V24H122ZM122 26H121V27H122ZM128 26H129V25H128ZM130 26H129V27H130ZM135 26H136V27H135ZM149 26H148V29L150 28ZM6 27H7V26H6ZM6 27H5V29H2V30H1V27H0V31H1L0 35H1V36L3 37V39H4V40H2V38L0 37V43H1V41H2V43H1L0 45H2V44L4 43V41L6 40L5 38H6L7 35H8L7 37H10L11 35H14V36H15V34L12 33V31H14L15 29L13 28L14 30L12 29V31L9 30V32H7L8 28H6ZM31 27H32V26H31ZM53 27H54V26H53ZM56 27H55V31L58 30V29H56ZM67 27H70V28H71V26H69V22H68V24H67ZM121 27H120V28H121ZM142 27L140 26L139 28H142ZM178 27H179V28H178ZM184 27H185V26H184ZM184 27H183V28H184ZM247 27H249V26H247ZM247 27H245V28L247 29ZM24 28H25V29H24ZM37 28L40 29L39 26H38ZM70 28H67V29L70 30ZM77 28H78V29H77ZM84 28L87 29L86 27H84ZM84 28H82V29H84ZM102 28H103L102 30L105 31L104 28H106V30H107L109 27H102ZM125 28H126V27L123 26V29L121 28V31H122V30L125 31V30H126ZM134 28H132V29H131V28H127L128 30H130V31L132 32L131 35H132L133 37H134V35H135L134 33H136L135 31H137V30L134 29ZM176 28H175V29H176ZM181 28H182V27H181ZM186 28H187V26H186ZM186 28H185V31H186ZM216 28H217V29H216ZM220 28H221V27H220ZM259 28H260V27H259ZM259 28H258V29H259ZM29 29H30V30H29ZM48 29H47V30H48ZM98 29H97V30H98ZM112 29H114V28L112 27ZM133 29H134V33H133ZM145 29H146V28H145ZM246 29H245V30H246ZM19 30H22L23 32L20 33ZM33 30H34V31H33ZM33 30H32L33 32L31 33L32 36L29 37L30 39L27 40V39L24 38V39L27 40V41L30 40V42H34V43H35V45H32V44H30L29 42L27 43V48H28V45H29L30 47H29L28 49H29V50H30V49L32 50V51L29 52V54L31 53L32 55H34V53H35L34 50H33V48L36 47V43L39 41L38 39H40V38L38 37V39H36L37 41L35 40L36 42L33 40L34 37H35L34 35L36 34V31H35L36 29L33 28ZM49 30H48V31H49ZM52 30H54V28H53ZM71 30H72V29H71ZM102 30H101V32H102ZM109 30L111 31L110 28H109ZM180 30H181V29H180ZM180 30H179V32H182V30H181V31H180ZM243 30H244V28H243ZM40 31H42V30H40ZM64 31H65V30H64ZM79 31H81V29H80ZM92 31H93V30H92ZM104 31H103V32H104ZM113 31H114V30H113ZM140 31H141V30H140ZM201 31H203V32L201 33ZM204 31H206V32H205V33H206L205 35H203ZM258 31H259V30H258ZM17 32H19V33H17ZM56 32H57V31H56ZM56 32H55V33H56ZM67 32H70V31H67ZM107 32H109V31L107 30ZM186 32H187V31H186ZM194 32H195V30H194ZM243 32H245V31H243ZM255 32H257V31H255ZM8 33H11V35L8 34ZM33 33H35V34L33 35ZM52 33H53V31L51 32V34H52ZM55 33H53V35H55ZM116 33H117V32H116ZM116 33H115V35H117ZM123 33L126 34V32H123ZM191 33H192V34H191ZM212 33H214V31H213ZM261 33L264 34V32H261ZM4 34H6V36H5ZM20 34H21V35L23 34V35L20 36ZM51 34H50V36L52 37ZM57 34H60V33L57 32ZM99 34H100V33H99ZM125 34H124V35H125ZM170 34H171V35H170ZM170 34H169V36H171V37H170V38H171V40H170L171 43H170V41H168L167 44H166V48H168L170 45H171V47H175L176 44H177V47H178V45H180V44H181L182 46H184V45H187V44L189 43V41H190V39H188V38L186 39L187 41H183V39H185V38L188 37V36H186V37L183 38L182 40H181V39L179 40L177 37H175V36H176V33L174 34L175 39L172 37V33H171V32H170ZM245 34H246V33H245ZM248 34H249V33H248ZM263 34H261V35H263ZM3 35H4L5 37H4ZM100 35H101V34H100ZM100 35H99V36H100ZM110 35L113 36V32H110ZM152 35L154 36V34H152ZM186 35H188V34H186ZM14 36H12V38L10 37L11 39H8V38H7L9 41L6 40V42L9 43V44L7 43L8 47L11 48L10 50L8 49V51H9L10 53H9L8 51H6V48H7V47L5 46L6 43H5L4 45H2V46L4 47V49H5V51H3L4 49L1 47L0 53H1V54H3V53L5 54V53H6V56L3 55V58H2V59L5 60L6 58H8L9 60L7 59V61H9V62H11V63H12V62L14 63V59H13V58H15L17 62L20 61V63H21L23 66L28 67L27 63L25 64V61H26V62L28 61L27 57H25L26 59H25L24 57H21V58H24V59H21V58H20V59L22 60V61H21V60L19 59V57H17V53H16V55H14V53H15V51H16V48H17L18 50L21 51V50H24V48H25L24 46H26V45H24V46H23L24 48H23V47H16V46H18V45H16L15 48H14V43H13V47L10 46V44H11L12 42H14V41L11 42V40H12V39L14 40L15 37L18 38L17 36H15V37H14ZM55 36L57 37V39H54L55 41H56V40H57V41H60V40H61L60 38H58V37H60L59 35H55ZM137 36H139L140 38H142L141 35H138V34H137ZM153 36H150V35H149L148 37L150 38V37H153ZM159 36H160V34H159ZM177 36H178V34H177ZM245 36H247V35H245ZM92 37H93V36H92ZM100 37H101V36H100ZM127 37H128V36L125 35V39H126ZM143 37H144V39H146V38L148 39V37H146V34H144ZM145 37H146V38H145ZM154 37H155V36H154ZM206 37H207L208 39H207ZM20 38H22V39H20ZM32 38H33V39H32ZM36 38H37V36H36ZM113 38H114V37H113ZM135 38H137V37H135ZM155 38H157V37H155ZM172 38H173L174 40H172ZM176 38H177V41H176L177 43H176V42H175L176 44H175V43H172V41H175ZM196 38H197V39H196ZM31 39H32L33 41H32ZM41 39L44 40V38H41ZM41 39H40L39 42L42 43ZM47 39H48V38H47ZM127 39H129V38H127ZM132 39H133V38H132ZM212 39H213V38H211V40H212ZM248 39H249V38H248ZM22 40H23V41H22ZM45 40H46V39H45ZM45 40L43 41V46H46V45H47V44H45V43H46L48 40H47V41H45ZM51 40H52V39H49V41H51ZM54 40L51 41V42L53 43ZM62 40H63V39H62ZM101 40H102V39H100V41H101ZM133 40H134V39H133ZM136 40L139 41L138 38H137ZM155 40H156V39H155ZM155 40H153V41L156 43ZM157 40L160 41L161 39H157ZM178 40H179V41H178ZM188 40H189V41H188ZM209 40H210V39H209ZM49 41H48V42H49ZM65 41H68V38L65 39V40H63L62 42H59V43H58L59 46H58L57 44L54 45V46H56V47H60L63 43H64V45H67L68 43H66ZM100 41H97L94 45H92L91 47L87 48L88 51H90L89 54H90V53L92 54V52L94 53L95 51H99V50H100V48L102 47V46L100 47ZM141 41H144V40L140 39L139 42H141ZM153 41H150V42H149V40H148V44L151 43V42L153 43ZM159 41H157V43H159ZM247 41H248V40H247ZM253 41H254V40H253ZM15 42H16V41H15ZM23 42H24V43H23ZM102 42H103V40H102ZM102 42H101V43H102ZM127 42H128V40H127ZM127 42H126V43H127ZM131 42H134V41H131ZM180 42H181V43H180ZM183 42H188V43L184 44ZM34 43H33V44H34ZM49 43H50V42H49ZM55 43H57V42H54L53 44H55ZM97 43H98V44H97ZM103 43H104V42H103ZM129 43H130V42H129ZM135 43H137V42H135ZM168 43H169V44H168ZM178 43H179V44H178ZM182 43H183L184 45H183ZM251 43H252V42H251ZM15 44H17V43H15ZM37 44H38V43H37ZM44 44H45V45H44ZM69 44H70V41H69ZM69 44H68V45H69ZM96 44H97L98 47H96L97 49L95 48V49H96V50H95L94 47H95ZM153 44H154V43H153ZM153 44H152V45H153ZM174 44H175V45H174ZM190 44H191V43H190ZM11 45H12V44H11ZM22 45H21V46H22ZM39 45H40V44H39ZM49 45H50V44H49ZM68 45H67V46H64V47L67 49V48H68ZM149 45H150V44H149ZM154 45L156 46L157 44H154ZM158 45H159V44H158ZM181 45H180V48H177V47H176V48L178 49V50L176 49L177 52H178L179 50H182L183 47H182ZM188 45H189V44H188ZM188 45H187V48H188V47H191L192 44L189 45V46H188ZM242 45L245 46V45H247V44L242 43ZM256 45H257V44H256ZM32 46H34V47L32 48ZM43 46L41 45L40 48H41V47L43 48ZM54 46L51 47V48H52L51 50L54 49ZM145 46H146V45H145ZM159 46H160V45H159ZM159 46H156V47H159ZM244 46H243L242 48H240V47H238V46H233V47H234V48H235V47H238V49L236 50L237 53H239L238 50H240V49H241V50H248L249 52H248V51H247V52L244 51V53H245V54H246V53H249V54H246V55H247V56H250V58L252 57L251 59H252V60H255V62L257 61V63H255V65H253V67H251V69H252L251 71H250V66H251V65H250V62H252V60H251L250 58H249L250 60H249V62H248L249 64H248L247 61H246V63L242 62L243 65H241V66H244V64L248 65L249 69H248V67H244L243 70H244V71L246 70L245 73H246L247 76H249L248 74H250V75L253 76L252 73H253V72L255 73L256 70H258V68L260 67V64H261V60H260V64H258V60H256V59L253 57V56L255 55L254 53H258V52H259V53H263V57H264V52H263V51H264V50H263L264 48H263V46H262V48H260L261 46H260V47L257 46V48H256V46H255V47H254L255 49H254V48H251V49L249 50V49H246ZM37 47H38V46H37ZM47 47H48V46H47ZM64 47L62 46V47H60V49L58 48V49L61 51V53H62L61 48L64 49ZM72 47H73V46H69L68 49H71ZM92 47H93V49L89 50V49L92 48ZM147 47H148V49H149L150 46H147ZM147 47H146V49H144V55H145V54H147V55L149 54L148 56L152 57V56H151L152 54L150 55V53H151L153 47H150V49H151V50L149 49L150 51L147 49ZM27 48H26L25 50H27ZM38 48H39V47H38ZM42 48H41V49H42ZM102 48H103V47H102ZM102 48H101V49H102ZM169 48H170V47H169ZM184 48H186V46H185ZM184 48H183V50H184ZM187 48H186V49H187ZM228 48L230 49L231 47L228 46ZM259 48L262 49L263 51H262V52H261V51L256 52ZM13 49H14V50H13ZM36 49H37V48H36ZM36 49H35V50H36ZM48 49H49V47H48ZM73 49H74V48H72L71 50H69V52H71V54H68V53H69V52H68V53H65L66 55H63V54H64V51L67 52L68 50H67V51H66V50L63 51V53H62V55H63V60H64V59L66 60V58L70 56V57L68 58V60H70V61L72 60V62L74 63V61H73L74 57H73V54H72V53H73ZM225 49H226V48H225ZM229 49H228V50H229ZM232 49H233V48H231V50H232ZM12 50H13V52H14L13 54L11 53ZM25 50H24V51H25ZM29 50H28V51H29ZM46 50H47V49H46ZM51 50H50V52H51ZM56 50H57V49H55V51H56ZM59 50H58V51H59ZM94 50H95V51H94ZM145 50H146V53H145ZM147 50H148L149 52H148ZM172 50H174V49H172ZM192 50H193V49H192ZM192 50H191V48H190V49H187V50H185V51L187 52V51H192ZM231 50L227 52L229 55L233 52V51L231 52ZM251 50H252V51L254 50V51H253V54H254V55L252 54V51H251ZM255 50H256V51H255ZM28 51H27V53H28ZM38 51H39L38 54H41L40 52H43V50H40V49H39ZM156 51H157V50H156ZM158 51H159V50H158ZM158 51H157V52H158ZM165 51L167 52L168 49L165 50ZM165 51H164V52H163V51H160V52H163V53H162V57H161V55L158 56V54L155 52V50H153V52L157 55V59H159L160 57H161L160 59H162L164 56H166L167 53L164 54ZM194 51H197L198 53L200 52V54H195V58H192V57H191L192 55H190V54H189L190 56L185 54V58L187 59V56H189L188 58L191 57L190 61H193V59H195V60L197 59V60H199V61L201 60V58L206 59L205 57H203L204 54L202 55L203 52H204L205 55H206V52H205V51H203L202 49H201L200 51H198V50H194ZM202 51H203V52H202ZM215 51H216V50H214V51H212V52H215ZM223 51H224V50H223ZM32 52H33V53H32ZM50 52H47V53H49L48 55L51 54ZM56 52H57V51H56ZM103 52H104V54H106L105 51H103ZM147 52H148V53H147ZM153 52H152V53H153ZM183 52H184V51H183ZM186 52H185V53H186ZM201 52H202V53H201ZM216 52H217V51H216ZM250 52H251V53H250ZM21 53H23L22 55L25 54V52H21ZM21 53H20V54H21ZM27 53H26V55H29V54H27ZM44 53H45V52H44ZM44 53H43V54H44ZM96 53H97V52H95L94 54H96ZM99 53H101V52L99 51L98 54H99ZM154 53H153V54H154ZM158 53H159V52H158ZM169 53H171V52L169 51ZM169 53H168V54H169ZM189 53H190V52H189ZM194 53H195V52L192 51L191 54H194ZM7 54H8V56H7ZM59 54H60V53H57L58 56H61V57H62V55H59ZM67 54H68L69 56H68ZM98 54H97V55H98ZM102 54H103V53H102ZM107 54H109V55H104V57H105L104 59H106V56H108L109 59L111 58V59L109 60L110 62L108 61V58L106 59V60L108 61V63H107L106 60H105V62H104V61H103V58H102V61L104 62L105 65L103 64L102 61H100V63L102 62V64L104 65V67L106 66L105 68L108 69V68H109V65H110L109 63H111L112 60H113V58H112L110 55L112 54V56H113L114 53H111V54H110L109 52H107ZM155 54H154L153 56H155ZM217 54H218V53H217ZM217 54H216V55H217ZM241 54H242V53H241ZM11 55H12V56H11ZM26 55H24V56H26ZM44 55H46V54H44ZM114 55H115V54H114ZM122 55H123V54H122ZM131 55H132V56H131ZM131 55H128V54H127V56H130V57H133L134 54L132 53ZM147 55H145L147 58H146L145 56H144V57H145V58H144L143 55H142V56L140 55L141 57H137V56H136V61H135V59L133 58V59H134L133 62H134V63L136 62L137 64H140V63H141V64L143 65V62H144L145 60H146V61L149 60V57H148ZM172 55H173V54L171 53V54H170V57H169L168 55H167L166 57H169V58H168V61L170 62V61L172 60V63H173V64H174V62L176 61V58H179L180 60H181L182 58L184 59V56H183V55L180 56V57L183 56L182 58H180V57H178V56H175L176 58H174V56H172ZM179 55H180V54H179ZM196 55L199 56V57H200V56H202V57H201V58H197ZM205 55H204V56H205ZM214 55H215V53H213L212 57H213ZM218 55H219V54H218ZM231 55H234V53L231 54ZM239 55H240V54H239ZM14 56H16V57H14ZM29 56H31V55H29ZM29 56H28V57H29ZM52 56H53V55H52ZM58 56H57V59H56V60L52 58V59L54 60V62L57 61L58 58H60V57H58ZM65 56H66V57H65ZM89 56H90V55H89ZM89 56L86 57V55H85V59L88 60V57H89ZM92 56H93V55H92ZM120 56H121V54H120ZM234 56H235V55H234ZM0 57H1V55H0ZM11 57H12V58H11ZM77 57H78V56H77ZM113 57H114V60H113L114 63H113V64L115 65L117 62H118L117 64H119L120 61L118 60V58H117L116 56H113ZM115 57H116V58H115ZM155 57H156V56H155ZM155 57H153V59H155ZM171 57H172L175 61H174L173 59H171ZM193 57H194V56H193ZM216 57H217V56H216ZM240 57H241V56H239V57L237 56V57H236L235 63H236L237 66H238V63H239V62L241 63V61H243V60L240 59ZM263 57H262V58H263ZM4 58H5V59H4ZM10 58H11V59H10ZM17 58H18L19 60H17ZM34 58H35V57H34ZM71 58H73V59H71ZM91 58L94 59L95 57H91ZM91 58H89V60H90ZM141 58H143V60H142ZM214 58H215V57H214ZM224 58H226V57H224ZM238 58H239L241 61L238 60ZM12 59H13V60H12ZM41 59H42V58H41ZM61 59H62V58H61ZM77 59H78V58H75V60H77ZM92 59H91V60H92ZM133 59H132V60H133ZM139 59H141L142 61L139 62ZM144 59H145V60H144ZM153 59H152V61H153ZM165 59L167 60V58H165ZM170 59H171V60H170ZM179 59H177V61H176L177 66L179 65V67L176 66V63L173 65V64L170 62V63L173 65V67L175 66L174 68L171 66V64H170L169 62H168V65L170 64V66H167V65L165 64V65H166L165 67H166L167 70L170 69V67L173 68V69H172V68L170 69L171 71L168 70L169 76H167V75H168L167 72H166V74H165V72L162 73L163 76L166 75L165 78L167 77V82H169V81H168V80H170L169 78H171L174 74H176L177 71H178V73H179V71H181L180 69L184 68V67L182 66L183 64H181L182 67L180 68V63H181L182 61L184 62V60H185V63H184V65H185L186 62H187L186 59H184V60L182 59L180 63L178 62ZM210 59H211V58H207L206 61H209V62H210V61L212 60V59H211V60H210ZM222 59H223V58H222ZM227 59H228V58H227ZM10 60H11V61H10ZM32 60H34V59H32ZM32 60H31V61H32ZM38 60H39V59L36 58V59H35V62L38 61ZM50 60H51V57H50ZM50 60H49V62L52 61V60H51V61H50ZM63 60H58V61L61 62V61H63ZM87 60H86V61H87ZM89 60H88V61H89ZM150 60H151V59H150ZM188 60H189V59H188ZM229 60H230V59H228V61H227V60L225 59V61H227V63H226V62H225V63H226V64H230V63H229ZM237 60H238L239 62H238ZM263 60H264V59H262V63H264ZM0 61H1V59H0ZM7 61H5V62L7 63ZM42 61H43V59H42ZM58 61L55 62V63L58 64ZM66 61H67V60H66ZM66 61H64V64H65V63H68V64L70 63V64H69V65L67 64V65L69 66V68H67V67H68V66H67L65 69H69V70H70V65H72L73 63L70 62V61H69V62H68V61L66 62ZM130 61H131V60H130ZM130 61H126V59H124V63H125V62H126V63L124 64V63L120 62V65H121V66H122V65H123V66H124V65H127V62H128V63H130L129 66H128V71L130 72V71L132 70V71L134 72V69H131V67H130V66H134V65H133L134 63H133V62H130ZM146 61H145V62H146ZM152 61H148V62H149L148 64L152 63ZM173 61H174V62H173ZM17 62H15L14 64H12L13 67H14V65H17L18 68H19V67H23L21 64L18 66V64H16ZM23 62H24V64H23ZM40 62H41V61L38 62V65H39V66H42V67L47 66V64L50 65V66H51L52 64H54V62H52V64L49 63V62H45L46 64L43 63V62H41L43 65H40V64H41ZM115 62H116V63H115ZM159 62H160V64H162L163 62L166 63L167 61H163V62H162V61L159 60ZM161 62H162V63H161ZM183 62H182V63H183ZM213 62H216V59H215V61L213 60ZM213 62H212V63H213ZM230 62H231V61H230ZM2 63H3V66L5 65L4 67L7 66V65L4 63V61H3V62L1 61V64H0L1 66H2ZM28 63L31 64V62H28ZM61 63H62V62H61ZM100 63H99V65H100ZM131 63H132V64H131ZM136 63H135V64H136ZM178 63H179V64H178ZM189 63H190V62H189ZM189 63H187V64L189 65ZM193 63L195 64L196 62H193ZM193 63H191V64H193ZM217 63H218V61L216 62V64H217ZM7 64H9L10 67L12 66L10 63H7ZM33 64H34V62H33ZM35 64H36V63H35ZM44 64H45V65H44ZM102 64H101V65H102ZM106 64H107V65H106ZM137 64H136V65H137ZM154 64H155V62H154ZM154 64H152V66H150L151 64L148 66L149 70L153 68V71H154V68H155V67H153V66H156V65H157V64H155V65H154ZM187 64H186V66H188ZM205 64H207V62H206ZM216 64L213 63L212 65L214 66V65H216ZM256 64H258V66H257L258 68H256ZM26 65H27V66H26ZM61 65H62V64H61ZM61 65H59V66L62 67L63 65H62V66H61ZM101 65L99 66V68L101 67ZM162 65H164V64H162ZM218 65H219V64H218ZM218 65H217L216 67H218ZM236 65H235V66H236ZM249 65H250V66H249ZM263 65H264V64H263ZM263 65H261L262 68L264 67ZM50 66H47V67H49V69H48L47 67H46V68L44 67L43 69H45V71L48 70L47 73L50 74V77H52V75H51V74H52L51 71H52V70L54 71V67H56V66H53V68H50ZM59 66H57L56 69H59V68H60ZM64 66H65V65H64ZM64 66H63V67H64ZM107 66H108V67H107ZM121 66H120V67H121ZM123 66H122V67H123ZM157 66H158V65H157ZM160 66H161V65H160ZM194 66H195V67H198V66H196V64H195ZM205 66H206V65H205ZM205 66L203 65V69L205 68ZM235 66H232V67L235 68ZM13 67H11L10 69H12ZM25 67H24V69H25ZM51 67H52V66H51ZM102 67H103V66H102ZM102 67H101V68H102ZM110 67H111V66H110ZM113 67H114L115 69H116V68L119 69V68L116 67V66H113ZM126 67H127V66H126ZM126 67H125V68H126ZM134 67H135V66H134ZM134 67H133V68H134ZM150 67H151V68H150ZM163 67H164V66H163ZM216 67H215L214 70H213L214 72H217V70H216L217 68H216ZM223 67H224V66H223ZM227 67H228V69H226V70H224V71L227 72V73H228V76H229V75H230V72H231L232 70H230L231 66L227 65ZM229 67H230V68H229ZM30 68H31V67H30ZM32 68H33V67H32ZM99 68H98V69H99ZM129 68H130V69H129ZM178 68H179V70H178ZM185 68H186V67H185ZM199 68H202V67L200 66V67H198V69H196V68H194V69H196V71H199ZM236 68H237V70L239 71V73H241L240 71H243V70H241L243 67H241V69H238V68H240V66H238V67H236ZM236 68H235V69H236ZM253 68H255L256 70L253 69ZM0 69L3 71V67L0 68ZM19 69H20V68H19ZM19 69H18V70H19ZM26 69H27V68H26ZM26 69H25V70H26ZM63 69H64V68H63ZM98 69H97V70H98ZM102 69H103V68H102ZM102 69H100V70H102ZM126 69H127V68H126ZM126 69H123V70H126ZM159 69H160V68H159ZM164 69H165V68H164ZM164 69H163V70H164ZM174 69L177 70V71L175 72ZM232 69H233V68H232ZM235 69H234V70H235ZM28 70H30V69H28ZM40 70H41V69H40ZM69 70H68V71H65V70L63 71L62 68H61V72L63 71V72H65V73H61V72H59V74L61 73L60 75L63 76V74H64V75H65V74H68V73H69ZM111 70L114 71V72H112ZM111 70H110V71L112 72L111 74H114V73L116 74V73H117L118 75L120 74L118 71H120V72L122 71V69H120V70H114L113 68H111ZM136 70H137V69H136ZM167 70H164V71H167ZM228 70H230V71L228 72ZM253 70H254V71H253ZM260 70H261V67H260V69H259L257 72H259ZM2 71H1L0 75L2 74ZM22 71H23V69H21V72H22ZM37 71H38V70H37ZM55 71H56V70H55ZM55 71H54V72H55ZM58 71H60V70H58ZM110 71H109V72H110ZM128 71H127V70L125 71L126 74H125V73L123 74V72H122V74H123V78H124V76H126V75L129 73ZM132 71L130 72L131 75H130V74L127 75V76H130V78H129V79L127 78V80H131V81H132V79L135 77L134 74H132V73H133ZM151 71H152V70H151ZM155 71H157V69H155ZM155 71H154V72H155ZM182 71H184V70H182ZM235 71H236V70H235ZM247 71H250V72H247ZM252 71H253V72H252ZM3 72H4V71H3ZM13 72H16V68H15V71L12 69V72H11L12 74H11V73L9 74L8 71L6 72L7 74H5V72H4L3 74H5L4 76H6V75H7V76L12 75V76L14 77L15 74H14ZM28 72H30V71H28ZM38 72H39V71H38ZM66 72H67V73H66ZM105 72H106V70H105L104 72H101V73H102V74H103V73L105 74ZM135 72L138 73L139 71H135ZM135 72H134V73H135ZM154 72H152V73H154ZM159 72H163V71H159ZM159 72H157V73H159ZM174 72H175V73H174ZM210 72H212V71H209V73H210ZM214 72H213V73H214ZM22 73H23V72H22ZM25 73H26V71H25ZM25 73H24V75L29 74V73H26V74H25ZM31 73H32V74H31L30 76H32V75L35 76V75H36V74H34L33 71H31ZM39 73H41V72H39ZM93 73L97 74V73H100V71H95V72H93ZM93 73H92V74H93ZM106 73H108V72H106ZM137 73H136V74H137ZM142 73H144V71H143ZM155 73H156V72H155ZM155 73H154V76H155ZM172 73H174V74L172 75ZM185 73H187L186 70L184 71L183 74H185ZM194 73H195V74H194ZM209 73H208V72H204V74H201V75L199 74V75H198V73L194 72V70H193V73H191V75H189L190 73H188L187 76H192L193 79L196 78V80H198V82H196V80H194V82H195L194 84H198V85H199V83H201V85H199V86L196 85L197 88H195V85L193 84L194 87H193L192 90H194V89H199V91H200V88H199V87H201V89H203V87L205 86V88H204L203 90H201V92L204 91V90H205V92H206V90H208L207 88H209V86L206 87V85H202V84L205 83L204 81L206 80L207 77H210V76H208ZM213 73H210V75L213 74ZM223 73H224V72H223ZM13 74H14V75H13ZM53 74H54V73H53ZM56 74H57V75H56ZM104 74H103V75H104ZM111 74H108V77H107V75H106V76H103V75L101 76L100 74H98V75H91V74H90L89 76H93L94 79H95V77H96L95 80H96V81H99V82L102 83V82L105 81V80H106V82H108L109 80H107V79H108V78H111V77H109V76H112ZM115 74H114V76H112V79H113L112 82H111V80H110V81H109L110 84L107 83V88L109 87L110 90H112V91H110L109 88H108V90H109L110 92L107 91V89L105 88L106 86H105L104 88L98 87V86H99V83L96 82L97 85L95 84V88H97V87H98L97 89L100 88V89H101V92H102V93H100L101 95H100V94L98 95V97H100V96H102V94H104L103 91H102L103 89H104V91H105V89H106L107 94H108V92H109L110 94L113 93L112 95H114V94L116 95L115 92L121 91V89L118 90V88H120L121 85H124V86L127 85V83H128L129 81H128V82L126 81L127 83L124 82V83L126 84V85H125L123 82H121V81H123L122 78L119 77V76H121L122 74L119 75V76L116 74V75L120 78L121 81H120L119 79H117V80L119 81L118 86H112V87L109 86V85H111V84L113 85V81H114V80L117 81V80H116V77H115ZM164 74H165V75H164ZM192 74H193V75H196V74H197L198 77H199V79H197V76L194 77ZM256 74H257V73H256ZM40 75H41V74H40ZM43 75H44V74L41 75L42 80H43V77H44ZM139 75H140V73H139ZM139 75H137V77H135L134 79H139V77H138ZM142 75H144V74H142ZM145 75H147V77H146ZM145 75H144L143 78H141L142 76L140 75V78H141V79H144V78L146 77L147 80L150 78V79H149L150 81H151V78H153V75H152V76L150 75L151 77H150L149 74H147V73H145ZM160 75H161V73H160ZM178 75H179V74H178ZM178 75H177V76L174 75V79L177 77L176 80H175L177 83H178V81H179L178 79H180L179 82H181V81L183 80V78L185 77V76L183 75V76H184L183 78H179ZM202 75H203V76H202ZM239 75H240V74H239ZM254 75H255V74H254ZM28 76H29V75H28ZM61 76H59V78H58V80H61V82H60L59 85H61L62 87H64L65 90H66V89H67L66 86H65L66 84H64V85L62 84V83H65V81H64V82L62 81L63 77H61ZM89 76H88V77H89ZM97 76H99V77L97 78ZM148 76H149V77H148ZM170 76H171V77H170ZM200 76H201L202 78H200ZM255 76H256V75H255ZM255 76L252 77V78H257V76H256V77H255ZM10 77H11V76H10ZM17 77H19V76L17 75ZM17 77H16V75H15V78H16V79H17ZM26 77H27V76H26ZM36 77H37V78H36ZM36 77H35V78L38 80L39 76L36 75ZM47 77H48V76H46V79H48ZM54 77H55V79H53V80H55V81H54L53 83L56 82V77H58V73H55L54 76H53L52 78H54ZM60 77H61L62 79H61ZM64 77H66V76H64ZM93 77H89V80H90V78L93 79ZM101 77H106V79L104 78L105 80L102 79L103 81H102V80L100 81L99 78H101ZM114 77H115V78H114ZM160 77H161V76H159V78H160ZM192 77H190L191 80H193ZM234 77H236V76H234ZM234 77H233V78H234ZM243 77H244V80H243V79H237V77L233 79L232 76H229V77H228V80H229V78H230V81L226 80V81H228L227 83H225L226 81L223 80V79L220 80V81H217L216 83H219V84H222V83H223V86L225 85L226 88L223 87L224 90L222 89V91L225 92V91H226L225 89H227V87H228V89H229V88H230L229 86L232 85V84H234V85L236 84L235 87H237V84H238V83H234V80H236L235 82H237V80H242V81H241V82H242V85L245 84L247 78H246L245 76H243ZM7 78H9V77H7ZM7 78L4 77V79H7ZM11 78H12V77H11ZM31 78H33V77H30V79H31ZM52 78H50V79H52ZM146 78H145V79H146ZM190 78H188L189 83H190V81H191ZM211 78H212V77H211ZM211 78H209V79H211ZM252 78H251V79H252ZM259 78H260V77H259V75H258V78H257V79L259 80ZM21 79H23V78H21ZM36 79H34V81H35L34 83H29L30 86H31V84H37V83L39 82V80H38V82H36V81H37ZM82 79L84 80V78H82ZM87 79H88V78H87ZM94 79H93V80H90V82H93ZM97 79H98V80H97ZM124 79H125V78H124ZM134 79H133V81H135ZM141 79H140V80H141ZM145 79L142 80V81H144L145 84H143V83L141 84V83H140V82H141L140 80H139L140 82H138V81L136 80V81H137L138 83H140L141 85H139V84L135 81L134 83H136V84L133 85L132 88H133L134 86H135L134 88H136V87H141V88H137V89H135V91H137L138 89H141V90H142V89H143V88H142V85H144V88H145V87L147 86L146 83H147V82H150L149 80H148V81L146 80L147 82H145ZM153 79H154V78H153ZM153 79H152V80H153ZM160 79H161V78H160ZM163 79H164V77H163ZM163 79H162V81H163ZM171 79H173V78H171ZM174 79H173L171 82H173ZM201 79L203 80V82H199V81H202ZM209 79H208V80H209ZM213 79H214V78H213ZM215 79H216V78H215ZM215 79H214V82H215L216 80H218V79H216V80H215ZM232 79H233V80H232ZM11 80H12V79H11ZM14 80H15V79H14ZM23 80H24V79H23ZM23 80H22V82H23ZM58 80H57V82H58ZM80 80H81V79H80ZM89 80H88V81H89ZM154 80H156V79H154ZM157 80H158V79H157ZM165 80H166V79H165ZM185 80H186V79H184L183 81H185ZM188 80H187V82H188ZM208 80H206V82H207ZM231 80H232V81H231ZM248 80H249V79H248ZM8 81H9V80H8ZM18 81L20 82V78L18 79ZM76 81H77V80H76ZM76 81H75V82L72 81V82H74V83L71 82L70 84H74V86H75L76 88H79V86H80V85H79L80 82H79V80H78L77 83H76ZM81 81H82V80H81ZM88 81H86V82L83 81L81 84L83 85V83L85 82L86 85H87ZM115 81H114V82H115ZM131 81L129 82L130 84H128V86L134 84V83L131 82ZM183 81H182V84H181V83H179V84H181V85H184V84H185V85H186L187 83H186V82H183ZM209 81H213V80L211 79V80H209ZM222 81H224V82H222ZM243 81H245V82L243 83ZM251 81H252V80H251ZM251 81H249V82H251ZM25 82H27V81H25ZM29 82H30V81H29ZM78 82H79V83H78ZM120 82H121V85H120ZM155 82H161V81H160V80H159V81H154L152 87H151L150 85H148L149 87H148V86H147V87H148V88L151 87L152 89L159 88V87L154 88V87H155V86H154V83H155ZM171 82H169L170 84L168 83L170 87L173 85V83H171ZM257 82H259V81H257ZM0 83H1V80H0ZM27 83H28V82H27ZM40 83H41V82H40ZM75 83L78 84L79 86H78V85L76 86ZM94 83H95V82H94ZM101 83H100V84H101ZM115 83H116V82H115ZM117 83H118V82H117ZM122 83H123V84H122ZM177 83H175V84L173 85V87H174V91H173V89H171V88H173V87L169 88L170 91H171V90L173 91L172 93H174V92L176 91V89H177V91L179 90V85H177ZM189 83H188V85H189ZM191 83H192V82H191ZM207 83H208V82H207ZM228 83H230V85H228ZM239 83H240V82H239ZM252 83H253V82H252ZM19 84H20V83H19ZM21 84H23V83H21ZM29 84H28V85H29ZM103 84H104V82H103ZM105 84H106V83H105ZM105 84H104V85H105ZM108 84H109V85H108ZM168 84H167V86H168ZM171 84H172V85H171ZM240 84H241V83H240ZM240 84H239V86H240ZM254 84H255V83L252 84L253 86H251V84H249V85L251 86V88H253V87L255 86ZM258 84H260V83H258ZM258 84H256V86H258ZM6 85H8V84H5V86H6ZM16 85H17V87L19 86V85H18V82H17ZM25 85H26V84H24V87H25ZM28 85H26V86H28ZM38 85H39V83H38ZM67 85H68V84H67ZM86 85H84L83 87L85 88ZM89 85H92V86H90L91 88L94 87V86H93V85H94L93 83H92V84L90 83ZM114 85H116V84H114ZM119 85H120V86H119ZM175 85H176L178 88L175 87ZM188 85H186V86H188ZM227 85H228V86H227ZM247 85H248V84H247ZM249 85H248V86H249ZM260 85H261V84H260ZM262 85H264V83H262ZM0 86H1L2 89H5V90H6L4 84H3V85L0 84ZM3 86H4V87H3ZM21 86H22V85H21ZM21 86H20V88H19V90H18L19 92L17 91V92L19 93L18 95H21V94H23V93L26 94V92L28 91V90H27V87H26L25 91H26V90H27V91H26V92H25V91L23 92V91H22L23 87H22V89H21ZM40 86H41V85H40ZM87 86H88V85H87ZM100 86H101V85H100ZM156 86H158V83H156ZM159 86L162 87L161 84H160ZM167 86H164V85H163V88H164V87L167 88ZM212 86H213V87H212ZM215 86L218 87V90H219V88H222V85H221V86H219L218 84L214 85V83H213V84L211 85V87H212V89H213V88H215V89H214L213 92H212V91H211V88H209V90H210L211 92H208V94L212 93V94L210 95V97H211L210 99H212V95H213V94H215L214 96H216V94L219 95L218 92H217L218 90H217V88H216ZM250 86H249V89H250ZM6 87L8 88V86H6ZM9 87H10V86H9ZM34 87H35V85H33V88H34ZM42 87H43V86H41V88H42ZM46 87H47V86H46ZM50 87H51V88H49V89H51L52 92H50L49 90L47 91V89H48V88H47V89H46V91L48 92L47 95H50V94L52 95V93H53V94H56L55 92H58V93L55 95V96H56L55 99H59V100H61V102L63 101L64 104H65V102H69V101H67V100H69V99H68V96L65 95V93H67V94L69 93V91H68L69 89H67L68 92H67V91L65 92V90L62 89V87H61V90H59V91L62 92V91L64 90L63 93H61V92H59V91L56 89V86L53 85V86H50ZM57 87H59V86L57 85ZM75 87H74V89H73V88H72V89L70 88V89L72 90V92H75V90H76ZM102 87H103V85H102ZM113 87H114V88H113ZM122 87H123V86H122ZM180 87H181V86H180ZM263 87H264V86L257 87L258 91H260L259 89H261V88H263ZM1 88H0V93H4V91L2 92ZM10 88H11V90L14 89V91H13L12 93L10 92V91H11ZM10 88H9L8 91H9L12 95H13V93H16V92H15V88H13V87H10ZM28 88H29V87H28ZM30 88H31V87H30ZM33 88H31V89H33ZM35 88H40V87L37 86V87H35ZM41 88H40V89H41ZM44 88H45V85H44ZM44 88H42L41 90L43 91ZM52 88H53V89H56L57 91L54 90V91H55V92H54ZM59 88H60V87H59ZM87 88H89V87H87ZM87 88H86V90H84V91L82 92L83 94H84L85 91H86V92H85L86 94L89 92V91H87V90H88ZM91 88H90V89H91ZM95 88H94V89H95ZM111 88H112V89H111ZM132 88H131V89H132ZM134 88H133V89H134ZM151 88H150L149 91L147 90L149 93L152 92V91H151ZM166 88H165V91L167 90ZM175 88H176V89H175ZM182 88H183V87H181V89H182ZM191 88H192V85H191L190 87L188 86V88H187V87L183 88V90H184V89L186 90V91H184V94H183V92H182V93L179 92V91H183V90H179L178 92L176 91L177 94H178V93H179V95L181 94V96H182V97L180 96V97H181V98H180L181 100L183 99V95L186 96L185 94H188V93H189L188 96H186L187 98H189V97L191 96V95H190L191 92H190V91L187 92V91L190 90ZM242 88H243V86H242ZM242 88H239L240 91H243V90H244V89L241 90ZM244 88H247V86L244 85ZM94 89H92V90H90V91H93ZM97 89L94 90V92H95L96 94H97V92H98V93L100 92V91H99L100 89L96 92ZM116 89H117V91H116ZM133 89H132L133 92H132L131 94H133V93L135 92ZM145 89H147V88H145ZM160 89H161V90H164V89H162V88H160ZM169 89H168V90H169ZM263 89H264V88H263ZM20 90H21L23 93H22ZM33 90H36V89H33ZM37 90H39V89H37ZM41 90H39V91L42 92ZM44 90H45V89H44ZM77 90H79V89H77ZM114 90H115V91H114ZM141 90H140V92H139V93L141 94L140 96H139L138 92H137V93L135 92L136 94L134 93V95H133L132 98L135 99V98L137 97L136 99H142V100H143L144 97L141 98V96H143L144 93H145V95H146V92H145L146 90H145V91L142 90L143 93L141 92ZM168 90H167V92H165V91H163V92H162V91H159V89H156V91L154 90V91H155L154 93H160V94H161V95L159 94V95L156 97L157 99L155 98V99L158 101V103L160 104V105H159V104L157 103L159 106H162V104L164 103V106H163V107L167 108V107H168L167 104L170 105V104H169L170 102H167V101L170 100V99H169L170 96H173V97H174V96L176 95V94H175L176 92L174 93L175 95H174V94H173V95H170V94H169L170 91H168ZM192 90H191V91H192ZM232 90L234 91V87H233ZM251 90H252V89H250L249 91H251ZM8 91L6 90V93H4V94L8 95V94H7ZM29 91H30V90H29ZM106 91H105V92H106ZM233 91H232V92H233ZM236 91L239 92V90H236ZM236 91H235V92H236ZM33 92H34V91L30 92V94H28V92H27V94L29 95V99H30V100L33 99V98L31 99V97L33 96V95L31 96V93H33ZM35 92H36V93H39L38 91H35ZM47 92H45V93H47ZM64 92H65V93H64ZM72 92H70V94H69V98H70V96L72 95V94H71ZM128 92H130V87H129V91L126 90V93L123 92V94L126 95ZM148 92H147V95H146V96L144 95V96L147 97V96L151 95V98H153V100H155V99H154V96H155V95H154V94H148ZM193 92H194V91H193ZM193 92H192L191 94H195V93H193ZM196 92L198 93L199 96L196 95V94H197V93H196V94H195V97H200L201 94H199L198 90H197ZM201 92H200V93H201ZM215 92H216V93H215ZM219 92H220V90H219ZM227 92H228V93H227ZM238 92H236V93H238ZM45 93H43V95H44ZM60 93H61V95H65V96H63V97L60 96ZM76 93H79V91L76 92ZM95 93H93V94L91 93V95H94ZM152 93H153V92H152ZM162 93H163L164 95H169V96H168L169 98H168L167 96L164 97V95H163ZM167 93H168V94H167ZM202 93H204V92H202ZM226 93H227V94H226L227 96L230 94V95H229V98H230V101H232V99H233L232 95H233L234 93H230V90L226 91ZM248 93H249V92H248ZM248 93H247V94H248ZM251 93H255V92L252 91ZM251 93H249V94H250V97L248 96L249 94L247 95V94H244V93H241V92L238 93V94H240L239 98H241V100H242V99H243V95H245L246 97H248V98L251 99ZM258 93H259V92H257L256 94L258 95ZM27 94H26L25 96H27ZM33 94H35V93H33ZM40 94H42V93H40ZM40 94H36V95L33 96V97H35L36 99H40L41 102H43L44 100H46V101H48V102L50 101V100L47 99V98H49L47 95H45V96L43 97L44 100H43V98H39V97H37V95L39 96ZM96 94L94 95V97L92 96V97H93L92 100H95V102L98 101V100L96 99V98H97V97H96V96H97ZM119 94H121V92H120ZM119 94L117 93L116 96H118L117 99H120V98L122 97L121 102H120V100H117L116 97H114V100H115V101H116V100L119 101L118 104L121 105L120 103H122L123 101H124V103H125V100H123V99H125V98H123V97H124L123 94H122L123 96H121V97L119 96ZM131 94L128 93L125 97H127V96L129 95L128 97L131 98V96H132ZM137 94H138L139 97L137 96ZM222 94H223V93H221V95H222ZM231 94H232V95H231ZM256 94H255V95L253 94V96H256ZM261 94L264 95V90H263V93H262V89H261V93H259V97H261V99L263 100L264 97L262 98V95H261ZM12 95H11V98L14 97L15 94H14L13 96H12ZM43 95H41V96H43ZM51 95H50V96H51ZM79 95L81 96V99L84 100V98L82 97V95H81L80 93H79ZM89 95H90V92H89L87 95H83V96H89ZM91 95H90V96H91ZM112 95H111V96H112ZM152 95H153V96H152ZM162 95H163V96H162ZM179 95H176L174 98L177 97V98L179 99V97H178ZM9 96H10V95H9ZM22 96H23V95H22ZM22 96H20L19 98H18L17 96H15V97L12 98V99H11L10 97H9V98H6V99H7V100H11V103H12L13 99H14V102H15V100H16L15 98H17L18 101H19V103H20V100H21L20 98H21ZM46 96H47V98H46ZM52 96H54V95H52ZM253 96H252V99H253ZM27 97H28V96H27ZM27 97H25V99L22 101L23 103H24L26 100L29 101V99H28ZM58 97H59V98H58ZM64 97H65V98L67 97V100H66L65 102H64V100L62 99V98H64ZM134 97H135V98H134ZM159 97H161V99H162V97H164V98H166V99H163V101L165 100L164 102L161 101V100L159 101ZM173 97H172V98H173ZM186 97H184V98H186ZM195 97L192 96L191 99L189 98L190 100H188V99H187V100L193 102V99H194ZM219 97H220V95H219ZM219 97H218V98H219ZM231 97H232V98H231ZM236 97H238V96H236ZM45 98H46V99H45ZM60 98H61V99H60ZM65 98H64V99H65ZM88 98H89V97H88ZM90 98H91V97H90ZM90 98H89V99H90ZM102 98L104 99V97H102ZM102 98H100L99 101H100ZM110 98H111V97H110ZM167 98H168V99H167ZM177 98H176V99H177ZM213 98H214V97H213ZM216 98H217V97H215L214 99H212V100H213L212 102H214V100H217V99H218V98H217V99H216ZM239 98L236 99L235 102L232 101V104H233V103H234V104H235V103H238L237 100H239ZM244 98H245V97H244ZM248 98H246L247 101H246V99H243V100H245V101H243V103H242V101L239 102V103L237 104V106H238V105L240 106V103H242L243 106H244V103H245V102H247V103L249 102V103H250L252 99L250 100V99H248ZM255 98H256V97H254V99H255ZM19 99H20V100H19ZM36 99H33V100L37 101ZM49 99H50V98H49ZM53 99H54V98L52 97V100H51V101H54L53 103H56L55 100H53ZM81 99H80V101H81ZM127 99H128V98H127ZM147 99H149V98H145V100H147ZM198 99H199V98L194 99V100L197 101ZM254 99H253V100H254ZM4 100H5V99H3L2 101L6 103V106H4L5 103H3V104L1 103L2 105H1V104H0V105H1L2 107H3V106L5 107V108H2L1 110L5 109V111L8 112V110H6V109H7V108H6V107H7V102L4 101ZM33 100H32V101H33ZM70 100H71V98H70ZM85 100H87V101H85V102L81 101L82 103H79L80 105H78V107L83 106V108H85V107H86L85 103L88 102V99L85 97ZM108 100H110V99H108ZM122 100H123V101H122ZM145 100H143V101L140 100V101H141V103L143 104V102H144ZM156 100H155V101H156ZM174 100H175V99H171V103L173 102V103L171 104V105H172V108H174V107H173V106H174V103H176V101H177V100H176V101H174ZM181 100L178 101L177 103L179 104V102H181ZM184 100H185V99H184ZM187 100H186V101H187ZM234 100H235V98H234ZM248 100H250V101H248ZM253 100H252V101H253ZM259 100H260V99H259ZM259 100L256 101V102H257V103L260 102V104L264 102V101H262V100H261V101H259ZM2 101H1V102H2ZM18 101L16 100L15 103L17 104ZM46 101H44L43 104H39V105L37 106V107L40 106V108H43V107H44V108H43V111H42V110H39V111H42L43 113L46 112L47 110H48V111L50 110L48 106H50V107L53 106V105H52V106L49 105V104H51L52 102H49V103L47 104L48 106H46V104H44ZM99 101L96 102V103H97V104H96L97 106H98V104H99ZM110 101H112V100H110ZM110 101H109V102H110ZM131 101L133 102V100H132V99L130 100V103L128 104L129 106H130L131 104H132V105L134 104V106H132V107H135V106H139V105H141V103H139V102H140L139 100H136V101H138L137 103H138L139 105H137L136 102L131 103ZM134 101H135V100H134ZM147 101H148V100H147ZM151 101H152V100H151ZM151 101H150V102H151ZM155 101H153V103H155ZM196 101H195V102H196ZM230 101H228L227 105H228V104H231V103H229ZM30 102H31V101H29V103H30ZM58 102H59V101H57V103H58ZM61 102L58 103V106H59V104H60ZM95 102H92L91 104H94V105H95ZM128 102H129V99H128ZM128 102H127V103H128ZM160 102H161V103H160ZM162 102H163V103H162ZM165 102H166V103H165ZM182 102H184V101H182ZM253 102H254L253 104H252V102H251V104L253 105V107L251 108V107L249 106V108H251V110L254 108V106H255V108L257 109V107H256V105H255V101H253ZM15 103H14V104L12 103L11 105H14V106H15V105H16ZM25 103H26V102H25ZM29 103H27V104H28V106L30 107L31 105H30ZM36 103L38 104V101H37ZM36 103H35V104L32 103V105H37ZM46 103H47V102H46ZM53 103H52V104H53ZM83 103H84V104H83ZM89 103H90V101H89ZM89 103H87V105H88L87 108H89V106H90ZM100 103H101V102H100ZM105 103H106V102H105ZM107 103H108V102H107ZM107 103H106V105H110L112 102H111V103H108V104H107ZM127 103H125V104H127ZM135 103H136V105H135ZM153 103L151 102V104H153ZM177 103H176L175 105H177ZM186 103H187V102H186ZM189 103H190V102H189ZM209 103H210V102H208V103L206 104V106H207ZM257 103H256V104H257ZM9 104H10V103H9V101H8V107L11 106V105H9ZM61 104H62V103H61ZM61 104H60V107H62V106L64 105V104H63V105H61ZM66 104H67V103H66ZM66 104H65V105H66ZM112 104H115V103L113 102ZM122 104H123V103H122ZM146 104L148 105V102H147ZM165 104H166V106H165ZM183 104H184V103H183ZM183 104H182V105H183ZM232 104H231V105H232ZM242 104H241V106H242ZM251 104H250V105H251ZM17 105H18V104H17ZM17 105H16V106H17ZM41 105H42V107H41ZM55 105H56V104H55ZM67 105H69V104H67ZM102 105H105V104H103V102H102L101 104H99V106H102ZM143 105H145V104H143ZM147 105L144 106L143 110L145 109V107H146ZM179 105H181V103H180ZM179 105H177V106H176L177 108H176V107H175V108H176V109H179V107H178ZM182 105H181V106H182ZM210 105H212V103H210V104H209V107L206 108V109H205V107H206L205 105H203V107H204L205 110H207V109L209 110V109L213 106V105H212V106L210 107ZM227 105H226V106H227ZM246 105L248 106V104H246ZM14 106H13V107L11 106L12 108L9 107V108H10L9 111H10L11 109L14 110V111H12V110L10 111V112L12 113V114L10 113V114L12 115V117H13L14 114H15V113H13V112H15V109L18 110L17 107H15V109H14ZM45 106H46V107H45ZM84 106H85V107H84ZM99 106H98V107H99ZM122 106H123V105H122ZM126 106H127V105H126ZM126 106H125V107H126ZM129 106H127L126 109H124L125 111L122 110V112H126V113H127V112L131 111V109L133 110V108L130 107V108H129V111H126V110L128 109ZM159 106H158V109H160ZM219 106H221V107L223 108V105H219ZM232 106H233V105H232ZM232 106H231V109H232ZM237 106L235 105L234 107H237ZM247 106H246V107L244 106V107H242V108L237 107V108H239L238 111H235L236 108H235L234 110L232 109L233 111H231V109H229V111H228V112H234V113L237 112V113H235V114H237V116H236V115H235V116H236V117H240V121H241V120L245 121V122L242 121L243 123H245V124H243V123H241L239 120H237V124H241V125H240V126H241L240 128H241V129H242V128L245 129L244 132H243L241 129H239V131H238V134H239V132H241V136H242V137H243L242 134H244V137L242 138V140L245 141V142H247L246 139L244 140V138H245L246 136L250 137V138H248V141H249V140H251V139L253 138V137H251L252 135L255 136V135L257 134V136H255V138H253L254 140H256V137H258V134H259V133H262V131H264V126H263L264 124H261V123H264V120H263V119H264V116H263V114H264V109H263V111H261V112H263L262 115L257 114L258 112H257V113L255 112V113H256V116H257V115L260 116V117H259L260 120H261L262 117H263V119L261 120L262 122L259 121V119H256V120H258V121L255 120L256 122H259V123L261 122V123H260L261 125H259V123H257L258 125H256L255 122H252V121H254V120H252V117L254 116L255 113H254V111L249 110V109L247 108ZM259 106L262 108L261 105H259ZM47 107H48V109H47ZM56 107H57V105H56ZM65 107H67V106H65ZM92 107H93V105H91V108H92ZM98 107H97V109H95L96 107L93 108V110H94V109L97 110V111L94 110V111H95V115H96L97 112L101 111V110H99L100 107H99V108H98ZM125 107H124V108H125ZM142 107H143V106L141 105V107H140V106H139V108L135 107L134 109H135V110H137V109L142 110ZM151 107H153V106L151 105ZM151 107L149 106V108H151ZM201 107H202V106H201ZM31 108H32V106H31ZM31 108H30V109H31ZM87 108H85L84 111H85V110L87 111V110L91 109V108H89V109H87ZM140 108H141V109H140ZM149 108H147V109H149ZM156 108H157V107H155V105H154V107L152 108L153 111H155V113L157 114V115H156L154 112H152V114H154V119L156 118L155 121L158 120V119H159V120H160V119L162 120V121H161V120H160V121H157V122H156L157 124H158L159 122H161V123H163L164 125H166V126L168 127L169 125H167V124H168V123L170 124V122H171V121H169V120H172V121H173V120L176 119L177 116H179V118L177 117V118H178L177 120H180L181 122H182V120H183V123H182V124L185 123V124L188 125V126H185V127L182 126V129H179L180 132L177 131L178 129H176V131H177V132H176V135H178V134L180 135V134H182L183 132H186V127L191 128V124H194V127H196V126H195V125H196L195 123H199V124H200V122L202 123L204 120L206 121V119L208 120L206 123L209 122V123L207 124L208 126L212 125V127L215 128V127H216L215 125H217V126L220 125V130H221V129H225L226 127H229V126H230V127H233V124H234V122H235L236 119H237L236 117L234 118V113H232V114L230 113V114H229L230 120H229L228 124H230V123H232V124H230V125H228L227 123L224 124V122H223V120H222V119H224V118H221V116H220V118H221V121H220V122H223L224 125H221V123L219 124L218 122H216V124L214 123V124H215V125H214V124H212V123H213L214 121H218V120H219V119H218V120H214V119L217 118V117H219V116L217 115V116L214 117L213 114H215V112L213 113V112H211V111L209 110L208 112H211V113H212V115H213L212 118H213V119H211V118H207L208 116L211 117V115L208 114V113H205V111L203 110V112H200V114L203 113L202 117H200L201 115H199V114H193V116L191 115V113L189 114L190 117L192 116L193 118L196 117V116L199 117V118L196 117V119H195V121L198 120L199 122H198V121H197V122L194 121L195 123H193V122H192L193 120H192L191 122H186V121L184 120L186 116L184 117V119H182V115L184 116V114H186V113L183 112L182 114H179V113H180V110H179V111L176 110V114H175V118H174V114L172 113L173 111H170L169 107H168V109H169L170 112L167 111V110L164 111L165 109H164V108H161V109L159 110V112H160L161 110L164 109L163 111L160 112V113L164 112V113H163V114H164V115H163L164 117H165V116L167 117V113H166V112H169V113H168V117H173V118H174V119H173V118H171V119H169V118L165 119L164 117H162V114H158L159 112H157L158 109H156ZM170 108H171V106H170ZM175 108H174V109H175ZM180 108H181V107H180ZM182 108H183V107H182ZM184 108H185V106H184ZM212 108H214V107H212ZM222 108H221V109H222ZM225 108H226V109H222V110H223V111H226V110H228V108H230V106H228V108H227V107H225ZM245 108H246V109H245ZM32 109L34 110V108H32ZM32 109H31V110H32ZM46 109H47V110H46ZM57 109L59 110V107H58ZM61 109H63V108H60L59 112L61 111ZM68 109H70V108H68ZM78 109H79V110H78L79 112H78V111H75V112H77L78 116H77V114H75V113H74L73 115H74V116H77V117H79V116L84 117V116H85L84 113H85L86 111L84 112V111L80 110V109H82V107H81V108H78ZM122 109H123V107H122ZM155 109H156L157 111H156ZM187 109H188V108H187ZM215 109H216V108H215ZM240 109H241V111H242L243 113H242V112H239ZM244 109H245V110H244ZM51 110H52V109H51ZM54 110H55V109H54V107H53V111H54ZM64 110H65V109H63L62 112H63V113L65 112V116H66V117H67V115H69L70 112L73 113V112L70 111V110H67V109H66L67 111H64ZM76 110H77V109H76ZM93 110H92V112H94ZM143 110H142V111H143ZM149 110H150V109H149ZM183 110H184V109H183ZM213 110H214V109H212V111H213ZM216 110L221 111L219 108L216 109ZM236 110H237V109H236ZM246 110H249V111L253 114L252 117H249V119H247L248 113H247V115H246V118H244V117H245L244 114L246 113ZM3 111H4V110H3ZM37 111H38V110H37ZM102 111L105 112L104 110H102ZM142 111H141V112H142ZM145 111H147V110H145ZM145 111H144V112H145ZM150 111H151V110H150ZM150 111H149V112L147 111V112L150 114ZM177 111H178V114H177ZM181 111H182V109H181ZM188 111H190V110L188 109ZM188 111H187V115H188ZM200 111H202V110H200ZM223 111H222V112H223ZM244 111H245V113H244ZM1 112H2V111H1ZM59 112H58V114H60ZM67 112H68V114L66 115ZM82 112H83L84 116H82V115H83ZM131 112H132V111H131ZM131 112H130V113H131ZM139 112H140V111H139ZM217 112H218V111H216V113H217ZM222 112H221V113H222ZM247 112H248V111H247ZM35 113H36V112H35ZM40 113H41V112H40ZM40 113H38V114H40ZM48 113H49V115H50L51 111H49ZM48 113H47V114H48ZM79 113H81V114H79ZM88 113H89V111H88ZM90 113H91V111H90ZM134 113H135V112H134ZM171 113H172V116H170ZM204 113H205V114H208V116H206V118L204 117V115H205ZM251 113H249L250 116H251ZM3 114H4V112H3ZM3 114H2V115H3ZM44 114H46V113H44ZM44 114H43V115H44ZM53 114H54V113H52V115H53ZM86 114H87V113H86ZM92 114H93V113H92ZM92 114H88V115H86L87 117H89V118H91V119H89V120L86 119V118H87L86 116H85L83 119H84V120L86 119L85 121H86V122L88 121L89 123H90L91 120H92L93 122H95V119H94V118H95L96 116H94V114H93V115H92ZM145 114H146V113H145ZM169 114H170V115H169ZM217 114H218V113H217ZM226 114H227V111H226ZM241 114H242L243 116H242ZM73 115H70V116H69L70 118H69V117H68V118L71 119V116L73 117ZM89 115H91V117H90ZM128 115H129V113H128L127 115H126V114H125V115H124V114L122 115V113H121V116H122V117H121L120 114H119V116H120L121 118H123L122 120H124L125 118H127L126 116H128ZM155 115H156V117H155ZM176 115H177V116H176ZM189 115H188V116H189ZM195 115H196V116H195ZM239 115H241V116L243 117V119H242L241 116H239ZM4 116H6V115L4 114ZM7 116L9 117L10 115L7 114ZM58 116H59V115H58ZM63 116H64V114H63ZM65 116H64V118H66ZM123 116H124V117H123ZM147 116H148V115H146V117H145V115H143V117H145L146 119H149V118H150V115H149V118H147ZM157 116H160V117H162V118L157 117ZM223 116H225V113L223 114ZM223 116H222V117H223ZM231 116H233V118H232ZM261 116H262V117H261ZM8 117H6V118L8 119ZM44 117L50 119V118H53L54 116H53V117H52V116H51V117H50V116L46 117V115H44ZM44 117L42 116L41 118H44ZM81 117H79V118H81ZM93 117H94V118H93ZM120 117L116 116L117 119H119ZM135 117H136V116H135ZM190 117H189V118H190ZM192 117H191V118H192ZM254 117H255V116H254ZM254 117H253V118H254ZM1 118H2V116L0 115V119H1ZM4 118H5V117H3V119H4ZM6 118H5L4 120H3V119H1V120H2V121H5V120H7ZM45 118H44V121L46 120V122H47L48 119H45ZM60 118L64 120L63 117H60ZM92 118H93V119H92ZM130 118H132V117H129L128 119H126L127 122H128V120H130ZM133 118H134V117H133ZM133 118H132V120H131V123H132V121H133ZM152 118H153V115H152ZM157 118H158V119H157ZM163 118H164V119H163ZM189 118H188V120H189ZM193 118H192V119H193ZM203 118H204V119H203ZM74 119H77V118L75 117V118H73V119H71V120H74ZM97 119H98V118H97ZM97 119H96V120H97ZM139 119H140V118L136 119L137 122H139V123H140V122H143V123L146 122L144 125H145V126L147 125V121H148V120L145 121V119H142V118H141L142 121H139ZM186 119H187V118H186ZM201 119H202V120H201ZM210 119H211V121H213V122H210ZM250 119H251V120H250ZM26 120H27V119L25 118V121H23V122H25V124H26V122L28 121V120H27V121H26ZM65 120H66V119H65ZM80 120H82V119H80ZM80 120H79V121H80ZM108 120H109V119L106 118V121H105V120H104V121L107 123ZM126 120H125V121H126ZM149 120H152V119H149ZM177 120H175V121H177ZM232 120H233V121H232ZM248 120H249V121H248ZM2 121H1V122H2ZM44 121L41 120V122H40L39 124H41V123L44 122ZM85 121H84V122H85ZM92 121H91L90 124H91V126H92V129H94L93 127H95V125H93L94 123H92ZM118 121H119V120H117V124H115V125H117V126H118ZM152 121H154V120H152ZM167 121H169V122H167ZM175 121H173V123H171V129H170V127L168 128L170 131L178 127V126H177V127L173 128L176 124H178L179 127L182 125L179 121H178L179 123L177 122L176 124H174ZM250 121H251L252 123H251ZM23 122H22V124H23ZM28 122H29V121H28ZM46 122H45V123H46ZM59 122H60V121H58L57 123H59ZM61 122H62V121H61ZM61 122H60V123H61ZM69 122H71V121L69 120ZM69 122H68V120H67V123H69ZM80 122H81V121H80ZM84 122H82L81 124H79V123H77V124H78V125H83ZM105 122L102 124L103 127H104ZM112 122H113V121H112ZM119 122H120V121H119ZM122 122H124V121H121V125L124 124V123L122 124ZM137 122L135 121L134 123H137ZM166 122H167V123H166ZM45 123H44V124H45ZM48 123H49V122H48ZM108 123H109V121H108ZM114 123H116V122L114 121V122L111 123V124L113 125ZM128 123H129V122H128ZM128 123H127V124H128ZM134 123H132V124H134ZM139 123H137V124H139ZM148 123H151V121L148 122ZM161 123H159V125H160ZM210 123H211V124H210ZM247 123H249V124L251 123L250 126H249ZM28 124H29V123H28ZM39 124H38V125H39ZM70 124H71V123H69L68 126H67V125L65 126V124H63L61 129H60V127H58V125H56V124H55V127H57V129L59 128V131H58V132H60V130H61V133H62L63 131H67V132H69L70 129L72 130V129L75 128V127H77V130H78V125H77V124H76L77 126H75V123H74V125H73V123L71 124V125H73V126H70ZM109 124H110V123H109ZM154 124H155V123H153L152 125H154ZM173 124H174V126H172ZM180 124H181V125H180ZM203 124H204V125H202V124L198 125V126H197V129L200 128V130H203L204 127L206 126L205 122H204ZM226 124H227V126H225ZM29 125H31V123H30ZM46 125H47V124H46ZM60 125H61V124H59V126H60ZM102 125H101V126H102ZM106 125H107V124H106ZM144 125H142V126L144 127ZM152 125H151L150 127H149V126L147 127V128H150V129H149V133H148V135L153 131V129L156 130V129H158V127L163 128V126H164V125H160V126H159V125H157V126L154 125V126H155V127H154V126H152ZM201 125H202V126H201ZM245 125H246V126L248 125L249 128L252 127L253 129L257 126V128H256L257 131H259L260 128H261V127H259V126H262L263 128L261 129L262 131L255 132L256 130H254L253 133H255V134H252V133H251V135H248L247 133L251 132L250 130H251L252 128H251V129H248L249 132H246L247 130H246V126H245ZM22 126H23V125H22ZM22 126H21L22 134L24 133V135H25V132H26L27 129H25V131H24V130H23L24 128H22ZM26 126H28V125H26ZM36 126H37V125H36ZM49 126H50V128H49L50 130L47 128V127H49ZM49 126L46 127V128L49 130V132H50V131H51V132H54L53 130H51L52 125L49 124ZM63 126H64L65 128H64ZM86 126H87V127H91V126H89V124H87V123H86L85 126H82V127H86ZM101 126H100L99 128H96V129H97L96 131H98V129L100 130V128L102 129ZM109 126H110V125H109ZM113 126H114V125H113ZM129 126H130V125H128V127H129ZM142 126H141V127H142ZM199 126H200V127H199ZM208 126H207V127H208ZM221 126H222V128H221ZM224 126H225V127H224ZM242 126H243V127H242ZM23 127H24V126H23ZM31 127L34 128V125L29 126V129H30ZM43 127H44V125H43ZM43 127H42V128H43ZM66 127H68V128H66ZM69 127H70V128H69ZM87 127L84 128V130L86 129V131H88L87 129H89V128H87ZM97 127H98V126H97ZM115 127H116V126H115ZM115 127H113V130H112V129H111V130H112V131L118 130L119 132L116 133V131H115V133H116V135H117L118 133L120 134L121 132H120L119 128L114 129ZM123 127H124V128H123ZM131 127H134L132 130H134V129L136 128L135 125H134V126H131ZM141 127H140V125H139V127H138L137 129H139V128H141ZM152 127H154V128L151 129ZM194 127H193V128H194ZM210 127H211V126H210ZM223 127H224V128H223ZM244 127H245V128H244ZM40 128H41V127L38 126V128H34V129H35L37 132H40V131H38V130H42V132H45V133H43L42 135H44V134L47 135V136L49 135V132L46 131V130H44L45 127H44L43 129H40ZM79 128H80V129H79L78 131L81 130V127H79ZM122 128H123V129H126V124H125V126H122ZM129 128H130V127H129ZM129 128H127L126 130H127V131H130V130H128ZM147 128H146L145 130H147ZM160 128H159V129H160ZM183 128H185V130H183ZM201 128H202V129H201ZM205 128H206V127H205ZM208 128H209V127H208ZM208 128H207V129H204V130L207 131V130H209ZM217 128H218V127H217ZM0 129H1V127H0ZM2 129H3V128H2ZM34 129H32V128L30 129V130H33V131H32V134L30 133V131H28V132H29L28 134H31V136H29L28 134H26V136H28V137L31 138V137H33V133H36V134H37V132H35ZM54 129H56V128H54ZM62 129H63V130H62ZM120 129H121V128H120ZM130 129H131V128H130ZM143 129H144V128H142L141 130H143ZM164 129H165V127H164ZM210 129H211V128H210ZM218 129H219V128H218ZM218 129H216V130L218 131L219 136L216 134L217 131H216L215 129H213V130H215V131H214V132H215L214 135L217 136V137L224 136V137H221V138H223V141L226 140V143H225V144L227 145V144H228L227 140H229V138L231 139V136L234 134L233 131H232V130L234 129V127H233V128H230V129L228 128L229 131L232 129L231 131H232L233 134H229V133L226 134L228 131H227V129H225L226 132H225L224 134H226L227 137H228V135H229L230 137H228V138L225 137L224 134H221V135H220V132L223 133V130H222V131H219ZM3 130H4V129H3ZM3 130H1V131L3 132ZM73 130H74V129H73ZM82 130H83V129H82ZM103 130H104V131H103ZM103 130H100L101 134H100V132H98V133H99L100 135H104V134H105L104 132H106V130H110V127H108V129L106 128V129H103ZM121 130H122V129H121ZM126 130H125V132H126ZM132 130H131V131H132ZM141 130H140V131H141ZM150 130H151V131H150ZM181 130H182V131H181ZM200 130L198 129L197 132H199ZM211 130H212V129H211ZM211 130H210V131H211ZM213 130H212V131H213ZM236 130H237V129L235 128L234 132H236ZM1 131H0V133H1ZM4 131H5V130H4ZM7 131H8V130H7ZM23 131H24V132H23ZM56 131H57V130H56ZM56 131H55V132H56ZM74 131H76V130H74ZM74 131H73V132H74ZM86 131H85V133H86ZM90 131L92 132V130H89V132H90ZM140 131H138V132H140ZM147 131H148V130H147ZM147 131L144 132L145 135H146ZM161 131H162V130H161ZM161 131L158 130L157 132H161ZM190 131H191V130H190ZM190 131H189V129L187 128V133H189ZM206 131H205V132H206ZM210 131H207V132H208V133L206 132L207 134L204 133V135H206V138L203 137L204 135H202V134H200V133H196V132H194V131H193L194 134H193V132L191 131V133H190L189 136H191V134H193V135H192L193 137H190V138H189L186 134L183 133V136H182V137H184V135H186V136L188 137V138L186 137V138H187L186 141H188V139L191 140V138H193V139H192V142H189L190 140H189L188 142H186L185 140H183V139H186V138H181L182 140L180 139L181 142L183 141L182 143H187V144H186L187 146H188V143H190L189 145H191V144L193 143V141H195L196 143H197V141H200V142H199L200 144H196V145H198V146H194L195 144L193 143V144L191 145L192 147H191V146H188V149H189L190 147H191L192 149L190 148V149H189L190 151L188 150V151H184V152H183L182 149L185 147V144L182 145V143H180V142L178 143L177 141H179V138L176 139V140H175V138L178 137L179 135L176 136V135H174L175 133H172V132H175V131H172V132H171V133H172L171 136L174 135V137L172 136V137H173L172 139L175 140L174 142H172V145L176 146V148H178L177 146L179 145V150H178V149H176V150L173 149V148H174L173 146H172L173 148H171V150L173 149V152L177 151V152H183V153H188V154H189V155H188V154H186V155L183 154L182 156H179L180 158L177 157L178 155L175 156V154H174V156H171V157H170L172 160L174 159L173 161H176V160H177V159H175V157L178 158V161H179V162L176 161V165H178V164H179V165H178V167H176V168H175V166H174V167H173V168H175L174 170L178 169L179 166H180L179 169L183 168V167L181 166V164L184 165V163H182V162L184 161V159H185V160H186V159L188 160V158H190V155H191L190 161H187V160H186L185 162L188 163V162H193V161L195 160V161L193 162V164H195V167H197V170H196V168H195V169L193 168L194 165L191 166V164H189V165L191 166V167H189V170H191V169L193 168V169H194V170H192L193 172H196V171H200V170H202V169H203V168H204L209 162H210V163H213V162H215L216 160H217V161H216L217 163L215 162V164L213 163V164H210V165H211V166L214 165V166L217 168L216 164H218V163H219L218 161H220V160H218V158H216V160H215V159H213V157H214V155H215L217 152H223V150L221 151V149H224L225 147H226V149H224V151H225L224 153H225V154L223 153L224 156H223V154H222L223 158L226 157L227 155H228L227 157H229L228 159H230V158L232 157V158H233V161H234L233 164H234V163H235V164H234V165L232 164L231 167H233V166L237 167V166H238L237 164H239V166H240V168H241V167L243 166V164H241L240 162H244V161L246 160V159L243 160L242 156L245 157V158H248L247 160L249 161V163H250V162L252 163L253 157H254V159L257 157V155H255L256 152H254V150L257 151V150L259 149V146H260V148L263 146L262 148H263V150H264V144H263V143H264V141H263V140H264V136H262V134H263V133H262V134H259V136H262V137H263V139H261V137H260V140H262L263 143H262L259 139H257V141H255V142H254V140H253V144H252V140L249 141V143H246V145L248 146V148H249L250 146L252 147V145L256 147V146L259 144V145H258V148H256V149H252V148L250 147V148L248 149V150H249V154H246V153H248V150L246 151V149H247L246 147H247V146H244V147H243L242 145H241V146H238V145H240V142L238 141V142H239V144H238V143L235 141V142H234V143H235V146H236V147H235V151L238 153L237 155L239 156V158H237V157H238V156H237L236 159H234L235 157H233V156H229V154H227V153H230L231 148H232L233 145H234V144H233V140H237V139H231V142H232L233 145L231 144V142H229V144H228V145H230V146L232 145L231 148H230V146H228V148H227V146H226L225 144H223L224 142L222 143L221 140H220V143H221V144H220V143H219V144L222 145V147L220 146V147H219L220 149H216V150H215V149H211L212 147H209L208 143L210 142V144H211V142H212V140H213L212 143H213V146H214V145H216V142H218V139H219V138H217L216 141H214V139H215L216 137H214V136L212 137V136H211L212 134H211L210 136L212 137V139H211V141H208V140H210V138H211V137H209V135H208ZM212 131H211V132H212ZM8 132L10 133V131H8ZM8 132H6V133L4 132L3 135L6 134L7 136H5V135H4V136L9 140V138H8ZM47 132H48V133H47ZM51 132H50V133H51ZM55 132H54V135H55ZM76 132H77V131H76ZM81 132H82V131H81ZM89 132L86 133V135H87V134L90 135ZM94 132H95V131L93 130V133H94ZM102 132H103L104 134H102ZM132 132H134V131H132ZM132 132H130V133L132 134ZM135 132H136V134H137V131H135ZM157 132L155 131L154 133H157ZM202 132H204V131H202ZM214 132H212V133H214ZM46 133H47V134H46ZM64 133H65V132H63V134H64ZM70 133H72V131H70ZM85 133H78V132H77V134L80 135V138H81V134H85ZM106 133H107V132H106ZM112 133H113V132H112ZM115 133H114V134H115ZM123 133H124V132H122L121 134H123ZM195 133L198 134L197 137H196ZM38 134L40 135V133H38ZM59 134H60V133H59ZM59 134L57 133V135H59ZM65 134H66V133H65ZM94 134H95V133H94ZM94 134H91V136L94 135ZM107 134L110 135V132L107 133ZM107 134H106V135H107ZM131 134H127L126 137H128V135H129L130 137H133V136H131ZM136 134H134V135L137 137ZM138 134H139V133H138ZM141 134H143V133H141ZM141 134H140V135H141ZM236 134H237V133H236ZM236 134H235V135H236ZM245 134H247V135H245ZM3 135L1 134L0 136H3ZM51 135H52V134H51ZM57 135H56V137H57ZM140 135H139V137H137V138L135 139L136 141L138 140V138H139V140H140ZM145 135L143 134V136H145ZM152 135H153V134H152ZM199 135H201V139H202V140H201V139H200V140L198 139V138H199ZM47 136H46V139H48ZM49 136H50V135H49ZM91 136H89V138H90ZM143 136H142V138H143ZM175 136H176V137H175ZM207 136H208V137H207ZM237 136H238V135H237ZM241 136H240V134H239L238 137L241 139ZM5 137H4V138H5ZM54 137H55V136L49 137V140H45V141H43L44 139H43V140H40V139L45 138L44 136H41V137L39 138V137L36 135V138L38 139V142H40V141H41V142H42V141H43V142H46V141H47L46 144H47V145L50 144V145H48L49 148H50V146H51L53 143L55 144L56 141H57V140H56V141H54V142L52 141V143H49V142L51 141L50 138H53L52 140H54V139H55ZM82 137H83V135H82ZM85 137H86V136H85ZM85 137H83V139H84ZM93 137H94V136L91 137V140H93ZM108 137H109V136H108ZM130 137L127 138V139L130 140ZM150 137L152 138L151 135H150ZM155 137H156V136L154 135L152 139L150 138L151 140H149V138H146V137H145L146 140H147V142H146L147 145L150 143V141L152 142V140H156V139H157V140L160 141V138H156V139H154ZM180 137H181V136H180ZM195 137H196L198 140H196V139L194 140ZM202 137H203V138H202ZM4 138H3V139H4ZM26 138H27V137H26ZM80 138H78V139H80ZM86 138H87V137H86ZM86 138H85V139H86ZM95 138H96V137H95ZM95 138H94V139H95ZM101 138H102V137L100 136V139H101ZM116 138H118V137H116ZM124 138H125V137H124ZM124 138H121V139H120L121 141L119 140L120 143H119V141H117V144H122L125 140H127V139H125L124 141H122V139H124ZM133 138H135V137H133ZM145 138H144L142 141H140L141 144H143V142L145 141ZM208 138H209V139H208ZM221 138H220V139H221ZM225 138H226V139H225ZM0 139H1V138H0ZM3 139H1V140H3ZM7 139L4 140V144H3V142H1V140H0V142L3 144V145H2V144H1V145H2V147H3L4 149H6V147L8 146V144H9L10 147H11V145H13V144H14V146L16 145V144L13 142V141L16 140V139H14L13 141H10L11 143L8 142V143L6 144V145H7V146H6V145H5V142L8 141ZM12 139H13V138H11L10 140H12ZM24 139H25V138H24ZM57 139H58V137H57ZM87 139H88V138H87ZM97 139H98V138H97ZM97 139H96L97 142H95V141H92V142H93V143H94V142H95V143H98V140H97ZM110 139H111V140H114V139H112V138H110ZM118 139H119V138H118ZM131 139H132V138H131ZM162 139H163V138H161V141H160V142H162ZM164 139H165L164 145L161 144V143H160V144H161L162 147H163V148L161 147L162 150L164 149V150L166 151V150H167L166 148H167V147H171V146H169V144L166 143V139H169V138L166 137V138H164ZM164 139H163V141H164ZM170 139H171V138H170ZM203 139H206V140L208 139V140H207L208 142L205 141L206 143H204V140H203ZM27 140H29V138H28ZM33 140H35V137H34ZM33 140L30 139L29 142L31 141L32 144H34ZM89 140H90V139H89ZM91 140H90V141H91ZM116 140H117V139H116ZM173 140H172V141H173ZM258 140H259L263 145H262ZM21 141H22V140H21ZM74 141H77V140H74ZM87 141H88V140H86V142H87ZM131 141H132V143L134 142L133 140H131ZM168 141H171V140H168ZM168 141H167V142H168ZM184 141H185V142H184ZM229 141H230V140H229ZM18 142H20V141H19V140H16V143H17L19 146H17V148L15 147V149H19V147H20L21 149L18 150L17 154L20 153V152L23 154L24 151H26V149L24 150V149L22 148L23 145H20L21 142H20V143H18ZM23 142H24V140H23ZM27 142H28V141H27ZM27 142H26V143H27ZM29 142H28L29 145L27 144V147L30 146V143H29ZM43 142H42V143H43ZM57 142H59V141H57ZM82 142H83L82 140H81V143H80V140L78 141V143H80L81 145H82ZM84 142H85V141H84ZM86 142H85L84 145L87 144ZM112 142H113V141H112ZM175 142H176L178 145L175 144ZM201 142H202V143H201ZM214 142H215V144H214ZM35 143H37V141H35ZM42 143H40V146H41ZM73 143H74V142L72 141V143H70V144H66V145H65V146H66L65 148H67V149H68V148H71V149L74 148V149H76L75 147H72L73 145H71V144H73ZM76 143H77V142H76ZM90 143H91V142H90ZM95 143H94V144H95ZM109 143H110V141H109ZM109 143L106 141V145H105V147H106ZM124 143H125V142H124ZM124 143H123V144H124ZM127 143H128V142H127ZM127 143H125V144H127ZM129 143H130V142H129ZM132 143H131V144H132ZM162 143H163V142H162ZM165 143H166L167 145H166ZM169 143H170V142H169ZM203 143H204V144H203ZM250 143H251L252 145H251ZM257 143H258V144H257ZM32 144H31V145H32ZM46 144H45V145H46ZM54 144H53V145H54ZM88 144H89V142H88ZM88 144H87V147H86V148H88ZM115 144H116V143H115ZM115 144H114V142H113V144H112V145L110 144V145H111V146H117V145H115ZM123 144L121 145V146H122V147H121V148H122V150H121L122 152H123V150L125 151V150L127 149V147H129V145L127 144V145H124L125 147L127 146L126 149H123V147H124ZM135 144H136L137 147L139 146L138 143H135ZM135 144L133 143V145L130 146V147H133ZM141 144H140V145H141ZM205 144H206V146H205ZM217 144H218V143H217ZM254 144H255V145H254ZM256 144H257V145H256ZM260 144H261L262 146H261ZM25 145H26V144H25ZM42 145L44 146V144H42ZM67 145H68V146H67ZM77 145H78V147H80L79 144H76V147H77ZM110 145H108V146H110ZM165 145H166V146H165ZM181 145H182V146H181ZM201 145H202V147L204 146V147H207V148H209V149H208V150L205 149V150H207V151L205 152V150L203 149L204 147H203V148L200 147ZM224 145H225V146H224ZM5 146H6V147H5ZM40 146H39V143H37L36 145H35V144L33 145V147H35L34 149H31L32 146H30V148H29L28 150H32V151H33V153H31L32 151H30V153H31L32 156H34V153L38 152V151H36V152H34V151H35L36 148L38 149ZM74 146H75V143H74ZM89 146H90V145H89ZM98 146H99V145H98ZM183 146H184V147H183ZM193 146H194V147H200V149H202L201 152L199 151L200 153L198 152V154H199V160L201 159V163L198 162L199 160H197L196 158H193V159H192V155H193L194 157H196V155H197L196 152H197L198 150H200L199 148H198V150H195V148H194ZM216 146H219V145H216ZM216 146H214V147H216ZM2 147L0 148L1 151H2ZM12 147H13V146H12ZM27 147H26V148H27ZM41 147H42V146H41ZM41 147H40V149H41ZM46 147H47V146H46ZM78 147H77V148H78ZM83 147H84V146L82 145V148H83ZM93 147H94V146L89 147V149H90V150H93V149H94ZM101 147H102V149H103L104 145H102V146L100 145V146H99V148H101ZM105 147H104V148H105ZM118 147H120V146H118ZM182 147H183V148H182ZM241 147H243L242 150L240 149ZM7 148H9V147H7ZM13 148H14V147H13ZM84 148H85V147H84ZM91 148H92V149H91ZM97 148H98V147H97ZM97 148L95 147V149H97ZM150 148H151V147H150ZM217 148H218V147H217ZM238 148H239V150L241 151V153H242V152H246L245 154L247 155V157L244 156V155H245L244 153L242 154V156H240L241 153H239L240 151L238 152ZM262 148H261V149H262ZM15 149H13V150H15ZM37 149H36V150H37ZM45 149H47V148H45ZM74 149H72L73 151L68 149V150H67V155H70V154H71V153L68 154L69 151L75 153V150H74ZM95 149H94V150H95ZM107 149H108V148H107ZM107 149L104 150V152L107 153V154H108V153H111V154H112V151H111V150L115 149V147H113V148L110 150L111 152H108L109 150L107 151ZM116 149L118 150L119 153L121 152V151L119 150V148H116ZM143 149H144V147H143ZM148 149H149V148H148V146H147V147L145 148V151H142V152H145V153H143V154H146V151H147ZM153 149H157V148H155V146H154ZM169 149H170V148H169ZM169 149H168L169 152H168V154H167L168 156H170L169 154H172V153H170L171 151H170ZM185 149H186V147H185ZM185 149H184V150H185ZM193 149H194L196 152H195V151L193 152V151H192ZM196 149H197V148H196ZM210 149H211V150H210ZM227 149H228V150H227ZM236 149H237V150H236ZM251 149L253 150L252 152H251ZM6 150H7V149H6ZM6 150H5V152H6ZM11 150H12V148H11ZM38 150H39V149H38ZM49 150H50V149H48V151H49ZM65 150H66V149H65ZM81 150L83 151V149H81ZM97 150H98V149H97ZM97 150L94 151V152H95L94 155L96 154ZM131 150H133V149H130V150H129V151H130L129 153H130V154L132 153V155L134 156V158H132V157H130V158H131V159H135V158H136L135 155L138 154L137 156H139V153H141L142 148H141L140 152L138 151L139 153H137V154H135V152H133V151H131ZM164 150H163V151H164ZM180 150H181V151H180ZM186 150H187V149H186ZM209 150H210V151H209ZM217 150H218V151H217ZM229 150H230V151H229ZM263 150H260V149H259V151H260L259 154L261 153V151H262V153H264ZM40 151H41V150H40ZM40 151H39L38 153H40ZM45 151H47V150H45ZM45 151H43V152H45ZM79 151H80V149H79ZM79 151H76V152H78V153H77L78 155H80ZM84 151L88 152L89 150L85 149ZM101 151H102V150H101ZM101 151H100V156H101V158L106 159V158L108 157V160H107V159H106V161L103 160V162L101 163V158H99V157L96 155L95 159H94L93 161H92V160L90 161V164H93V163L96 164L97 160L100 159V160H98L99 163L97 162V163H98V167H99L101 164L103 165V164H105V163H106L107 165H104V169H102V170H103V171H102V170H99L98 168L96 169V166H97V164H96V166H94V168L92 167V169H96L97 172H96V173H93V174H92L93 170H91V167H90V166H89V167H90L89 170H91V174L85 173V172H90L89 170H87V168H85L86 165H84V164H82V163H81V164H82V165H81V164H80V160H77L76 158H74V159L77 160V162H79V163H77V164L75 163V164H76L75 167H78V166L81 165V166H83L82 169H86V170H87V171H86V170H84V171L82 170L83 172L80 170V173H83L85 176H86V175H87V176H88V175H93L94 177L99 173L98 176L95 177V178H93V176H91V177H89V178H90V179H89L87 176H86V177L84 176L85 178H88L89 180L92 179V181H93L94 179L98 178L99 175H100V173H101V177H100V178L103 177V178L105 179V175L107 176V174H105V173L107 172L106 169H107L108 171H110V169L105 168V167L109 166V164H110V167H111V169H112V168H113V166H112L113 164H115V165H118V164H119V163H118L119 161H116V160H120V158H123V157L120 156L121 153H122V152H121V153L119 154L120 157L117 156V157L113 158V159H115V160L113 161V159H112L113 155L118 154V152H113V155L108 154V156H106V157L104 158V156L107 155V154L104 153L103 155H101ZM152 151H153V150L151 149V152H152ZM154 151H155V150H154ZM156 151H158V150H156ZM208 151H209V152H214V153H213V156L211 155V153H209V154H210V156H209V155L207 154ZM227 151H228V152H227ZM233 151H234V150H232V152H233ZM7 152H8V157H9L10 154H11V155H10V157H11L13 151H9V150H8ZM14 152H15V151H14ZM26 152H27V151H26ZM51 152H52V151H51ZM51 152H49V154H50ZM148 152H149V154H150V151H148ZM158 152H159V151H158ZM158 152H153V153H154V154L156 153V155H157ZM177 152H176V154H177ZM189 152H190V153H189ZM192 152H193V153H192ZM226 152H227V153H226ZM253 152H254V153H253ZM9 153H10V154H9ZM15 153H16V152H15ZM21 153H20L18 156H17V154H14L13 156L16 157V158H20V157L22 156ZM38 153H36V154L38 155ZM41 153H42V151H41ZM41 153L39 154L40 158H39L38 156H37V157L35 156L37 159L34 158L35 160H39V159H40L39 162L37 161V164L39 163V165H40L39 167H40V168H39V169H36V170H38V173H39V171H41V173H39V174L34 170V167L36 166V165L34 166V165L32 164V163L34 162V161H33L34 159H33L32 157H30L31 159H30L29 162H30L31 164L26 160V159H28V158H26V157H27L29 154L25 156V158H24L25 160H24V159H22L23 161L21 160L22 162H25V163H23V165H22V162L19 161V159H17L18 161L16 160V161H17V162H15L16 165H15L14 162H12L14 159H12V160H10V161L8 160L10 163L12 162L11 164H14V165H13V167H12V166H11V167H9V166L6 167V166H5V169H8V168H10V169L13 168V169H14V168H16V169L12 170L13 172H11V170L8 169V171H10L11 173H13L14 175H15V173H16L15 170L17 171L18 168H19V170H20V169H24L23 167H24V166L26 167L27 165H28V168H27V167H26V168H27V170L30 171V172H28V171L26 170V168H25L24 170H22V171H21V170L19 171V173L21 172L19 178H20V179L23 178L21 182L17 181V180L19 179V178H16L17 175L14 177V178L17 179V180L15 179V181L18 182V183H17V185H15V186L12 185V188L14 187V189H16V188L18 187V185H19V187L16 189L17 191H16V193H14V196L11 195L13 199L10 198L11 200H14L15 203H13L10 199H9V200H10L15 206H14L13 204L11 205V204H10L11 202H8V200H7V197H8V198L11 197V196H8V195H10V194H9L10 191H11V192H12V191L14 192L15 190H14V189H11V190H10V186H11V185H10V186H7L8 188H6V192H2V189H1V188H2V183H3L4 181L1 183L0 191L2 192V194H3V193H4V194H3L2 197H0V198L3 199V197H5V198H4V201L2 202L4 208H2L3 210H0V213H1V214H0L1 216H0V217H4V218H2V220H3V219L5 220V217H7L6 220H8V218L10 217L8 214H10V213H11V215L13 214L12 212H10V208H12L11 211H13L15 208L19 207V205L22 204V203H18V202H20L21 199H22V198H20V197H22V195H21L20 197L18 196L19 194H22V192H20L19 189H21V188H23V189L30 188V189L32 190L33 188H35V186H37V188H39V186H38V184H37V182H39V181H38L39 178L42 179V180H40L42 183L45 182V183H47V184H48V180H49L50 178H53L52 181H51V183H52L53 185H51V183L49 182V185L45 184V185H46V188H44V187H45L44 184H41V183H40V185H42L41 187L44 186V187H43L44 189L40 188L43 192H45V191L48 190L47 187H50L49 189L52 188V190H48V192H49V191L52 192V191L54 190V188H55V187H54V184H55V182L57 183V180L64 178L63 181L61 180L62 182L59 180L60 182L57 183V185L59 184V186H60L61 184H68V182L70 181V180H69L70 177L67 178V175H68L71 171H67L66 173H63V172H61V171H63V170H61L59 167H58V169H54V168H57V166L60 165L59 162H63V163L65 162V157H64V156L60 155L59 157L56 156V157H58V158H55V159H54V157H51V160H49V159L46 160L45 155H48V154H47L48 152L44 153V154H45V155H43L44 157L41 156V155L43 154V153H42V154H41ZM73 153H72V154H73ZM102 153H103V152H102ZM124 153H125V152H124ZM126 153L128 154V150H127ZM126 153H125V154H126ZM153 153H152V155H153ZM203 153H204V154H203ZM252 153H253L255 156H254ZM2 154H4L3 151H2ZM2 154H1V155H2ZM72 154H71V155H72ZM77 154H76V155L74 154L72 157H74V156L77 157ZM81 154H83V153H81ZM86 154H87V153H85V155H86ZM97 154H99V153L97 152ZM165 154H166V153H165ZM194 154H195V155H194ZM201 154H203V155L207 154L209 157H212V158H209V159H208V158L206 157L207 155L205 156V157H206V158H205V157H204L203 155H201ZM226 154H227V155H226ZM233 154H234V152L231 153L230 155H233ZM250 154L253 155V156L251 155V157H252L251 161H250V159H249V158H251V157H249ZM257 154H258V153H257ZM1 155H0V156H1ZM5 155H6V153H5ZM5 155H3V157H2V160H3L2 162L7 161V160H5V159H8V158H4ZM20 155H21V156H20ZM51 155H52V154H50L49 157H50ZM55 155H56V154H55ZM55 155H54V153H53V156H55ZM57 155H58V154H57ZM88 155H89V156H88ZM88 155H87V157H90V154H88ZM110 155L112 156L111 159H109V156H110ZM128 155H129V154H128ZM128 155H125L124 158H125V157L127 158ZM140 155H141V154H140ZM147 155H148V154H147ZM158 155H159V154H158ZM158 155H157L156 157L153 156V159H154V158L157 159V158H158ZM184 155H185V157H183ZM187 155L189 156L188 158H186ZM216 155H217V154H216ZM216 155H215V156H216ZM220 155H221V154H220ZM220 155L218 154L217 157H219ZM13 156H12L11 158H13ZM61 156L64 157V159H63ZM91 156H93V155L91 154ZM159 156H160V155H159ZM168 156H167V157H168ZM200 156H201V157H200ZM234 156H236V155H234ZM260 156H261V155H259L258 157H260ZM263 156H264V155H262V156L259 158V160H258V158L256 159V160H258L257 163L259 164V166L262 165V164H263V166H264V163L260 164V161L264 162V161H263V160H264V157H263ZM6 157H7V156H6ZM41 157H43V158H45V159H43V161H42V158H41ZM49 157H47V158H49ZM69 157L71 158V159L69 158V159H70L69 161H71V160H72V157H71V156H69ZM87 157L84 156V159H83L82 161H84L85 159H87ZM97 157H98V158H97ZM118 157H119V159H116V158H118ZM146 157H148V156H146ZM149 157H152V156H149ZM161 157H163V156L161 155ZM164 157H165V156H164ZM164 157H163V158H164ZM173 157H174V158H173ZM182 157H183L184 159H181ZM197 157H198V155H197ZM203 157H204V159H203ZM227 157H226V158H227ZM240 157H241V158H240ZM22 158H23V156H22ZM61 158H62V160H59V159H61ZM96 158H97V159H96ZM124 158L122 159V161L124 160L123 164H124V166H125V164H126V166H125V167L122 166V168H121V167H120V164H121V163H120V164H119V167H120L121 169H124V168H125V169H126V168L129 169V166L127 167V164H128V162H129L131 159L129 158V160H127V162H126V161H125L126 159H124ZM140 158H142V156H140ZM214 158H215V157H214ZM220 158H222V157H220ZM223 158H222V159H223ZM232 158H231L230 160L224 158V159H225V160L223 159L224 162H223L222 159H221V162L223 163V164H221V166H222V165H223V166H224V165H227L226 168H227V171H229V172H232V171H233L232 169H231V171H230V168H229L230 166H228V163H230V162L232 161ZM262 158H263V159H262ZM9 159H10V158H9ZM32 159H33V160H32ZM52 159H53V160H52ZM56 159L59 160V162L57 163V164H59V165H57V166H56V164H55L57 161H56L55 163H53ZM81 159H82V158H81ZM90 159H91V158H90ZM90 159H89V160H90ZM137 159H138V158H137ZM150 159H151V158H150ZM153 159H151V160H153ZM158 159H159V158H158ZM158 159H157V160H158ZM179 159H180V160H179ZM191 159H192V160H191ZM202 159H203V160H202ZM205 159H206L208 162H206ZM210 159H212L213 161L210 160ZM260 159H262V160H260ZM45 160H46V161L49 160L50 162L53 161V162L51 163L52 166H51V167H47L48 169H49V168L52 169V167L54 166V167H53L54 170H53L52 173H51L52 170H50V169L48 170L47 168H45V166H44L45 163H43L44 165H42V162H45ZM89 160H87V161L85 160V161H86V162H89ZM95 160H96V161H95ZM110 160L113 161V164H112V161H111V163L109 162ZM141 160H142V159H141ZM145 160L148 161V158L145 159ZM157 160L155 161V159H154L153 161H155V163H159V166H160L161 164H160V162H158L159 160H158V161H157ZM172 160H171V161H172ZM204 160H205V162H206V165H205V166H202V165L204 164V162H203ZM209 160H210V161H209ZM241 160H242V161H241ZM8 161H7V164H6V165L10 164ZM14 161H15V160H14ZM31 161H32V162H31ZM49 161L46 162V163H49ZM66 161H68V160H66ZM72 161H73V160H72ZM72 161H71V162H72ZM82 161H81V162H82ZM115 161H116L117 163H116ZM120 161H121V160H120ZM122 161H121V162H122ZM131 161H132V162H131ZM131 161H130L131 163L136 162V163H133V164L138 165V167L140 166L141 169H142V167L144 166V165L141 166V165L139 164V162H140L139 160H136V161L131 160ZM137 161H139V162H137ZM146 161H145V162H146ZM160 161H161V163L163 162V160H160ZM165 161H166V163H167V162H168V163H171V162H169V161H167V160H165ZM180 161H182V162L180 163ZM211 161H212V162H211ZM253 161H255V160H253ZM0 162H1V161H0ZM27 162H28L29 164H28ZM40 162H41V163H40ZM86 162H83V163H86ZM91 162H93V163H91ZM107 162H109V164H108ZM114 162H115V163H114ZM141 162H142V164H143V161H141ZM141 162H140V163H141ZM177 162H178V163H177ZM202 162H203V164H202ZM226 162H228V163H226ZM35 163H36V161H35ZM68 163H69V162H68ZM72 163H73V162H72ZM150 163L152 164L153 162H152V161H151V162H148L147 166H144V168H143L144 170H143V169L141 170V169L139 168V169L142 171V173H144L143 171H146V174H143V175L140 173L141 171H139V170H138V167L135 165V167H136L137 170L139 171V173H138L137 170H136L135 167H134V169L136 170L135 173L137 172V175L139 174L138 177H137L136 174H133V171H132L131 174H129L130 172H129V173H128V172L125 173V174L127 175L126 178H127L128 180H126V178H125L124 180L122 179V180H120V181H117L118 179H116V178H119V179H120L121 176H122V175H121L120 177L118 176V175H120V173H121L122 171L119 170L120 168H119V169L117 168V170H116V169H112V172H113L114 170H116V171L114 172V174H112V173L110 172L111 174L108 175V176L106 177L108 181H107L106 179H105V180L102 179V180H104V181L107 182V183L110 182V181H113V179H114L115 177H116V178H115L116 180L114 179V182H118V183H119V182H121V181H125V180H126L125 183H123V184H125V185H124V186L122 185V186L124 187V190H125V187L127 186L126 184H128V183H129V180H132L131 178H133V177L135 176V178L133 179L132 183L130 182L131 185H132L133 183L135 184V185L133 184L132 189H133V188L135 189V188H136L135 186L137 185V188H136L134 191L136 192V190H137V191L141 192V188H142V187H145L146 190H147V191H146L147 193H148V189H149V187L151 188V192H152V190H154L153 192H155L156 186H157L158 184L160 185V184L164 183V184H162V186L160 185L159 188L157 187V190H158L157 192H158V193H157V192H155V193L152 192L153 195L150 193V195H152L151 197H150V195H149V193H148L149 197H150L151 199L153 198V200H154V198L159 197V195H161L160 193H162V192H161V191L159 192V190H160L161 188H164V186H165V187L167 186V184L164 182L165 180L168 181V183H169V181H170V183H171V180H175V181H176V179H177V178L179 179L180 177H181V179H184V177H187L185 171L188 172V173H187L188 175H191L192 177L195 176V175H193L194 173H193L192 171H188V169H187V170L184 169L185 171H184V170L179 171V169H178V170H176V173L180 172V174H179L180 176L178 175L179 177H177L176 179H175V178H173V179L171 178V180H168V179H170V178H168V179H166V178L168 177V174L174 172L173 170H171L170 173H169V172L166 173L165 171H164V172H163V171H160V169H159V170H155V166H158V165H155L154 163H153V164L155 165V166H154V169H152V168H153V164H152V167L150 168V169H151L150 171H149V170H145L146 167H148V166L150 167V166H151ZM166 163L164 162V164H166ZM174 163H175V162H174ZM186 163H185V164H186ZM236 163H237V164H236ZM244 163H246V162H244ZM255 163H256V162H254V163L252 164V165H254V166H252V167L249 166V167L252 168V169H253V167H255V168L257 169L256 165L258 166V164L255 165ZM19 164H21V165H19ZM24 164H25V165H24ZM54 164H55V165H54ZM64 164H66V162H65ZM79 164H80V165H79ZM87 164L89 165V163H87ZM111 164H112V165H111ZM196 164H198V166H200V167L202 166L203 168L201 167L202 169H198V166H197ZM219 164H220V163H219ZM219 164H218V166H219ZM230 164H231V163H230ZM240 164H241V165H240ZM17 165H18V167H17ZM30 165H33V166H30ZM46 165L49 166L50 164H46ZM171 165H172V164H170V166H171ZM189 165H184V166H189ZM245 165H246V164H245ZM29 166H30V167H29ZM55 166H56V167H55ZM81 166L78 167V168L80 169ZM131 166H132V165H131ZM131 166H130V170H132V169H131ZM161 166H162V165H161ZM167 166L171 169V167H170L169 165H167ZM221 166H219V167H221ZM223 166L221 167L222 170H221V169L219 170V167H218L217 169L213 167V170H214V171H215V169L217 170L216 172L210 170L211 167L206 166V168H204V170L202 171V173L204 172V174L206 175V176H204V174H203V176H204V178L206 179V181H207V179H208V183H211V182H213V181L215 180L214 177H215L216 175H219V174H220V175L225 174L226 176L223 177V178L225 179V181H226V180L228 181V180L232 179V181L235 182V181L238 180V179L236 180V178H238V177H235L237 174H238V176H239V175H241L242 173H243V174L246 173V172H244V171H246V170H247V171H251V170H252V169L250 170V169L247 167V169H245V170H243V171H242V170H241V171H238V172L234 171V172H236V174H235L234 172H232L231 175H230L231 177H228V175H229L230 173L227 172L225 168L223 169ZM239 166H238V167H239ZM246 166H248V165H246ZM259 166H258V169H260V167H261V169H262V166H260V167H259ZM20 167H21V168H20ZM31 167H33V170H34L38 175L34 176L35 173L33 174L34 171L32 170ZM102 167H103V166H102ZM123 167H124V168H123ZM132 167H133V166H132ZM149 167H148V169H149ZM200 167H199V168H200ZM235 167H233V169L237 170L238 167H237V168H235ZM0 168H1V167H0ZM2 168H3V167H2ZM2 168L0 169L1 171H3ZM30 168H31V169H30ZM35 168H36V167H35ZM78 168H76V169H78ZM156 168H157V167H156ZM186 168H187V167H186ZM207 168H210V169L207 170ZM228 168H229V169H228ZM5 169H4V170H5ZM29 169H30V170H29ZM41 169H42V170H41ZM43 169L47 170L46 174L49 173V172H50L51 174L49 173L50 175H49V174L46 175V174H44V172H43V174H42ZM76 169H75V170H76ZM242 169H244V168H242ZM256 169H255V171H256V173H258V175H256V174H254V175H253V174H250V176L252 175L250 178L253 179L254 177H256V178L258 177L257 179L255 178L257 181H256L255 179H253L254 181L251 180V179H250V181H248V180H249V174H248L249 172L246 173V174H248V175H247L248 177H246V175H244L245 178H244L243 180H246L247 182H250V183H252L251 181H253L252 186H251V184H250L251 188H250L249 184H247L246 181H245V186H244L243 188L246 189V188L249 187V189L244 190L242 187H240V186H243V184H242V183H243V182H242L243 180L240 181V182L238 181L239 183H241V185H234L235 183H233L232 181L225 182V183H228V185H227V184H224V182H221L222 185L224 184V187H223L224 190H226V189L228 190L229 187H233V188H230V189H232V190L230 191V189H229V191H230L231 194H233V197L235 198L236 202H234L235 200H234L233 198H232V199L230 198V197L232 196V195H230L229 198H225L226 200H228V199L232 200V201L229 202V204H230V208H229V207H226V208L231 209V213H233V215L239 219V220L236 219L234 222L232 221V222H231V227H228V226H226V227H227V229L230 228V229L235 230V231L238 230L240 233H241V232L243 233V232L246 230V231H245L246 233L243 234V235H245L244 237H247V238H249V239H251V238L254 239V238H255L256 235L254 234L253 231H254V229H255V231L258 229L257 227H256V228H255V227H252V226H253V225H252L253 223H251V221H253L252 219L257 218L256 220H254V221H255L254 226H257L258 223H259V226H258V227H260V223H261V222H262L261 225L264 224V222H263L264 219H262V218H264V215H262V213H264V212H263V211H264V209H263V208H264V204H260V205H259V206H260L259 208H260V210H261V211L259 210L260 213H261V214L259 213L260 215H259V214L257 213V211L255 210V208L258 207V206H256V205H251V204L249 203V204H250V207H248V206H249V204H248L249 201L252 200L251 203H257V202H259V200H260L262 197H264V195L261 196V194H262V192H263V188H264V186H263V184H264V180H263L261 177H259V175H261L262 172L264 173V171L261 172V171L256 170ZM25 170H26V171H25ZM31 170H32V171H31ZM45 170H44V171H45ZM55 170H58L59 172H55ZM118 170H119L120 172H118ZM130 170H129V171H130ZM152 170H153V171H152ZM195 170H196V171H195ZM206 170H207L208 172L211 171L210 174H211L212 172L215 173L214 176L212 175V176H213L212 178L214 179L213 181H212V180L209 181V179H212V178H211V175H210V174H208V173L206 174ZM263 170H264V167H263ZM1 171H0V172H1ZM5 171L8 173L7 170H5ZM23 171H24V172H27L26 175L24 174L25 177L28 175V173L33 175V177H31V175H28V176H27V179H28V177H30V179H32V178L35 179L36 177H39V175H41L43 178H42V177H39V178H37V180H34V179H32V180H29V179H28V180H25L26 178L24 179V176L22 177V173H24ZM48 171H49V172H48ZM77 171H78V170H76V172L73 173V178L76 179V180H74V179H73V180L79 183V184H77V183L75 182L78 186H77V185L71 180V181L69 182V185H67V186L65 185V187H63L62 189H60V193H59V194H60V197H62V198L64 199V201L62 200V198H60L61 200H60L59 202H58V201H54V202H56V203H54V202L50 199V197H53V200H56L57 198H58L57 200H59V197H58L59 195H58L57 192H52V195H51V193H49L50 196H49V195L46 196L47 193H48V192H47L46 194L43 195V197L46 196L47 199H46V197H45V198L42 197V198H43V199H42V198L40 197V194H42V193H40V194L37 193V192H39V191H41V190H39V189H37V188H35L36 190H34V189L32 190V191H34L33 193H35V195H38V196H39V197L36 196V197H38V199L40 198V199H39V202H42L43 200L46 199L43 203H46V202L48 201V202H47L48 205L46 204L47 206H49V204H51L50 206H52V205L56 206L55 204H58L57 207L61 205V206H63V207H62L63 210H64V209L66 210V207H68V206H69V207L67 208V210H68L69 208H71V203H69V202L66 203L67 201H65V200H67V199H65V197H66V196L69 197L68 195H71L70 197H72V198H73V201H74V200H75L74 197L77 196V197H76V200H75V207H74L73 209H70L71 212H70V210H69L68 212L66 211V212L61 213V214L59 213V215H58V214H56V213L54 212L55 210H57V208H55L54 206H53V207H50V206H49L50 209L52 208V211H51L46 205H45V206H46L47 208H46L45 206H42V205L39 206L41 203H37V202H38V201H37L38 199L36 200V198H34V201L36 200L37 202H36V201H35V202L32 201V202H34V203H32V204H31V208L26 209V211L29 210V212L31 211V213H32V211H33V212H34V211L37 212V211L39 210V212H41V215H42V216H40V215H39V212H37V213H38L37 216H40V217H36V218H39L38 220H40V221H41L40 223H42V222H43V221H42V218L45 217V216H47V215H50V214H47V213H49V212H52V214L50 215V216H52V217L55 216L54 214H56V215H58V216L61 215L62 218L60 217V219L63 220V221H65L64 218H66V217H68V216H70V215H72V214L75 213V214H74V216H75V220H77V221L79 220V221H80V219H81V220L83 221V218H85V219L87 220V218H86L87 216H84V215H85V212H84V211H85V208L87 209V207H90L89 210H90V209H92V210L94 209V211H95L96 213H97V212H100V213H97L98 215H96V213H94V211H93L92 214H91V212L87 209L86 212L89 211L88 214H91V215H89L90 218H92V217L95 218L94 216H99V217H100V214L102 215V213H106L107 211L110 212L111 209L113 210V208H114L113 206H112L113 208H112V207H111V208H108V207H106V206L104 205V206H105V207H104V210H102L103 208H101L102 211H99L100 209H96V208H100V206H99V207H98V206H95V207H94V205L89 206V204H90L89 201H90V200L93 199V200H92L93 203L96 201V198L94 197V195L97 197V196L100 194V193H98V192H100V189H101V193H102V192H103V189H104V188H105V189L110 188V187H109L110 185L107 186V187H104V186L101 185L102 188H100L101 186H100L99 184H96V183H98V179H100V178H98L96 181H94V183H93L92 181H90V182H92V183L90 184V187H89V186H86L87 183L84 184L83 181H82V179H81V178H84V177H82L83 174H80V175H79L80 177L78 176V178H76V177L74 176L75 174L78 173ZM148 171H149L150 173H149ZM151 171H152V173H153L152 176H151ZM218 171H219V172H218ZM220 171L223 172V173H221ZM14 172H15V173H14ZM54 172H55V174H56L57 176H53V173H54ZM60 172H61V173H60ZM124 172H126V170H125ZM182 172H184V175H183V176H181ZM189 172H190L191 174H189ZM200 172H201V171H200ZM200 172H198V174L201 175ZM226 172H227V173H226ZM239 172H240L241 174H240ZM3 173H4V172H3ZM17 173H18V172H17ZM58 173H59V174H58ZM102 173H103V174H102ZM107 173H108V172H107ZM116 173H118V174H116ZM148 173H149L150 175H149ZM218 173H219V174H218ZM228 173H229V174H228ZM233 173H234V174H233ZM5 174H6V173H5ZM13 174H12V176H11V174H10V176L12 177V178H11L12 180H13ZM55 174H54V175H55ZM60 174H62V175L65 174V176H64V175L62 176V175H60ZM95 174H96V175H95ZM128 174H129V175H128ZM147 174L149 175L148 177L151 176V177L149 178L148 181L145 182L142 178H139V177H144L145 175L147 176ZM195 174H197V173H195ZM232 174H233V175H232ZM2 175H4V174H2ZM2 175L0 174L1 177H3ZM18 175H19V174H18ZM43 175H44V176H43ZM103 175H104V176H103ZM112 175L115 176V177L112 178ZM126 175H125V176H126ZM131 175H132V176H131ZM140 175H141V176H140ZM185 175H186V176H185ZM200 175H199V176H200ZM234 175H235V176H234ZM262 175H263V174H262ZM7 176H8V175H7ZM10 176H9V177H10ZM45 176H46V177H45ZM47 176H49V178H48L47 180H45V178H47ZM58 176H59V177H62V178H59ZM76 176H77V175H76ZM110 176H111V177H110ZM125 176H123V178H124ZM169 176H170V175H169ZM199 176H197V177H193V179H192V180L190 179V181L192 182L194 179L198 178V179L202 182V183H201L200 181H196V182H197V183H195L196 185H198V182L201 183V184H199L200 187H199V185L197 186L198 188H201L202 185H204V184H206L205 187L208 186L209 184H208L207 182L204 183V182H205V179L203 180V179L200 178ZM203 176H202V177H203ZM207 176H208V178H206ZM209 176H210V177H209ZM253 176H254V177H253ZM9 177H7V178H9ZM21 177H22V178H21ZM56 177H57L58 179H57ZM130 177H131V178H130ZM148 177H146V178H144V179H147ZM216 177H217V176H216ZM227 177H228V178H227ZM232 177H235V178L233 179ZM242 177H243V176L241 175L240 178L242 179ZM54 178H56L57 180L55 179V181L53 182ZM65 178H67V179H65ZM108 178H109V179H108ZM129 178H130V179H129ZM137 178L140 179L139 183H140V182L143 183V181H144L145 183H147V185H146L147 187H146V186H143L144 183H143V184H142V183H140V184L137 183V184H136L135 181L137 182L138 180H135V179H137ZM187 178H188V177H187ZM219 178H221V177H217V178H216V181H217V182H219ZM223 178H221V179H223ZM1 179H5V178H1ZM1 179H0V180H1ZM9 179H10V178H9ZM88 179H85V180H88ZM198 179H196V180H198ZM201 179H202V180H201ZM224 179H223V180H224ZM24 180H25V181H24ZM64 180H69V181L67 182V181H64ZM78 180H79V181H78ZM80 180H81V181H80ZM134 180H135V181H134ZM142 180H143V181H142ZM185 180H186V179H185ZM239 180H240V179H239ZM259 180H260V181L262 180V181H261V182L263 183V184L261 183L262 185L259 183V182H260ZM1 181H2V180H1ZM10 181H11V180H10ZM15 181H14V184L16 183ZM35 181H37V182H35ZM46 181H47V182H46ZM49 181H50V180H49ZM175 181H173V183H174ZM186 181H187V180H186ZM186 181H184V182H186ZM203 181H204V182H203ZM216 181H214V182H216ZM255 181L257 182V184L259 183V185H257L256 183H254ZM6 182H7V179H6ZM22 182H23V183H22ZM25 182H26V186H24V185H25ZM31 182H32V183H31ZM65 182H66V183H65ZM80 182H81V183H80ZM95 182H96V183H95ZM100 182H101V179H100ZM102 182H103V181H102ZM102 182H101V183H102ZM126 182H128V183H126ZM184 182H183V183H184ZM231 182H232L233 184H232ZM7 183H8V182H7ZM9 183H10V182H9ZM11 183H12V181H11ZM21 183H22L23 186L26 187V188L22 187V184H21ZM60 183H61V184H60ZM71 183H72V185H71ZM82 183H83L85 186L82 187V185H81ZM101 183H100V184H101ZM107 183H105V184H107ZM118 183H115V186H114V187H117L116 184L118 185ZM130 183H129V184H130ZM186 183H187V182H186ZM20 184H21V186H20ZM29 184H30V185H31V184H32V185L36 184V185H35L34 187L31 185V187H32V188H31V187L29 186ZM73 184H74L76 187H78V188H76L75 190H74V189H71L72 187L75 188V187L73 186ZM105 184H104V185H105ZM110 184H111V186L113 187L112 182H111ZM138 184H139V185H138ZM174 184H175V183H174ZM192 184H194V183L192 182L191 185H192ZM207 184H208V185H207ZM236 184H237V183H236ZM6 185H7V184H5V186H4V184H3V191H4V188L6 187ZM50 185H51L52 187H51ZM57 185L55 184V186L58 188L59 186H57ZM80 185H81V187H82V189H83V192H82V193L87 194V196L85 195V197H84V198L87 197L86 199H84V198L82 199V197H83L84 195L81 196V194H80V191H81V190H79V189H81V187L79 188ZM92 185H95V186H96V185H99V186H98L99 189L97 188V189H98V190H97V189H96L95 187H93ZM107 185H108V184H107ZM131 185H129V188H130ZM148 185H149V187H148ZM175 185H176V184H175ZM175 185H174V187H175ZM179 185H180V184H179ZM179 185H178V186H179ZM182 185H183V184H181L180 187L177 186L178 188H177V187H176V188H173V187H172L173 185H172V186H169V185H168V186H167L168 189H167V188H166V189L164 188V189L167 190V192H168L169 189H170L171 191H169V192H172V193H169V192H168V193H169L170 195H172V194H173V191H172V190H174V189L176 190V189H179V188H180V190H181ZM186 185L189 186L190 184L188 183V184H185V186H186ZM191 185H190V186H191ZM211 185H212V183H211ZM219 185H220V184H218V186H216V187L219 188ZM225 185H227V186H225ZM230 185H231V186H230ZM246 185H248V187H246ZM62 186H63V185H61V187H62ZM68 186H71L70 189H71V191L73 190V192L69 191L70 189L68 188ZM122 186H120V190H122V193H119V195H121V194H123V195H122L119 199H121L122 197L125 196V198L123 199L124 202L126 201L125 199H128V197H133V200H134V201L137 200V199H138L139 202H140V201H142V202L144 201L145 203H143V204H145V205L147 204L146 206H148V207H147V208H144V207H145V205H144L143 209L141 208L140 210L143 212L144 209H146L145 211H147V209H149L148 212H146V215H147V216L144 214V215L146 216V218L149 217V216H150V213L153 212V211L149 212L150 209H151L150 207L152 206V205H151V206L149 207V205L152 204V203L155 204L156 202H155V203L152 202L153 200L151 201V199H150L149 197H147V199L149 198L150 201H151L152 203H149L150 201H149V199H148V200L145 199L146 197H145L144 199L140 200L141 198H143V197L137 198V197L140 195V193H139L137 196L134 194V195L136 196V199H135V198H134V195H131V194H130V196H129V192H130V190H127V189H126L127 192H128V191H129V192L127 193V195H124V190L122 189ZM187 186H186V187H187ZM193 186H194V185H193ZM234 186H237L236 189H235ZM259 186H260L261 188H260ZM262 186H263V187H262ZM15 187H16V188H15ZM53 187H54V188H53ZM61 187H59V188H61ZM66 187H67V189H69L68 191H67V189H65ZM85 187H87V188H85ZM91 187H92L93 189H94V188H95V189L93 190V189H91ZM170 187H172V189H171ZM209 187H211V186L209 185L208 187H206L207 190L204 189V187H203L204 191L206 190L207 192H209L208 189H211V188H209ZM212 187H213L214 189L216 188L214 185H213ZM226 187H227V188H226ZM245 187H246V188H245ZM252 187H253V188L256 187V191L253 190ZM257 187H259L258 190L260 191V189H261L262 192L260 191V193H258V192H257V191H258V190H257ZM57 188H56V189H57ZM89 188H90V189H89ZM118 188H119V187H118ZM127 188H128V186H127ZM147 188H148V189H147ZM183 188H184V189L182 190V192H186L185 190H187V189H186L185 187H183ZM187 188H189V187H187ZM190 188H192V187H190ZM198 188H197V189H194V187H193V189H191V190H189V191H193V190H196V191H197ZM225 188H226V189H225ZM8 189H9L10 191H9ZM30 189H29V190L27 189V190L29 191V194H30V195H34V194L32 193V191H30ZM46 189H47V190H46ZM56 189H55L54 191H56ZM63 189L65 190L64 193H66V191L68 192V194H66V196H65V195H62V194H63V191H64ZM77 189H78V194L76 193V192H77ZM84 189H86V191H84ZM105 189H104V191H105ZM164 189H163V190H164ZM233 189H234L235 191H234ZM238 189H239V191H238ZM240 189H241V190H240ZM27 190H24V191H25V194H27V192H28ZM38 190H39V191H38ZM44 190H45V191H44ZM90 190H91V191L93 190V192H94V191H95V192L98 191V192H97V193L94 192V193H95V194H94V193L91 192ZM142 190H143V189H142ZM175 190H174V191H175ZM224 190H222V191H223L222 194L224 193V197H226L227 192H224ZM242 190H243V191H242ZM247 190H248V191L251 190V192H255V193H252L253 195L258 194V196H260V199H259V197H258V199L256 200L255 197H257V196L255 195V197L252 196V198H255V199H251V200H249V199L251 198V195H252V194L249 192V195H247V194H248V191H247ZM18 191H19V192H18ZM35 191H36V192H35ZM42 191H41V192H42ZM57 191H59V189H57ZM74 191H75V192H74ZM144 191H145V189H144ZM144 191H143V192H144ZM176 191H178V190H176ZM176 191H175V193H176ZM189 191L187 192V194H188L187 196L185 195V193L179 192L181 195L184 194V196H183V195L181 196L180 194H178V197H177V198H176V196H175L176 200L174 199V197H172L171 199H169L170 197H167V202H169V201H171V200H172V201H173V200L177 201V200H179L181 197L184 198L185 196H186V198H187L188 196H190V195L192 194V196H194V197H192V196L188 197V199L190 198V202H189L188 199H187V200H186L187 202H185L186 204H189V203L192 202V206H191V208L196 206V207H197L196 209L202 207V205H203V207L201 208L202 211H203L205 207H206V209H207V207H208V206L205 205V202H206L207 204H209V202L212 201L213 204H212V203H211V204L214 205L213 207H215V204H216V206H217V207H216L217 209L215 208V211H214V212L211 211V210H209V212L211 211V212H213V213L219 211V209H220V208H219V205L222 204V205H220V206H224V203L226 202L225 199H222V200L220 199V197H222V196H220V195H221V194L219 193L220 191H217V188H216L217 195H218V193H219V195H218L219 198H216V197H218V196H215V197L212 196L214 200H212L211 197H210V199H207L208 197H206L205 195L208 194V196H210V195H209L210 192L207 193V192L205 191V192H203L202 195L205 196L204 199L206 198V199L208 200V202H207L206 199H205V200H203V201L200 202V203H202V202H203V203H202L201 206L198 207V205H199L198 203H199V202H197L198 205H195V204H194V203L196 202V200H198V197H196V199H194V198H195V191H194V195H193V192L190 194ZM198 191H199V192H197V193L201 196L200 193H202V192L200 191V189H199ZM216 191H215V192H212V191H211L212 194H211V193H210V194H211V195H214L213 193H216ZM241 191H242V194H241V193H238L239 195H238V194H235V193H237V192H241ZM246 191H247V194H246L247 196L245 195L244 197H242V196H243V193L246 192ZM13 192H12V193H13ZM90 192H91V194L93 193V196L90 194ZM106 192H107V191H105V193H106ZM125 192H126V191H125ZM132 192H133V190H132ZM132 192H130V193H132ZM135 192H134V193H135ZM149 192H150V189H149ZM232 192H234V193H232ZM256 192H257V193H256ZM6 193H7V194H6ZM31 193H32V194H31ZM53 193L56 194L55 196H56L57 198H54ZM69 193H70V194H69ZM105 193H103L104 196H105V197H103V198H106V197H107V196H106L107 193H106V194H105ZM156 193H157V196L155 195ZM164 193H165V192H164ZM164 193H162V194H164ZM175 193H174L173 195H175ZM177 193H178V192H177ZM177 193H176V195H177ZM197 193H196V194H197ZM205 193H206V194H205ZM15 194H16V195H15ZM17 194H18V195H17ZM76 194H77V195H76ZM89 194H90V195H89ZM132 194H133V193H132ZM169 194H168V196H170ZM234 194H235V195H234ZM240 194L242 195L241 197H242L243 199H240L241 197L238 198V196H240ZM244 194H245V193H244ZM259 194H260V195H259ZM0 195H1V193H0ZM74 195H75V196H74ZM88 195H89V196H88ZM142 195H146V193L144 192L143 194H141V196H142ZM148 195H147V196H148ZM215 195H216V194H215ZM237 195H238V196H237ZM15 196H18L17 198H19V199H17ZM64 196H65V197H64ZM90 196H91V197H90ZM99 196H103V195L100 194ZM99 196H98V197H99ZM126 196H127V197H126ZM154 196H156V197H154ZM162 196H163V195L160 196L161 198L159 197L161 200H162ZM164 196H165V195H164ZM179 196H180V198H179ZM196 196H197V195H196ZM200 196H199V197H200ZM227 196H228V195H227ZM235 196H236V197H235ZM248 196H249V197H248ZM89 197H90L91 199H89ZM92 197L95 198V201H94V198H92ZM98 197H97V198H98ZM224 197H223V198H224ZM246 197H248V198H247V200H249L248 202L245 201ZM15 198H16V200H20V201L16 202ZM23 198H24V197H23ZM27 198H28V197H27ZM72 198H70V199H72ZM165 198H166V197H165ZM165 198L163 197L164 200H166ZM178 198H179V199H178ZM186 198H184V199H186ZM201 198H203V197H201ZM215 198H216V200L218 199V200H217L218 202H222V201H223V203H219V205H218V204H217L218 202L215 201ZM237 198H238L239 200H237ZM41 199H42V200H41ZM49 199H50V200H49ZM99 199H100V198H99ZM99 199H98V200H99ZM101 199H102V198H101ZM129 199H131V198H129ZM129 199H128V200H129ZM191 199H192V200H191ZM263 199H264V198H262L261 201H263ZM5 200H6L7 202H5ZM22 200H23V201H29V200H25V198L22 199ZM84 200H85V201H84ZM86 200H88L87 203H86ZM121 200H122V199H121ZM121 200H120V203H117L116 201H119V200H116V199H115V202L117 203V205H115V207H120V208H122L121 211H120L121 213L118 211L119 208H118V209H117V208H114V210L117 211V212H115V211L113 210V211H112V212H113V215H112V216H114V213H115V214L118 213V215L122 217L123 215H125V213H126V209L128 208V206H129V207H132V204H131V203H129L128 206H127V203H128V202H127L126 204L123 202L124 204H122V203H121V202H122ZM128 200H127V201H128ZM133 200H131V202H132ZM157 200H159V199H157ZM168 200H169V201H168ZM193 200H195V201H193ZM201 200H202V199H201ZM219 200H220V201H219ZM233 200H234V201H233ZM242 200H243L244 202H243ZM99 201H101V200H99ZM102 201H103V200H102ZM134 201H133V202H134ZM138 201H137V202H134V203L132 202L133 205H134V204L136 205V203H137V204L142 203V202L139 203ZM155 201H156V199H155ZM172 201H171V202H172ZM198 201H199V200H198ZM240 201H241V202H240ZM253 201H254V202H253ZM261 201H260L259 203H264V202H261ZM4 202H5L6 208L9 206V207H8L9 209H6V208H5ZM50 202H51V203H50ZM52 202H53L54 204H53ZM60 202L63 203V204L65 203V204L63 205V204H61ZM84 202L86 203V206H84V205H85ZM129 202H130V201H129ZM171 202H170V203H171ZM183 202H184V201H183ZM183 202H182V203H183ZM193 202H194V203H193ZM215 202H217V203H215ZM231 202H232V203H231ZM242 202H243L244 204L246 203V205L242 204ZM7 203H8L9 205H8ZM35 203L38 204V207H39V208L36 209L35 206H37V205H36ZM157 203H159V204H158V205L155 204V206L157 205L156 207L158 208V206L161 204V201H160V202L158 201ZM163 203L165 204L166 202L163 201L162 204H163ZM174 203H175V202H174ZM178 203H179V202H177V204H178ZM234 203H236L235 205H237L238 209H237V207L233 206ZM238 203H239L240 205H239ZM67 204H68V205H67ZM69 204H70V205H69ZM118 204H120V205L122 204L123 206H122V207H121L120 205L118 206ZM130 204H131V205H130ZM162 204H161V205H162ZM172 204H173V203H172ZM180 204H181V203H180ZM211 204H209V206H210ZM231 204H232V205H231ZM10 205H11V206H10ZM29 205H30V204H29ZM32 205H35V206H32ZM65 205H66V206H65ZM73 205H74V204H73ZM124 205H126L125 208H123ZM135 205H134V206H135ZM167 205H168V204H167ZM181 205H182V204H181ZM190 205H191V204H190ZM193 205H195V206H193ZM212 205H211V206H212ZM238 205H239V206H238ZM3 206H1V207H3ZM27 206H28V205H27ZM101 206H102V205H101ZM134 206H133V209H134ZM141 206H142V204H141L139 207H141ZM153 206H154V205H153ZM153 206H152V207H153ZM178 206H179V205H178ZM184 206H185V205H184ZM231 206H232V207H231ZM254 206H255V207H254ZM13 207H14V209H13ZM21 207H22V205H21ZM21 207H20L19 209H21ZM25 207H26V206H25ZM25 207H24V208H25ZM28 207H29V206H28ZM32 207H33V209H36V210H32ZM40 207H41V208H40ZM44 207H45V208H44ZM72 207H73V206H72ZM83 207H85V208L83 209ZM126 207H127V208H126ZM136 207H138V205H136L135 208H136ZM161 207H162V206H161ZM181 207H183V206H181ZM187 207H188V210H189V211H188V210H187V211L190 212V208H189V206H187ZM233 207H235V208H233ZM239 207H240V208H239ZM242 207H243V208H244V207H245V208H250L253 212H251V210L247 212L246 210H249V209H246V210H245V208L243 209ZM24 208H23V209H24ZM26 208H27V207H26ZM53 208H55V209L53 210ZM106 208H107V211L105 212V209H106ZM157 208H154V211H155V209H157ZM175 208H177V205L175 206ZM183 208H185V207H183ZM210 208H211V207H210ZM210 208H209V209H210ZM226 208H225V207H224V209L221 208V209H220L221 211H219V213H220V215H221L222 217L224 216V212L226 211V210H225ZM259 208H258V209H259ZM261 208H262V209H261ZM4 209H6L7 211L4 210ZM23 209H22V210H19V211H22V212L25 211V210H23ZM42 209H43V210H44V209L47 210V212H46L47 215L43 213V212H45L46 210L43 211ZM48 209H49L50 211H49ZM60 209H61V208L59 207L58 210H60ZM108 209H110V210H108ZM137 209H139V208H137ZM152 209H153V208H152ZM152 209H151V210H152ZM159 209L162 210V209L160 208V206H159ZM186 209H187V208H186ZM201 209H199V210L201 211ZM241 209L243 210L242 212H245V211H246V212H245L246 214L240 212ZM253 209H254V210H253ZM17 210H18V209H17ZM41 210H42L43 212H42ZM63 210H62V211H63ZM65 210H64V211H65ZM123 210H125V211H124V212H125L124 214H122V211H123ZM127 210H128V211L131 210V212H129V214H130V213L133 214V213H132V212H133L132 209L129 208V209H127ZM135 210H136V209H134V212L136 213ZM175 210H176V209H175ZM175 210H174V212H175ZM194 210H195V209L192 208L191 212H192V211H193V212H196V211H194ZM207 210H208V209H207ZM207 210H206V211H207ZM213 210H214V209H213ZM216 210H217V211H216ZM223 210H224V212H223ZM232 210H233V211H232ZM239 210H240V211H239ZM4 211H5V212H4ZM19 211L17 212L16 209H15L14 216H17V215H18L17 213H19ZM48 211H49V212H48ZM138 211H139V210H138ZM138 211H137V212H138ZM145 211H144V212H145ZM165 211H166V210H164L163 212H161L160 215H162V216L164 217L165 214H166ZM176 211H177V210H176ZM187 211H186V212H187ZM200 211H198V212H200ZM7 212H9V213H7ZM16 212H17V213H16ZM22 212H21V213H22ZM60 212H61V210H60ZM69 212H70V213H69ZM81 212H82V213H81ZM112 212H111V213H112ZM142 212L139 211V213H138L139 215H135V213H134L135 217H136V216H137V217H136V218L134 217L135 219L133 218L132 221L129 220V219H131V218H130V215H131V214L128 215V213H126L128 216H127V215H126V216H123V219H122L123 221H122L121 223H123V222L125 221V219H127L126 217H128L127 220H129V221H131V222H133V220L136 221V219H139V220L137 221V222H139L140 219H143V218H140V217H141L140 214H142ZM144 212H143V213H144ZM164 212H165V214H163ZM186 212L184 211L183 214L186 213ZM203 212H205V211H203ZM209 212H208V213H209ZM211 212L209 213V215L211 214ZM221 212H222L223 214H221ZM229 212H230V211H228V209H227V212H226L227 214L225 213V218L223 217V219H222L220 216H218L219 213L216 214L217 219L214 217L215 214H213V213H212V214L214 215V216H213L214 219H216V220H218V219H219V220H223V222H222V221H220V222L224 223V222H227V221H224L225 219L228 220V216H229L228 213H229ZM249 212H251V213L248 215L247 213H249ZM3 213H4V214H3ZM15 213H16L17 215H15ZM21 213H20V214H21ZM42 213H43V214H42ZM65 213H66L67 215H66ZM68 213H69V214H68ZM111 213H110V214H111ZM119 213H120V214H119ZM156 213L158 214V211H157ZM156 213H155V214H156ZM159 213H160V212H159ZM177 213H178V211H177ZM177 213H176V214H175V213L173 214V215H174V216H173V222H174V219H175V220L179 219L178 216H176V215H178ZM179 213H180V211H179ZM2 214H3L4 216H2ZM5 214H7L8 216H5ZM20 214L18 215L19 217H17L16 219H13V218H12V223L15 222L14 220L17 221V219L19 220V221H17V223L20 222V219H21V221L24 220V218H25L24 221H26V216H28L27 213H26V212H25V213L23 212L21 215H20ZM81 214H84V215L82 216ZM86 214H87V213H86ZM88 214H87V215H88ZM107 214H108V213H107ZM107 214H106V215L103 214V215H105L106 217H107V216H111V215H109V214L107 215ZM136 214H137V213H136ZM148 214H149V216H148ZM153 214H154V213H153ZM153 214H152L148 219H152V216H154ZM191 214H194V216H196V215L198 214V215H197V219H198V218L200 219V217L202 216V215H201L202 212H201L200 214H199V213H191ZM191 214H190V215H189V213L185 214V215L187 216V218L190 219V216H191V218H192V220L190 219V220L192 221V223H188V222H186V221L184 220V221L186 222V224L189 225V226H187V227H192L191 224L193 225V222H195V221L193 220V219H195V218H194L193 215H191ZM195 214H196V215H195ZM23 215H24V218H23V219L20 218L21 216L23 217ZM43 215H44V216H43ZM63 215H66V216L64 217ZM80 215H81L83 218H81V217L79 218L78 216H80ZM92 215H93V216H92ZM167 215H168V214H167ZM185 215L182 216V212H181V217H180L181 220H183V219H182L183 217H186ZM188 215H189V217H188ZM206 215H207V217L209 218V215H208L207 213H206ZM226 215H227V217H226ZM14 216H11V217H14ZM76 216H77V217H76ZM112 216H111V217H112ZM131 216L133 217V215H131ZM138 216H139V217H138ZM162 216H160V217H162ZM198 216H200V217H198ZM41 217H42V218H41ZM47 217H48V216H47ZM52 217H51V218H52ZM55 217H57V216H55ZM55 217H54V219H55ZM70 217H71V218H70L71 220H74L73 215L70 216ZM89 217H88V219L90 220ZM111 217H107L106 220H107L108 218H110V220H112ZM114 217H115V216H114ZM114 217H113V218H114ZM124 217H125V219H124ZM160 217H159V218H160ZM167 217H168V216H167ZM167 217H166V218H167ZM169 217H170V214H169ZM169 217H168V218H169ZM171 217H172V216H171ZM174 217H177V218H174ZM210 217H211V220L213 221V217H212V216H210ZM235 217H234V218H235ZM259 217H261V218H259ZM36 218H34L33 220H36ZM40 218H41V219H40ZM58 218H59V217H58ZM72 218H73V219H72ZM78 218H79V219H78ZM93 218H92V219H93ZM116 218H117V217H116ZM116 218H114L113 223H114V222H117L118 219H120L119 217H118V219H116ZM146 218L144 217V219H146ZM166 218H164V219H166ZM208 218H207L206 220H204V218H203V220H201L202 225H200L201 223H199V222H200L199 219H198V221L196 220L197 224H194V225L196 226V228H197V227H198V228L196 229L195 226L193 225V230L196 229V231H193L192 228H187V227H186V229H185L186 232L190 230L189 232H187V234L189 233V235H191L192 237H194L193 239L190 238V240H192V242H191L190 244H192L193 242L195 243L196 240H197V241L199 240L198 242H200V239H199V238H201L202 236H203V239H204V236L208 237L209 235H213V231H214V230H215V233H214L213 236L217 235V234H216V231L219 232L218 234H221V235H222L221 237H224V238H225V237L227 236V234L224 235V234L226 233V231H224V229H223V231L220 230V231H222V232H220L219 230H216V229H222L221 227H225V225H228V224H225V225L223 224V226H220V224H221V223H220V224H218V225L220 226V227H219V226H216V224L214 223L216 220L212 223V222L210 221V218H209V220H208ZM234 218H233V219H234ZM249 218H250V219H249ZM251 218H252V219H251ZM43 219H44V218H43ZM45 219H46V218H45ZM85 219H84V221H85ZM92 219H91V221H92ZM160 219H162V218H160ZM170 219H171V218H170ZM185 219H186V218H185ZM229 219H230V218H229ZM4 220H3V221H4ZM10 220H11V219H10ZM10 220L8 221V224H10V223H9V222H11ZM33 220H32L31 222H34V223H35V221H33ZM48 220H49V218H48ZM48 220H47V221H48ZM55 220H56L58 223L61 221V220L59 221L58 219H55ZM67 220H69V217H68ZM99 220H100V221L102 220V221H101V222H100V221L97 222L98 220H97V221L95 220V221H96L98 224H99V223H101V224L103 223V224H104L103 227H102V225L99 224L102 228L98 225V227L101 229V231H102L103 229H105V230H106V229H107V230L110 229V228H107V226L110 227V225H107V224L105 223V222H111L109 219L106 221L105 219H101V218H100ZM115 220H117V221H115ZM152 220H154V222H155V220L158 221V222L156 221L155 223L152 222L154 225L151 223V225H153V227L156 225V223L158 224V223L160 222L159 219H158V217L155 218V219H152ZM186 220H187V219H186ZM190 220H189V221H190ZM219 220H218V221H219ZM237 220H238V221H237ZM249 220H251V221H250L249 223H247ZM259 220H261V222H260ZM36 221H37V220H36ZM47 221L45 222V220H44V222H45L44 225L50 224V223L53 222L54 220L52 219L49 223H48ZM56 221H55V225H56ZM77 221H76V222H77ZM104 221H105V222H104ZM119 221H121V220H119ZM119 221H118V222H119ZM163 221H164V220H163ZM163 221H161V222H163ZM165 221H166V223H167L168 219H166ZM184 221H183V222H184ZM230 221H231V219H230ZM236 221H237V223H236ZM22 222H23V221H22ZM22 222H21V224H18V225H17V223H16L15 226H14L13 224H11L12 226L10 225L9 227H7L6 225H2V226L0 227V230H1V231H2V230L5 231V234H4V232H3V233L0 232V239H1L2 241H4V242L6 241V240H3V239L5 238L6 231L9 230V229L4 230V229H6V228L14 227L15 229L11 228L12 230H10V231L12 232L13 237H14V236H17V237H18L19 235H21L20 232H22V231H20V230H21V229H24L25 226H26L25 228H27V226H28V228L25 229V230H28L29 227H30V229L33 227V225H32L31 223L28 222V224H27V221H26V223L23 222V224H22ZM67 222H68V221H67ZM67 222H66V223H64V222L62 223V221H61L59 224L57 223V226L60 225V228H61L63 224H68V223H69V225H70V224L73 223V222H68V223H67ZM87 222H89V221L87 220V221H85L84 223H86V225H87ZM147 222H149V221L147 220ZM173 222H170V225H171V223H173ZM196 222H195V223H196ZM203 222H204L205 224H204ZM207 222H208V223H207ZM216 222H217V221H216ZM228 222H229V221H228ZM257 222H258V223H257ZM5 223H6V222H5ZM37 223H38V222H36V224H34V225H35L36 227H38V229H40V228H39L40 226L37 225ZM46 223H47V224H46ZM61 223H62V224H61ZM84 223H83V224H84ZM93 223H94V221H93ZM93 223H92V222H89V223H88L89 225H87V226H90V225L93 224ZM113 223H112V224H113ZM119 223H120V222H119ZM119 223H117V224H118V226L120 227V224H121V223H120V224H119ZM126 223H127V222H126ZM126 223H123L122 226L125 225ZM135 223H136V222H135ZM140 223H141V222H140ZM143 223H144V222H143ZM143 223H142V225L140 224L139 227H141V226L144 227V226H146L147 224H149V223H146V224H143ZM166 223H163L162 226H161V229H162V227H163V232H164V231H166V232L168 231L167 228H168L169 225H167ZM168 223H169V222H168ZM198 223H199V224H198ZM211 223L214 224V225H212ZM235 223H236V224H235ZM250 223H251V224H250ZM3 224H4V223H3ZM14 224H15V223H14ZM24 224H25V226H24ZM29 224H30L31 226H30ZM53 224H54V222H53ZM53 224H52V225H53ZM75 224H76V223H75ZM79 224H81V222H80ZM108 224H109V223H108ZM110 224H111V223H110ZM136 224H138V223H136ZM164 224L167 225V228H166L165 230H164V227H165ZM206 224H207V226H205ZM210 224H211V226H210ZM247 224H248V225L250 224L249 226H250L251 228H250L249 230H248V229H243L244 226L247 227ZM256 224H257V225H256ZM55 225H54V226H55ZM69 225L67 226V228H66V227L61 228V229H63V231H64V230H66V231L68 230L67 233H69L72 229H73V231L75 230V231H74L75 234H73L74 232L71 231V232H73V233H72L73 236H68V237H69V238H67L68 240H69V239L73 240L74 235L78 234L79 232H80L79 235L82 233V235H80V236H84V238H85V239H84V238H81L82 240H81V239H77V238L79 237V235H78V237L75 238V239L78 240L79 243L76 242V241H72V244L75 242V243H77V246H79L80 244H82L81 246L85 247L84 245H86V242L89 241L90 248H91L92 243H94V242L96 241V242H97V245H98V244L100 245V243H101L102 245H104V243L106 242L107 244L110 243V245H108V246L111 247V245H112V244H111V240H110L109 238H107V236L109 235V233L111 234V231L113 232V235H114V238H113V239L111 238L113 235H112L111 237L109 236V237L112 239V243H115V242H113V241H116V240H118V239L121 238V237L119 236L120 234L117 235V233H114V231H113V229L117 227L116 224H113V225H116V226H115V227L112 226L113 228L111 227V228H112L111 231H110V230L106 231L107 233L110 231V232L108 233V235H105V234H107L106 232H104L105 234H104V233L102 234V240H101V241L98 240V237L95 236L97 233H95L94 235L92 234L93 230H92V232H90V234H89V233L86 234L87 232L84 234V232H83V231H85L84 229L87 230V228H84V229H83L84 225H78V228H81V226H82V229H83V230H81V231L78 230L77 228L74 229V227L72 228V227H70ZM86 225H85V227H87ZM93 225H94V224H93ZM95 225H97V224L95 223ZM126 225H127L128 227H130V225L132 226V223L129 222V223L126 224ZM133 225H134V223H133ZM160 225H161V224H160ZM160 225L158 224V227H159ZM251 225H252V226H251ZM5 226H6V227H5ZM16 226H19V227H17V230H19L20 232H19V231L16 232ZM22 226H24V227H22ZM50 226H51V224H50ZM76 226H77V225H76ZM79 226H80V227H79ZM105 226H106V227H105ZM127 226H125V227L123 226V227H124V229H123L124 231H122V232H124L123 237L126 238V236H128V235H130V237L133 236L134 241L138 239V238H137V239H135V238H136L137 236L139 237L140 232H143L142 229H146V227H144V228L142 227L141 230H138V231H137V232L140 231V232L138 233V235H137V234H136L135 232H133V231H132V232H131V231H130V232L128 231V233H127V231L125 232V228H126ZM171 226H172V225H171ZM171 226H170L169 228H171ZM204 226H205V228H204L205 231H204V232H208L209 230H211V231L213 230V231H212V234H211V233L209 234V232H208L207 235H208V234H209V235L207 236V235H205L206 233H205L204 235H201V234H197V233H196L197 238H195V236H196V235H195V232H198V229L200 230V232L203 231L204 229H203V230H201V229H202ZM212 226H213V227H212ZM215 226H216L217 228H216ZM4 227H5V228H4ZM21 227H22V228H21ZM43 227H44V226H43ZM43 227H42V228H43ZM69 227H70V228H69ZM91 227H92V225L90 226V228H91ZM93 227H94V226H93ZM95 227H97V226H95ZM98 227H97V232H98V230H99ZM104 227H105V228H104ZM119 227H118V228H119ZM123 227H122V228H123ZM132 227H133V226H132ZM134 227H135V228H133V229L135 230V229L138 227V225H136V226L134 225ZM153 227L150 226V227H148V228L150 229V228H153ZM155 227H157V226H155ZM155 227H154L153 229H151V231H150V232H152L151 235L155 234L156 232H157V233H158V232L160 233V232L162 231V230H160V231H156V232H154L155 230H157V228L155 229ZM173 227H174V226H173ZM173 227L171 228V229H172V232H171V230L168 231V232H170V234H169V235H170V238L172 237L171 239H173V236L175 237V235H176L175 233L177 232L176 229H175V232H174ZM199 227H200V228H199ZM206 227H207V228H206ZM211 227H212V228H211ZM226 227H225V228H226ZM2 228H3V229H2ZM19 228H21V229H19ZM33 228H34V227H33ZM58 228H59V226H58ZM118 228H116L115 231L119 230V232H120V230H122V228H120V229H118ZM148 228H147V229H148ZM174 228H175V227H174ZM209 228H210V229H209ZM213 228H216V229H213ZM253 228H254V229H253ZM260 228H261V230H262V226H261ZM260 228H259V230H257L256 232L259 233V231H261ZM38 229H33V230H28V231H30V233H31V232L37 230V231H35V232H37V234H40L41 232H39L40 230H38ZM91 229H93V228H91ZM91 229H90V230H91ZM95 229H96V228H95ZM130 229H132V228H130ZM138 229H140V228H138ZM230 229H229V230H230ZM239 229H243V230L241 231V230H239ZM13 230H15V232H14L15 234L13 233ZM76 230H78V231H77L78 233H76ZM152 230H154V231H152ZM158 230H159V229H158ZM185 230L183 231V232H184V233H183V236H185ZM206 230H208V231H206ZM232 230H231V231H232ZM263 230H264V227H263ZM263 230H262V231H263ZM10 231H9L10 234L7 232V235H8V236L11 235V232H10ZM44 231H45V232H44ZM48 231H49V233L51 232L50 229H48ZM48 231H47V230H43L42 232H44V234L41 233V236L43 235L42 240L45 239V238H46V239L48 238L49 241L46 240V242L48 241V244H50V243H51L50 238H51L52 236H48V234H49V233L47 234ZM103 231H104V230H103ZM103 231H102V232H103ZM148 231H149V230H146V232H148ZM231 231H230V232H231ZM250 231H251V233H250ZM18 232H19V235H17ZM24 232H26V235H25V236H24ZM94 232H95V231H94ZM94 232H93V233H94ZM102 232H101V233H102ZM153 232H154V233H153ZM173 232H174V234H173ZM178 232H179V231H178ZM181 232H182V231H181ZM181 232H179V234H180ZM204 232H203V233H204ZM223 232H225V233H223ZM227 232H229V231H227ZM230 232L228 233L229 235L226 237V240H227V238L230 236L228 239L231 238V240L234 239L233 241H235V240H236L235 238H237L238 235H239L240 233L237 232V233L235 234V232H234V233H233V236H232V235H231L232 233H230ZM45 233L47 234L48 237H44V236H45ZM61 233H62V232H61ZM64 233H65V232H64ZM101 233H99L100 238H101ZM120 233H121V232H120ZM157 233H156V234H157ZM159 233H158V235H159ZM198 233H199V232H198ZM248 233H250V235L253 233V234L251 235V238H250V236H249ZM28 234H29V233H28L27 231H24V230H23V234H22V235H23L24 237L21 235V236H19V239H21L22 241H26L28 238H27V239H23V238L28 237V236H27ZM37 234H35V235H37ZM91 234H92L93 236H92ZM141 234H142V233H141ZM141 234H140V237L145 236V237H143V238H146L147 233H146V235H143V234H144V232H143L142 236H141ZM171 234H173V236H172ZM193 234H194V235H193ZM259 234H261L262 236H261V235H257L256 238H257V240H258V237H259V238L262 237V239H259V240L261 241V240L264 239V237H263L264 235H263V233H259ZM49 235H50V234H49ZM55 235H56V234H55ZM61 235H64V234H61ZM61 235H60V236L57 235V237H56V236H53L52 239H51V240L53 241V243L55 242V240H54L55 238H56V242H58V237L61 238V239H62V237H63V239L65 238L64 240L62 239L63 241H65V240H66V235H64V236H62V237H61ZM69 235H70V234H69ZM86 235H88V236L90 237L89 239H91V240H88V237H87ZM90 235H91V236H90ZM104 235H105V236H104ZM135 235H137V236H135ZM149 235H150V234H148L147 236H149ZM158 235H157L156 237H158ZM163 235H164V236H163ZM177 235H178V234H177ZM177 235H176V236H177ZM181 235H182V233H181ZM200 235H201V236H200ZM234 235H235V237H234ZM247 235H248V236H247ZM3 236H4V238L2 239ZM38 236H40V235H37L36 238H37ZM115 236H117V237H116L117 239L115 238ZM134 236H135V237H134ZM162 236H163V238H164V240H165V236H167V234H166L165 232L162 233L161 236L157 238V239H158L157 241H158L159 243L154 242L155 246L152 247V249L155 248V247H159V249H160V247H161L162 249L165 248L166 250H168V249H167L168 247H167V248H166V247L163 248V247L160 245V241H162V239H163ZM187 236H188V235L185 236V239L180 238L179 240H176L177 243H178V241H179V243H180V240H181V239H182V241H183V240H184V241H183V243H182V241H181L182 244L180 243V248L176 246L177 250H176L175 252L173 251L174 248L170 247V249L172 248L171 251H172V253H173V255H172L173 257H177L176 252L178 251V249H179V252H177V253H178V254H179V253H180V254L182 253V257L184 256V255H183V252H184V251L180 252V249H182V247H181L182 245H183V248H188L189 240H187L188 244H187V242L184 243L185 240H186V237H187ZM198 236H200V237L198 238ZM236 236H237V237H236ZM13 237H12V235H11V236L9 237V240H10L11 238H13ZM29 237H30V236H29ZM33 237H35V236H33ZM33 237H30V238L28 239V242H30L29 240H31L32 243H31V242H30V243H31L32 245H33V242H34V241L37 242V243H39V244L41 243V245H35L36 243L34 242V245H33V246H35L36 248L31 247V248L34 249V250H33V249L30 248V245H31V244H30V243H26V244L24 245V248L27 249L26 247H28V249L25 250L24 253L28 251V252H27V253H28L27 255H29V256H30V255H33V257H35V259H38V258H39V259H42L46 253H45V254H44V253L42 254V255H43L42 258H40L39 255L34 256V254H35V253H36V254L41 253L40 251H41L43 248H44L43 251L45 252V248L50 247V246H47L48 244L45 243V240L41 241V240H40L41 237H40V239L37 238L38 240H37V239L35 240V238L33 239ZM49 237H50V238H49ZM91 237H94V240H95V241L93 240L92 243H90V242L92 241V238H91ZM95 237L97 238V240L95 239ZM118 237H119V238H118ZM177 237H178V236H177ZM177 237H176V238H177ZM180 237H181V236H180ZM209 237H212V236H209ZM215 237H216V238H215ZM215 237H212V240H215V241H216V240L218 241V239L221 240L220 235H219V236H215ZM218 237H220V238H218ZM244 237H243V238H244ZM79 238H80V237H79ZM104 238H105V239L107 238V239H108V242H107V240H105ZM128 238H129V237H128ZM128 238H126V242L124 241V239L121 238V239L123 240V243L121 242L122 240L120 239L121 241L118 240V243L120 242L119 244H115V245L113 244L115 247H116L117 245H119V246L121 245L120 247H123V246L126 244V246H124V247H125L124 250H123V248H119V249H118V250H120L121 252H122V251H124V252H122V253L120 252L121 254L119 253L120 255H119V254L115 255V257L112 256V258H114V260H115V258H117V256H118V259H116V260H118V261H115L116 264L119 263V262L122 263V262H124L125 260L127 261L128 257H127V259H125V258H126V256L128 255V253L130 254V252H133L132 254L134 255V254H136V253L139 254V252L142 251V250L140 251V249H138L140 246L136 248V246H137V244L139 243V241H141V238H139V241H138L137 244H135L136 241H135V243L133 242L135 245L132 244V245H134V247L132 246V248H133V249H134V248L136 249V250L134 249V251H135L136 253L133 251L132 248H129V247H128V246H129V245L127 244V242H128L127 239H128ZM160 238H162V239L160 240ZM168 238H169V237H168ZM168 238L165 240V245H166V243H167V246L169 245V243L166 242V241H167V240H168V241L170 240V238H169V239H168ZM176 238H175V239H176ZM188 238H189V237H188ZM256 238H255V241H253V240H251V241L256 242ZM6 239H7V237H6ZM32 239H33L34 241H33ZM61 239H60V240H61ZM129 239H131V238H129ZM129 239H128V240H129ZM203 239H202V240H203ZM240 239H241L243 242H241ZM244 239H246V238H244ZM39 240H40V241H39ZM62 240H61V241H62ZM68 240L65 241L66 245L68 244V246H66V249H67V247H69V242H68ZM79 240H81V242H80ZM83 240H84V241H83ZM103 240H105L104 243H102ZM109 240H110V241H109ZM143 240H144V239H142V241H143ZM147 240H148V239L146 238V241H147ZM194 240H195V241H194ZM202 240H201V242H200V247L197 248V249H196L195 246H192V248L183 249V250H187V251H185V252H186V254H187V257L189 256L188 259L186 258V256H184L183 259H184V261H186L185 263H187V262L189 263V262H190V258H191V259L193 258V257L191 256L192 254H190V253L188 254V252H193L194 249H195V250H199V249H200L199 252H200L201 254L204 252V253L206 254L207 257H209V256H210V257L207 258L206 256H204L203 258H204L205 260L202 258V259H203V263H202V259L200 258V256H203L204 253H203L202 255H198V254H197L198 251H195V250H194V251L196 252V254L198 255V258H197V260H194V258H193V260H194L195 263L197 262V264H198V261H200L199 264H201V263L204 264V261H207V259H208V261H209V264H210V263H211V264H213V263L216 264V262H214V261H217V263L219 262V261L217 260V258L220 260V262H221V261L224 262V261L226 260V261H228V262H227L228 264H231V262H232L233 260L231 261L229 256L232 254L231 259H232V257H233L234 255L237 256V254H235V253H236L238 250H240V251L242 252V251H243V248H244V247H242V245L244 246V244L247 243V240H243V239H242V235H241V237L239 236V237L237 238V241H238V240L240 241V242L238 241L239 246L237 245V246H238L237 248H239V247H242V248H239V249L235 248V247H236V244H237V243H235V242H237V241H235V242H232V241H231V243L229 244V247H230L231 245H233V244L235 243V247H234V248H233L234 245L232 246V248H231V247L229 248V249H230V252L228 251V250H229L228 248H227L228 250L226 249V247L228 246V244L225 245V248H224V244L221 245L220 247H223L224 250H227V251H228V253H227V251H224V252H226L227 254H230L231 252H234V250H235V252H234V253H231L229 256H228L226 253H224V252L222 251V250H223L222 248H220V251H218L219 248H218V246H217L218 250H216V249H215V250L218 251V253H216V251H215L216 254H214V255H216V256L213 257V258H215L216 260H214L213 258H211V256H212V255H211V252L214 253V251L209 252V253H210V254H209L208 251H210V248H208V249H206V248L208 247V245H212V246H213V245L216 244V243H217V245H218V242L213 243V241H212L210 244H208V245L206 244V245H207V246H206L205 244L202 243ZM204 240H205V239H204ZM206 240L208 241L209 239L206 238ZM224 240H225V239H224ZM226 240H225V241H226ZM2 241H0V243H1ZM10 241H11V240H10ZM63 241H62V243H63ZM99 241H100V243H98ZM130 241H131V240H130ZM142 241L140 242L141 244H142ZM148 241L151 242V240H148ZM154 241H156V239H155ZM170 241L172 242L173 240H170ZM176 241H175V242H176ZM215 241H214V242H215ZM260 241H258V242H260ZM26 242H27V241H26ZM56 242H55V243H56ZM67 242H68V243H67ZM116 242H117V241H116ZM124 242H125V244H124ZM144 242H145V241H144ZM162 242H163V241H162ZM209 242H210V241H208V243H209ZM261 242H262V241H261ZM2 243H3V242H2ZM5 243H7V246H8L9 243H10L9 245H11V242H7V241H6ZM55 243L52 244V245L50 244V245L53 246V247L55 248V247L58 245V243H60V242L56 243V244H57L56 246H55ZM128 243L131 245L132 242H128ZM140 243H139V244H140ZM145 243H146V242H145ZM177 243H176V244H177ZM201 243H202L203 245H205V246H202ZM221 243H222V241H221ZM240 243H241V244H240ZM249 243H250V240L248 241V244H249ZM12 244H13V245H12L13 248H14V247L17 248V247L19 246V245H16V244H15V246H14V242H13V241H12ZM28 244H29V245H28ZM45 244H46V245H45ZM87 244H88V243H87ZM107 244H106V246H104V248L106 247L105 250L109 249V247L107 246ZM123 244H124V245H123ZM141 244H140V245H141ZM156 244H159V246H156ZM163 244H164V243H163ZM190 244H189V245H190ZM196 244H197V242H196ZM248 244L245 245V248L249 247L250 244H249V245H248ZM1 245H5V244H1ZM26 245H27V246H26ZM32 245H31V246H32ZM42 245H43V246L45 245V246H47V247L44 246L42 249H39V251H36V250H38V247L40 246L39 248H41ZM59 245H60V244H59ZM62 245H63V244H62ZM62 245H60L61 247H60V246H59V247H58V246L56 247V248H57V249H56L57 252H55V250H54V252L58 254L57 257H61L62 255H66L65 253H67V252H68L67 250L70 249V247H71V246H70V247L66 250V249L64 248L65 245H63V246H64V247H63L64 250H66L67 252H65V251H63V253H62V252H58V250H59V251L63 250ZM95 245H96V243L94 244V246H95ZM97 245H96V246H97ZM99 245H98V246H99ZM122 245H123V246H122ZM127 245H128V246H127ZM172 245H173V244H172ZM178 245H179V244H178ZM185 245H187V247H185ZM197 245H199V243H198ZM219 245H220V243H219ZM12 246H8V247L10 248V250L12 249ZM86 246H87V245H86ZM94 246H93V247H94ZM98 246L96 247V249H94L95 247L89 249V250H92V253L87 254V253L85 252L86 254L83 253V255H84V256L86 255V257H87V255H88L87 258L90 259L89 257H92V256H93V255H91V254H93V251H94V252H95L94 254L96 255V257H98V256H97V253H100V252H99V251L96 252L95 250H97V249H99V248L102 247L101 245H100L101 247H100V246L98 247ZM119 246H117V248H118ZM142 246H143V244L141 245V247H142ZM169 246H171V245H169ZM190 246H191V245H190ZM251 246H252V245H251ZM5 247H6V245H5ZM19 247H20V246H19ZM53 247H52V248H53ZM126 247H128L130 250H129L128 248L126 249ZM130 247H131V246H130ZM173 247H174V246H173ZM193 247H194V248H193ZM210 247H211V246H210ZM215 247H216V245L213 246V248H211V249H214ZM254 247H255V246L253 245L252 248H254ZM263 247H264V244L260 246L261 249H263ZM15 248H14V249H15ZM20 248H21L20 250H24V248H22V246H21ZM58 248H60V249H58ZM102 248H103V247H102ZM146 248H147V246H146ZM150 248H151V247H150ZM150 248H147L146 251L149 250ZM176 248H175V249H176ZM255 248H256V247H255ZM0 249H2V248H0ZM14 249H13V250H14ZM47 249H48V248H47ZM47 249H46V250H47ZM50 249H51V248H50ZM80 249H81V248H79L77 251H81ZM121 249H122V250H121ZM131 249H132V250H131ZM141 249H143V247H142ZM152 249H151V250H152ZM162 249H161V251H162ZM165 249H164V250H165ZM170 249H169V250H170ZM175 249H174V250H175ZM189 249H192V251H188ZM233 249H234V250H233ZM236 249H237V250H236ZM247 249H248V248H247ZM250 249H251V248H250ZM257 249H259V246H258V248H256L255 250H257ZM20 250H19V248H18V250L15 249V252L12 251V253H13V252L16 253V251L19 252ZM70 250H71V249H70ZM83 250L86 251V249H83ZM83 250H82V251H83ZM89 250H87V251H89ZM128 250H129V251H128ZM144 250H145V249H143V251H144ZM203 250H205V251H203ZM248 250H249V249H248ZM253 250H254V249H253ZM259 250H260V249H259ZM259 250H258V251H259ZM3 251H5V250H3V249L0 250L1 253H2ZM30 251H31V252L33 251V253H31ZM49 251H50V250H49ZM77 251H76V252H77ZM126 251H127L128 253H127ZM146 251H145V252H146ZM202 251H203V252H202ZM240 251H239V252H240ZM258 251H257V254H254V255H256V256L259 255V257H260V256H264V254L262 253V251H261V252L259 251L260 253H259ZM5 252H6V251H5ZM5 252L3 253V254H5L4 257H5V256L12 257L11 253H9V254L7 253V255H6ZM7 252H9V250H8ZM20 252H21V253H20ZM20 252H19V254H18V256H17V257H19V261H21L20 263L31 264L30 261H26V262H25V256H24V253H23V251H20ZM54 252H53L52 254H54ZM70 252H71V253H70L71 255H70V254H67V256L70 257V258L74 257L73 260L75 259V261L71 260L72 264H76V263L79 264V263H78L79 261H80V263H81V259H82V258L80 257V259L77 260V258H76L75 255L77 254V256H80L82 253L79 252V254H78V252H77V253H75L74 255H72V253H74V252H72V250H71ZM90 252H91V251H90ZM110 252H111V253H110ZM112 252H113L112 250L109 251V254H112V255H113ZM125 252L127 253V255H126ZM149 252H150V251H149ZM149 252H147V253L149 254ZM152 252H153V251H151L150 253H152ZM167 252H169V251H167ZM221 252L223 253V255L220 254ZM239 252H238V254L241 255L242 253L240 254ZM263 252H264V249H263ZM80 253H81V254H80ZM103 253H104V252H103ZM103 253L101 252V253L99 254V258H101V259H103V260H104L105 258H106V260H109V259L111 258V257L108 258L109 256H105V257L102 256V257H100V255H102ZM123 253H124V254H123ZM141 253H143V252H141ZM147 253H146V254H147ZM153 253H154V252H153ZM163 253H166V251L163 252ZM169 253H170V252H169ZM169 253H167V255H169ZM172 253H171V254H172ZM200 253H199V254H200ZM3 254H2V255H3ZM16 254H17V253H16ZM48 254H49V253L47 252V255H48ZM52 254H49V257H50V255H52ZM60 254H62V255H60ZM122 254H123V255H122ZM146 254H145V255H146ZM171 254H170V255H171ZM208 254H209V255H208ZM219 254H220V256H222V258H223V257L225 258L226 255H227V258L221 260V259H220L221 257L218 256ZM224 254H226V255L224 256ZM260 254H263V255H260ZM10 255H11V256H10ZM19 255H22L23 257H22V256L20 257ZM40 255H41V254H40ZM47 255H46V257H47ZM69 255H70V256H69ZM121 255H122V256H121ZM133 255H131V256H133ZM141 255H142V254H141ZM145 255L142 256V257H146ZM149 255H150V254H149ZM175 255H176V256H175ZM249 255H250V254H249ZM38 256H39V257H38ZM110 256H111V255H110ZM120 256H121V258L123 257V258H122L123 260L120 259ZM135 256H136V255H135ZM135 256H133V257L135 258ZM138 256H139V255H138ZM172 256H171V257H172ZM179 256H180V255H179ZM179 256H178V257H179ZM190 256H191V257H190ZM193 256H194V255H193ZM217 256H218V257H217ZM252 256H253V255H252ZM252 256L250 255V257H252ZM256 256H255V257H256ZM9 257H8V258H9ZM36 257H37V258H36ZM68 257H67V258H68ZM86 257H85V258H86ZM154 257H156V255H155ZM154 257H153V258H154ZM171 257L168 258V259H169V260L172 259V261L174 260L173 263H175V264H177V263H178V264H181V263H182L181 258L178 259V261L176 262V261H175L176 259H173V257H172V258H171ZM194 257H195V256H194ZM216 257H217V258H216ZM250 257H249V258H250ZM20 258H21L22 260H23V258H24V262H22V260H21ZM50 258H52V257H50ZM55 258H56V257H55ZM63 258H65V256H63V257L60 258L61 261H62V260H63V261L66 260V262H67V261H68V262L70 261V258H68V260H67V259H63ZM83 258H84V257H83ZM85 258H84V260H82V263L84 262V264H86V260H85ZM87 258H86V259H87ZM112 258H111L110 260H112ZM136 258H137V259H136ZM136 258H135L136 260H135V262H134L133 264H136V261L142 259L141 257L138 258L137 256H136ZM148 258L150 259L151 256L148 257ZM148 258L146 257V258H145V261H146V259H148ZM153 258H152L151 260H154ZM162 258H163V256H162ZM185 258H186V259H185ZM206 258H207V259H206ZM210 258H211V260H213V261L209 260ZM235 258H236V259H235ZM249 258H248V259H249ZM261 258L263 259L262 261L264 262V258H263V257H261ZM39 259H38V260H39ZM47 259H48V258H46V260H45V258H44V260H45L44 263L42 262L43 259L40 260V261H41L40 263H41V264H42V263H43V264H46V262H47V264H51V260H50L49 263H48V260H49V259H48V260H47ZM101 259H99V260H101ZM119 259H120V260H119ZM124 259H125V260H124ZM149 259H148V260H149ZM163 259H167V258L165 257V258H163ZM163 259H161L162 262H160V258H159V259H158V258H155V263L157 264V262H159L158 264H162V263L164 264V262L166 261L165 263L167 264V263L169 262L168 259L165 260V261H163ZM234 259L236 260V263H235V261L232 262V263H235V264H237V262L240 260V259L238 260L237 257H234ZM250 259H251V258H250ZM253 259H254V257H253ZM27 260H28V259H27ZM54 260H56V259L53 258V259H52V262H53ZM57 260H58V258H57ZM76 260H77V261H76ZM103 260H102V261H103ZM110 260H109L108 262H110ZM121 260H122V261H121ZM148 260H147L146 262H145V261H144V262H145L146 264H149V263L152 264V263H154V262H150V260H149V262H148ZM158 260H159V261H158ZM237 260H238V261H237ZM5 261H6V260H5ZM63 261H62L60 264H63ZM156 261H157V262H156ZM167 261H168V262H167ZM180 261H181V263H180ZM184 261H183V262H184ZM191 261H192V260H191ZM210 261H211V262H210ZM226 261H225V262H226ZM28 262H30V263H28ZM71 262H69L68 264H70ZM75 262H76V263H75ZM127 262H130V261H127ZM144 262H143V264H145ZM223 262H221V263H223ZM229 262H230V263H229ZM239 262H240V261H239ZM239 262H238V264H239ZM241 262H242V261H241ZM241 262H240V263H241ZM249 262H250V260H248V263H249ZM256 262H257V261H256ZM53 263H54V262H53ZM53 263H52V264H53ZM111 263L113 264V261H112ZM137 263H139V262H137ZM173 263H172V264H173ZM185 263H184V264H185ZM188 263H187V264H188ZM248 263H247V264H248ZM253 263H254V262H251V264H253ZM32 264H34V263H32ZM35 264H38V263H35ZM65 264H66V263H65ZM87 264H88V262H87ZM139 264H140V263H139ZM169 264H170V262H169ZM219 264H220V263H219ZM224 264H225V263H224ZM257 264H259V263L257 262Z\"/></svg>",
  "mask_w": 264,
  "mask_h": 264
}]
</instances>
